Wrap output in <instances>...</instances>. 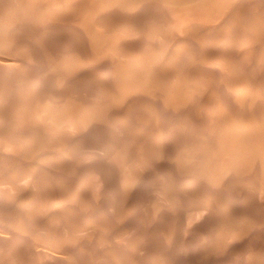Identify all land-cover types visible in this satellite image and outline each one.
I'll return each mask as SVG.
<instances>
[{"label": "rangeland", "instance_id": "1", "mask_svg": "<svg viewBox=\"0 0 264 264\" xmlns=\"http://www.w3.org/2000/svg\"><path fill=\"white\" fill-rule=\"evenodd\" d=\"M66 1V2H65ZM65 1H63L61 4L63 5L64 4V7L63 6H59V8H60V10H57V12H53V11H47L45 14L43 13L42 14V17L41 16H38V15H40V14H38L37 15V17H36V19H37V21H46V22H49L52 26H55L56 27V29H55V27H53V28H51L52 29V31H46V32H44V33H41L37 38H35V41H37V43L35 42V41H33V46L35 45V46H39V48H41L42 46L41 45H43V44H47L49 41L50 42H52V43H50L52 46H50V44H49V48L48 49H50L51 50V47H52V49H53V45L55 44V46L57 47V42H58V40L60 39V40H62V42H63V44L61 45V46H59V47H57V49H58V51L60 50V53L62 54V55H60L59 53H58V51L57 52H55L56 54L58 53V55L57 56H60V58H63V61L58 57V59L59 60H61L62 62H63V66H59V67H55V68H50L51 70H49V72L47 73V72H45L46 70H44V72L46 73V74H48V75H46V76H48V77H50L51 78V82L49 83V85H48V89H47V91H48V94L50 93H52V96H53V94H54V96H55V94H56V96H62V97H65V101H64V98H62V100H63V102H65L64 103V105H66V99H67V101H69L68 103H67V105L66 106H71V99H85V100H83L84 102H86V103H88L89 104V102H90V104L91 105H89L91 108H92V111H96V113L97 112H100L101 111V108L100 107H102V108H105V106H106V104H107V102H109L107 105H109L110 107H109V109H107V111L104 109H102L103 111H105V112H108L109 113V118L107 117V116H105V114H104V117H103V113H105V112H100L101 114L100 115H98V117H101V115H102V117H103V119L102 120H104V121H102V123H101V118L100 119H97V118H95L96 120H98L99 121V123L100 124H102V125H100L99 123H98V121H96L95 119L93 120V121H87V125H88V123H89V125L87 126L88 128H89V130H88V128L87 129H83L82 130V128H86L85 126H86V124H83V122H84V120H83V122H81V120L82 119H86V117L84 118L83 116H82V118L80 119V118H78V117H80V116H78L77 118H78V120H77V118H74V119H72V121H71V123H70V121H69V123L67 122L68 121V118L67 117H65L64 118V116H62L60 119H61V121L62 122H64V124L62 123V122H60L61 124H59V128L57 127H55V126H58V125H48V127L50 128V129H47V127H46V125H47V123L48 122H45L46 123V125L44 124V119H45V117L43 116V114H40L37 110V106H39L38 104H39V102H38V104L36 103L37 101L36 100H38V98H39V96H37V95H39V94H41V88H39L40 89V91H39V89H38V87H35V86H37L38 85V83L35 81V73H37L35 70H33L32 69V66H31V63L30 62H28V60L27 59H29V58H27V54H26V51H25V54L24 53H22L21 51H24L26 48H24V47H22V46H20L19 48H18V50L16 49V50H12V49H10L9 48V46L8 47H6L5 45L4 46H0L2 49H1V51H0V65H1V67H0V84H2V86H0L1 88H7V86L9 85V87H8V89H10V85H12V87H11V89H12V91H14L15 89H17V91L15 92L14 91V93H12V91H11V89H10V92H7L8 91V89H4L3 88V90H7L6 92L8 93V94H5L6 92L5 91H3L2 89H0V91H2L1 93L2 94H4L3 96H1V97H3L4 98V96H5V98L8 100V101H6V99H5V102H4V100H3V98H1L0 97V99H1V103H0V127H2V128H0V131H2V130H5L9 125L10 126H12V127H14L19 121H21V122H19L20 124H17L16 126H18L19 128H22V129H18V131H19V133H20V130L22 131V133L21 134H23V133H28L29 131V133H35V134H33V135H35L37 138H34V139H32L33 141H35V143H33L32 144V142L33 141H28L29 139H26L25 140V142L23 141V142H21L20 143V145H19V142H15L14 140L12 141V140H9V139H7L8 141H11V143H9L10 145H13V148L15 149H13L12 148V146H11V148H10V146L7 144V145H5V141H7L6 140V137H3L0 141H2V142H0V149H1V151H0V177H1V180H0V190H3L4 189V191H1L0 193H1V196H2V193H3V195H5V196H2L1 197V199L3 198V201L0 199V249H2V251L0 250V254H2V255H0V260H1V258H2V260H1V264H11V263H13V264H31V263H33V264H41L42 262V264H61V263H67V261H68V263L67 264H71V260H73L74 261V263H73V261H72V264H87V263H84V261L86 260V258H87V260H86V262L88 261V263H89V261L91 262L92 261V263L91 264H102L104 261V263L103 264H107V263H109V262H111L110 264H113V262H114V264H127V262L129 263V264H144L145 262H147L148 264H162L163 262L162 261H164V260H166V261H164V264H205V263H207V264H213V262H215L214 264H217L218 262H220V258H222V257H224V258H222L223 260L221 261V264H223V263H226V264H229V262H230V264H248V262L250 263V264H252L251 262H253L254 264H257V262H259V264L261 263V261H262V263H264V243H262V242H264V238L262 239V237H264V236H262V235H264V226H262V225H257L258 223L259 224H263L264 225V196H263V194H264V170L262 169V168H259V167H262L261 165V162H260V164H259V160H261V158H259V160H257V164H259V167H256L257 166V164H256V166H255V164H254V166H253V169L251 168H248V167H250V166H252V164H250V166L248 165H246L245 167V172L242 170V172L243 173H245V174H243V173H241V172H238V174L240 173V175L241 176H237L236 177V175H234V173L236 172V174H237V171H241V170H237V171H235L234 172V169L233 170H231L232 171V176H234V177H231L230 178V181H231V179H233L232 181L234 182V183H236V184H233V183H231V182H228V180H229V178H228V176H226V174L225 173H223V174H225V176H223V177H225L226 179L228 178V180L226 181V179L224 180V179H221V178H223V177H219L218 176V174H220V172L218 173L217 171L218 170H220L221 168H216L215 167V169L217 170L216 172L218 173V174H216L215 173V169L214 170H212V167L211 168H208V170H206L205 172H203V169H201V170H198V169H200V166L202 167V168H204V170L207 168V167H209V163H213V164H211L212 166H216V164L218 165L219 164V167H220V162L219 161H221V159H223L224 158V155L222 154V149L221 150H219L220 148H218L217 150H219V151H221V153H219V151H216L215 149L217 148V146L218 145H220V143H225V144H222L223 146H224V148H226V147H228V145H226V141H228V140H224V138H225V135L227 134V135H229V136H227L226 135V137H230V142H231V139H233V138H231V136L232 137H235L236 135H235V133L236 132H239L238 133V135L241 133L242 134V132H243V129L242 128H239V127H243V128H245L244 129V132H243V136H249L250 137V134H251V132H252V134H251V136H254V134L256 133V130H254V129H256V128H252V126L250 127H245L246 126V124H244V122L243 121H245V119L246 120H249V119H252V120H255V119H253V117L254 118H256V117H258V118H256V120L258 121V120H264V102H262V101H264V91H262V92H260L261 90H264V44H262L263 42H264V32H263V34L261 33V34H259L260 35V37H259V35H256V36H254V41L256 42L257 41V43H258V41H260L259 42V45H260V49H256L253 45H251V39H250V34H248V33H246V35H245V33L244 34H242L243 32H240L239 30H241L242 28H243V26H242V23L239 21V18L240 17H243V13H244V18H247L248 16H249V18H247V19H249L250 21H252V23H253V21H254V23L255 24H257V25H260V24H264V11H263V8H264V3H263V1L264 0H257V2H256V0H228V2H227V4H226V7H224L223 6V4H221L222 5V7H221V5H220V9L221 8H223L222 9V13H221V10H219V8H216L217 9V11H214L215 10V8H213L214 10L213 11H211V12H209V14L211 13L212 15H205V16H203L202 17V15L200 16L201 18H197V19H195V21H194V17H193V20H192V18L191 19H189L188 21H184V20H187V19H183V21L181 20V19H179V21L177 20L176 22H178V23H176V22H174L175 21V19H178L179 17L177 16L176 17V15H174L175 14V12L177 11H181V9H182V7H181V5L179 6V4L178 3H174V4H176L175 5V7H174V4L173 3H171V5H169V4H167V2L165 1V0H161V2H160V0H155V2H153V0H140V1H138V5H137V7H136V4H134V6H130L131 8H133V11H132V9L131 8H129V7H126L125 5V3H127V1H125V0H123V1H125V2H123V1H121V2H123V5L121 4V3H119V1H117V0H112V4L109 6V8L107 9V7L105 6L104 7V9H103V7L100 9L99 8V10L100 11H98V13H97V15L95 16L94 14L92 15V14H87V13H83L84 15L86 14L87 15V19H86V15L84 16L83 14L81 15V10L79 9L80 7L79 6H77L76 4H74V3H72L70 0H69V2H67V0H65ZM86 0H81V3H82V5L84 6V3L83 2H85ZM96 0H92V1H90L89 0V2L87 3V7L90 5V3L92 2V5L94 4V5H98V3L99 2H101V0L100 1H96L97 2V4H96V2H95ZM103 2L105 1V0H102ZM107 1H109V0H107ZM111 1V0H110ZM133 1V0H132ZM131 0H129V2H132ZM164 1H165V3H164ZM239 1H240V3H239ZM73 4V5H75V6H71V3ZM116 2V3H115ZM141 2H142V4H141ZM231 2V3H230ZM232 2H235V3H232ZM243 2V3H242ZM245 2H247V4H245V6H244V3ZM4 3H5V0H0V7L1 6H4ZM66 3H67V5H66ZM69 3H70V6H69ZM150 3H151V5H150ZM229 3V4H228ZM257 3V4H256ZM1 4H3V5H1ZM60 4V5H61ZM115 5V7H114V5ZM155 4V5H154ZM158 4V5H157ZM173 4V5H172ZM177 4H178V7H177ZM224 4V5H225ZM248 4H249V6H251L250 8H249V6H248ZM258 4L260 5V6H258ZM65 5H66V7H65ZM144 5V6H143ZM157 5V6H156ZM160 5V6H159ZM162 5V6H161ZM168 5H169V7H168ZM227 5L229 6L228 7V10H227ZM255 5H256V7H255ZM111 6H112V8H111ZM120 6V7H119ZM123 6V7H122ZM142 6V7H141ZM152 7V9H151V7ZM165 6L168 8H166V10H165ZM171 6H173V7H171ZM187 6V5H186ZM186 6H184L183 7V10H182V12L183 11H186ZM197 6V5H196ZM234 6V7H233ZM62 7H63V9H62ZM85 7V6H84ZM90 7V6H89ZM94 7V6H93ZM97 7V6H96ZM119 7V8H118ZM150 7V8H149ZM171 7V8H170ZM188 7V9L187 10H190L189 9V6H187ZM257 7H259L260 9L262 8V11H261V14H262V12H263V16L260 14V11H257ZM57 8V7H56ZM71 8V9H70ZM121 8V9H120ZM124 8V9H123ZM129 8V9H128ZM143 8V9H142ZM149 8V9H148ZM177 8H180V10L179 9H177ZM184 8H185V10H184ZM253 8V9H252ZM2 10H0V20H2V19H4V21L6 20V18L8 19V17H6V16H10V12H9V10H7L6 8H1ZM226 9V10H225ZM240 9V10H239ZM248 9V10H247ZM7 12H9V15H8V13L6 14V11ZM113 10V11H112ZM129 10H130V12H129ZM140 10V11H139ZM219 10V11H218ZM233 10V11H232ZM238 10V14H237V11ZM252 10V11H251ZM256 10V11H255ZM259 10V9H258ZM75 11V12H74ZM110 11V12H109ZM132 11V12H131ZM145 11V12H144ZM228 12V11H230L231 12V14H230V18L228 17V20H227V14H226V12ZM235 11V12H234ZM240 11H243V13H241ZM48 12H49V14H48ZM51 12V13H50ZM108 12V13H107ZM124 12H126V13H124ZM144 12V13H143ZM152 13V15H151V13ZM159 12V13H158ZM162 12V13H161ZM169 12V13H168ZM171 12V13H170ZM173 12V13H172ZM177 12H176V14H177ZM224 12H225V14L226 15H224ZM249 14H248V13ZM111 13V14H110ZM214 13H216V14H214ZM219 13H220V16H219ZM229 13V12H228ZM240 13V14H239ZM50 14H52V15H50ZM63 14V15H62ZM103 14H105V15H103ZM116 14V15H115ZM122 14H123V16H122ZM132 14V15H131ZM135 14H136V16H135ZM143 14V15H142ZM157 14V15H156ZM161 14H162V19H161ZM247 15V17H245L246 15ZM251 14H252V16H251ZM260 14V15H259ZM4 15V16H3ZM47 15H49V16H47ZM67 15V16H66ZM77 15V16H76ZM91 15V16H90ZM102 17H101V16ZM107 15H108V17H107ZM119 17H118V16ZM145 15V16H144ZM238 15H239V17H238ZM240 15H242V16H240ZM53 16V17H52ZM57 16V17H56ZM64 16H65V18H64ZM71 16V17H70ZM75 16H76V18H75ZM80 16V17H79ZM131 16H132V18H131ZM143 16V17H142ZM157 18H156V17ZM160 16V17H159ZM170 16H171V18H170ZM174 16H175V19L173 20L172 18H174ZM206 16L208 17V18H206ZM236 16H237V18H236ZM260 18H259V17ZM6 17V18H5ZM39 17V18H38ZM50 17V18H49ZM55 17V18H54ZM60 17V18H59ZM73 17V18H72ZM94 17H95V20H94ZM123 17V18H122ZM124 17L125 18H127V21H122L123 19H124ZM142 17V18H141ZM151 17V18H150ZM166 18V20H168V18H169V20H168V23L166 22V20H165V18ZM214 17V18H213ZM47 19V20H45V19ZM52 18V19H51ZM67 18H68V20H67ZM77 18H80V19H78V21H77ZM91 18V19H90ZM112 18V19H111ZM119 18V19H118ZM121 18H122V20H121ZM217 18L219 19L218 21H217ZM254 19V20H252V19ZM51 19V20H50ZM57 19V20H56ZM74 19H76V21L74 20ZM88 19H89V21H88ZM108 19H109V21H111V24H112V22H113V24H112V26L111 27H108V29H106V33H105V30H104V27H106V26H104L103 28L102 27H100V25L102 24L103 25V22L105 21V22H107L108 21ZM131 19V20H130ZM135 20V22H134V20ZM138 19V20H137ZM152 19V20H151ZM161 19V20H160ZM163 19H164V21H163ZM211 19H212V21H211ZM222 19V20H221ZM224 19V20H223ZM231 19V20H230ZM260 19V20H259ZM59 20H60V22H59ZM63 20V21H62ZM92 20V21H91ZM103 20V21H102ZM160 20V21H159ZM202 20V21H201ZM207 20H209L208 22H205V21H207ZM214 20V21H213ZM258 20V21H257ZM262 20H263V23H262ZM3 21V20H2ZM70 21H72L71 23H70ZM80 21V22H79ZM84 23H83V22ZM89 23H88V22ZM99 21L101 22V23H99ZM116 21H117V27H116ZM131 21V22H130ZM143 21V22H142ZM148 21V22H147ZM155 21H157L156 23H155ZM180 21H182V22H180ZM222 21V22H221ZM226 21V22H225ZM230 21V22H229ZM233 21V22H232ZM256 21V22H255ZM260 21H261V23H260ZM75 22V23H74ZM104 22V23H105ZM121 22V23H120ZM127 22V23H126ZM133 22V23H132ZM162 22H163V25H162ZM195 22V23H194ZM200 22V23H199ZM202 22H203V24H202ZM206 24H205V23ZM217 22V23H216ZM219 22H220V24H219ZM257 22H259V23H257ZM55 23V24H54ZM96 23H97V26H96ZM134 23H135V25H134ZM144 23V25H142ZM172 23V24H171ZM174 23H176V24H174ZM189 23V24H188ZM192 25H191V24ZM198 23V24H197ZM215 23V24H214ZM229 25H228V24ZM241 23V24H240ZM253 23V24H254ZM67 24H68V26H67ZM80 24V25H79ZM85 24V25H84ZM86 24H88V25H90V26H92L93 25V27H95V29L94 30H92V32L89 30V28H88V26L86 25ZM94 24H95V26H94ZM98 24H99V26H98ZM139 25V27H141V28H139L137 25ZM194 24H195V26H194ZM201 24V25H200ZM209 24V25H208ZM218 24V25H217ZM231 24V25H230ZM251 24V23H250ZM57 25H59V26H57ZM73 26V28H72V26ZM115 25V26H114ZM134 25V26H133ZM149 25H151V26H149ZM155 25V26H154ZM187 25V26H186ZM199 25V26H198ZM213 25H214V28H213ZM63 26H64V28H63ZM70 26V27H69ZM79 26V27H78ZM82 26V27H81ZM85 26V27H84ZM114 26V27H113ZM124 26V27H123ZM127 26L129 27V28H134V29H130L129 31H128V28H127ZM137 26V27H136ZM149 26V27H148ZM153 26H154V28H153ZM175 26H177V27H175ZM201 26H203V27H201ZM206 26V27H205ZM220 26V27H219ZM235 26V27H234ZM33 27V26H32ZM31 27V28H32ZM163 27V28H162ZM168 27H169V29H168ZM195 29V30H193V28ZM196 27V28H195ZM198 27H199V29H198ZM200 27H201V29H200ZM30 28V29H31ZM88 28V29H87ZM112 29L111 30V32L113 33V35H112V33L110 32V29ZM114 28V29H113ZM117 28V29H116ZM120 28H121V30H120ZM123 28V29H122ZM136 28V29H135ZM143 28H144V31H143ZM152 28V29H151ZM178 28V29H177ZM185 28V29H184ZM205 28H206V30H205ZM207 28H208V30H207ZM212 28H213V30H212ZM218 28V29H217ZM223 28V29H222ZM230 28V29H229ZM234 29V31H233V29ZM21 29V30H20ZM26 28H22V27H20V28H18V29H16L15 31V33L16 34H20V35H24V34H26V32L28 31L27 29L25 30ZM33 29H35V27L33 28ZM66 29V30H65ZM80 29V30H79ZM96 29H97V33L101 30V34L102 33H104V35L105 36H103V37H107L108 39H110V42H112V43H114L115 42V48H113L114 50L116 49V51H114V50H112L111 51V49H105V50H99V49H97L98 47H97V45L95 44V43H93L94 41L92 40L93 38H92V35L95 33V31H96ZM150 29V30H149ZM155 29V30H154ZM162 29V30H164V31H160V30ZM215 29V30H214ZM217 29V30H216ZM238 29V30H237ZM17 30H18V32H17ZM32 30V29H31ZM73 30V31H72ZM104 30V31H103ZM108 30V31H107ZM117 33V35H116V33L114 32V31ZM123 30H124V32H123ZM135 32L134 33V35L135 36H132V35H130V34H133V31ZM136 30V31H135ZM152 30H153V32H152ZM165 30H167L166 32H165ZM171 30V31H170ZM173 30V31H172ZM185 30H186V32H187V34H189V35H187L186 34V32H185ZM203 30V31H202ZM230 30H231V32H230ZM60 31H61V34H60ZM83 31H84V34H83ZM132 33H131V32ZM140 31H141V33H140ZM146 31H148V32H146ZM156 31H157V33H159V31H160V33L159 34H157L156 33ZM190 31H192V33L194 32V34H193V36H191V32ZM202 31V32H201ZM213 31H215V32H213ZM219 31V32H218ZM53 32H54V36H53ZM67 32H68V34H67ZM86 32V33H85ZM110 32V33H109ZM118 32H120V33H118ZM126 32V33H125ZM130 32V33H129ZM137 32H138V35H139V37H138V35L136 36V34H137ZM161 32H163L164 33V35L163 36H161L163 33H161ZM189 32V33H188ZM208 32V33H207ZM121 33L123 34V36L121 35ZM143 33V34H142ZM155 33V34H154ZM168 33V35L169 36H166V34ZM175 33H176V35H175ZM182 33H183V35H182ZM213 33V34H212ZM216 33V34H215ZM227 34V35H225V34ZM44 34V35H43ZM47 34V35H46ZM88 34V35H87ZM99 34V33H98ZM100 34V35H101ZM108 34V35H107ZM126 34V35H125ZM148 34V35H147ZM151 34V35H150ZM237 36H236V35ZM240 35V37H239V35ZM248 34V35H247ZM49 35V36H48ZM56 35V36H55ZM58 35V36H57ZM91 36V40H89L90 39V36ZM142 35H143V37H142ZM155 37H157V38H155ZM160 35V36H159ZM172 35V36H171ZM186 35V36H185ZM198 35V36H197ZM204 35V36H203ZM206 35H207V37H206ZM221 35V36H220ZM224 35V36H223ZM231 35V36H230ZM236 37H235V36ZM252 36L254 35V34H251ZM46 36H47V40L45 39L46 38ZM62 36H63V38H62ZM71 36V37H70ZM73 36V37H72ZM101 36V37H102ZM140 36H141V38H140ZM149 36V37H148ZM152 36V37H151ZM165 36V37H164ZM176 36V37H175ZM183 38H182V37ZM228 36H229V39H228ZM248 36V37H247ZM263 36V37H262ZM44 37V38H43ZM67 37V38H66ZM85 37V38H84ZM118 37V38H117ZM120 37V38H119ZM126 37V38H125ZM136 37V38H135ZM150 37H151V39H150ZM168 37V38H167ZM185 37H186V39H185ZM199 37V38H198ZM224 37H225V39H224ZM256 37V38H255ZM125 38V39H124ZM129 38V39H128ZM159 38H160V40H159ZM175 38V39H174ZM180 38V39H179ZM189 38V39H188ZM193 38H194V40H193ZM218 39V41H217V39ZM223 38V39H222ZM260 38V39H259ZM42 39V40H41ZM63 39H65V41H63ZM68 39V40H67ZM115 39V40H114ZM139 39H141L140 41H139ZM149 39L151 40V42L149 41ZM164 39V40H163ZM168 39V40H167ZM205 39V40H204ZM207 39H210V40H207ZM215 39H216V41H215ZM231 39V40H230ZM41 40V43L39 42V41ZM46 40V41H45ZM86 40H87V42H86ZM112 40H114V42L112 41ZM124 40L126 41V42H124ZM134 41V45L132 44V42H130V41ZM145 41V42H143V41ZM172 40H173V42H172ZM185 40V41H184ZM221 40H222V42H221ZM247 40V41H246ZM252 40H253V38H252ZM53 41H54V43H53ZM72 42L71 44L72 45H70V44H65L66 42ZM80 41V42H79ZM93 41V42H92ZM117 41V42H116ZM138 41H139V43H138ZM161 41V42H160ZM192 41V42H191ZM205 41H206V43H205ZM209 41V42H208ZM213 41V44L215 45V46H213V44L211 43ZM215 41V42H214ZM233 41V42H232ZM237 41V42H236ZM246 41V42H245ZM262 41V42H261ZM119 42H120V44H119ZM136 42V43H135ZM156 42V44H154ZM162 42H169V44H166L165 43V45L163 46V44H162ZM186 42V43H185ZM195 42V43H194ZM234 42H235V44H234ZM243 42V43H242ZM251 42V43H250ZM35 43V44H34ZM117 43V44H116ZM123 43V44H122ZM124 43H126V44H124ZM145 43V44H144ZM147 43V44H146ZM148 43H150V45L148 44ZM182 43L184 44V45H182ZM207 43H208V46H207ZM217 43V44H216ZM233 43V44H232ZM250 44V46L249 47H251L250 49H249V47H248V45ZM65 44V45H64ZM77 44V45H76ZM89 44V45H88ZM122 44V45H121ZM140 44V45H139ZM143 44L145 45L144 46V48H146V50H144V48H143ZM154 44V45H153ZM161 44V45H160ZM172 44V45H171ZM179 44V45H178ZM195 44H197V45H195ZM200 44V45H199ZM211 44H212V46H211ZM225 44V45H224ZM229 44V45H228ZM246 44V45H245ZM82 45V46H81ZM93 45L95 46V48L93 47ZM156 45H157V47H158V49H156L157 47H156ZM167 45V46H166ZM169 45V46H168ZM177 45V46H176ZM187 45H189V46H187ZM191 45H192V47L193 48H191ZM233 45H234V49H236V50H231L232 49V47H233ZM23 46H27L26 45V43H25V45L23 44ZM41 46V47H40ZM63 46V47H62ZM65 46V47H64ZM89 48H87V47ZM90 46V47H89ZM129 46V47H128ZM131 46V47H130ZM135 46V47H134ZM140 46V47H139ZM147 46V47H146ZM150 46V47H149ZM153 46V47H152ZM155 46V47H154ZM173 46V47H172ZM181 46H182V48H181ZM185 46H187L186 47V49H185ZM198 46V47H197ZM218 46H220L219 48L221 49V50H219V48H218ZM224 46H226L225 48H224ZM231 46V47H230ZM238 46V47H237ZM242 46V47H241ZM262 46V47H261ZM22 47V48H21ZM36 47V48H37ZM66 47L68 48V49H66ZM71 47V48H70ZM74 47V48H73ZM75 47H77V49H80L81 47V49H80V51L82 50V49H84V53H83V55H84V57H86V60L87 59H91L92 60V62H91V60L90 61H86L85 60V58L84 59H82L81 60V62H79V61H77V56L78 55H76L78 52H79V50H78V52H76L77 51V49H75ZM80 47V48H79ZM93 49H92V48ZM97 47V48H96ZM123 47V48H122ZM138 47V48H137ZM166 47H167V49H166ZM178 47V48H177ZM194 47H196V48H198V50L195 48L194 49ZM201 47H203V49L201 48ZM213 47V48H212ZM246 47H248V48H246ZM4 48V49H3ZM10 50H9V49ZM60 48V49H59ZM73 48V49H72ZM135 48V49H134ZM137 48V49H136ZM141 48V49H140ZM149 48V49H148ZM160 48H161V50H160ZM162 48L164 49L163 51H162ZM207 48H208V50H207ZM217 48V49H216ZM230 48V49H229ZM253 48V49H252ZM8 50V52L6 51V50ZM70 49V50H69ZM86 49V50H85ZM91 49V50H90ZM123 49V51H121V50ZM128 49H129V51H128ZM153 49V50H152ZM174 49V50H173ZM176 49V50H175ZM183 49V50H182ZM190 49H192V50H190ZM213 49V53H211V50ZM228 49V50H227ZM2 50L3 51H5V52H3L2 53ZM20 50V51H19ZM64 50V51H63ZM94 50V51H93ZM99 52H98V51ZM124 50H125V52H124ZM136 50V51H135ZM154 50H155V52H154ZM173 50V51H172ZM182 50V51H181ZM187 50V51H186ZM223 50V52H221ZM225 50V51H224ZM231 50V51H230ZM244 50V51H243ZM253 50H255V51H252ZM10 51V52H9ZM63 51V52H62ZM73 51V52H72ZM74 51L76 52L75 54H74ZM101 51V52H100ZM107 51V52H106ZM110 51V52H109ZM114 51V52H113ZM137 51H138V53H137ZM140 51H142V52H140ZM144 51V52H143ZM148 51H149V53H148ZM177 51V52H176ZM183 51H186V52H184L183 53ZM194 52V53H192V52ZM200 51V52H199ZM204 51V52H203ZM234 51H235V53H234ZM241 51V52H240ZM245 51H246V54H244L245 53ZM259 51H260V53H259ZM13 54H12V53ZM66 52V53H65ZM113 52V53H112ZM131 52V53H130ZM136 54V56H135V54ZM153 54H152V53ZM157 52H158V54H157ZM166 52V53H165ZM174 52V53H173ZM176 52V53H175ZM181 53V56H180V53ZM190 52H191V54H190ZM196 52V53H195ZM209 52V53H208ZM219 52V53H218ZM224 52H226V53H224ZM230 52V53H229ZM240 52V53H239ZM9 53H11V54H9ZM18 53H20V54H24L23 55V57H22V55H20V54H18ZM50 53V52H49ZM70 53V55H68ZM87 53V54H86ZM90 55H89V54ZM97 53V54H96ZM106 53V54H105ZM126 53L128 54H131V55H126ZM143 53H144V55H143ZM163 53V54H162ZM169 53V54H168ZM170 53H172V55L170 54ZM186 53V54H185ZM187 53H189L188 54V56H190V57H188L187 56ZM202 53H203V55H202ZM205 53V54H204ZM207 53V54H206ZM216 53H218V54H216ZM222 53V54H221ZM224 53V54H223ZM237 53V54H236ZM257 53V54H256ZM3 54H5V57H4V55ZM7 54V55H6ZM17 54V55H16ZM51 54H53L52 52H51ZM50 54V55H51ZM66 54L69 56H66ZM95 54V55H94ZM112 54H113V56H112ZM133 54V55H132ZM146 54H147V56H146ZM150 54V55H149ZM176 54H178V55H176ZM185 54V55H184ZM194 54V55H193ZM197 54V55H196ZM211 54H213V55H211ZM221 54V55H220ZM236 54V55H235ZM244 54V55H243ZM252 54V55H251ZM20 55V56H19ZM74 55H76V56H74ZM86 55V56H85ZM91 55H94L93 57H91ZM138 55V56H137ZM139 55H140V57H139ZM166 55V56H165ZM168 55H169V58H168ZM174 55V56H173ZM176 55V56H175ZM209 55V56H208ZM233 55H234V59H233ZM237 55H239V56H237ZM246 55V56H245ZM254 55H256V56H254ZM7 56H8V58H7ZM62 56V57H61ZM120 56V57H119ZM123 56V57H122ZM130 56H131V58H133V59H131V61H130ZM162 56V57H161ZM172 56V58H170ZM195 56H196V58H195ZM204 56H206V57H204ZM225 56V57H224ZM227 56V57H226ZM228 56L231 58V59H228ZM237 56V57H236ZM260 56H262V57H260ZM2 57V58H1ZM17 57V58H16ZM21 57V58H20ZM75 57V58H74ZM89 57V58H88ZM95 57V58H94ZM100 57V58H99ZM103 59H102V58ZM110 57V58H109ZM118 57V58H117ZM127 57V58H126ZM136 57L138 58L139 57V59H137L136 60ZM144 58V59H141V58ZM150 57V58H149ZM152 57V58H151ZM155 57V58H154ZM167 57V58H166ZM178 57V58H177ZM192 57H193V59H192ZM198 57V58H197ZM201 57H202V60H201ZM254 57V58H253ZM259 57H260V59H259ZM4 58V59H3ZM24 58V59H23ZM27 58V59H26ZM46 58H47V56H46ZM68 58V59H67ZM72 58V59H71ZM120 58V59H119ZM147 58V59H146ZM149 58V59H148ZM154 58V59H153ZM175 58V59H174ZM180 58V59H179ZM188 58V59H187ZM207 58V59H206ZM210 58V59H209ZM220 58V59H219ZM222 58V59H221ZM223 58H224V60H225V58H226V60L224 61L223 60ZM241 58V59H240ZM247 58V59H246ZM259 59V63H258V59ZM8 59V61H6ZM23 59V60H22ZM47 59H49V58H47ZM57 59V60H58ZM100 59V61H97V60H99ZM102 59V60H101ZM106 59V60H105ZM109 59V60H108ZM135 59V60H134ZM158 59H160V60H158ZM167 59L168 60H170L169 62L167 61ZM171 59L173 60V61H171ZM179 61H177V60ZM187 59V60H186ZM192 59V60H191ZM212 59V60H211ZM215 61H214V60ZM218 59V60H217ZM239 59H240V61H239ZM247 61H245V60ZM251 59V60H250ZM14 60V61H13ZM30 60V59H29ZM71 60V61H70ZM74 60V61H73ZM84 60V61H83ZM125 60H126V62H125ZM143 60H145L146 61V63H145V61H143ZM157 60V61H156ZM162 60H163V62H162ZM176 60V61H175ZM182 60V61H181ZM183 60H185V61H183ZM195 60V61H194ZM209 60V61H208ZM211 60V61H210ZM229 60V62H227ZM230 60H232L233 62H230ZM244 60V61H243ZM254 62H253V61ZM263 62H262V61ZM3 61V62H2ZM11 61V62H10ZM26 61V63L25 64H23L24 62ZM67 61V62H66ZM83 61V62H82ZM107 61V62H106ZM112 61V62H111ZM120 61V62H119ZM148 61V62H147ZM150 61H151V63H150ZM152 61H154V62H152ZM156 61V62H155ZM160 61V62H159ZM200 61V62H199ZM207 61V62H206ZM217 61V62H216ZM224 61V62H223ZM243 61V62H242ZM250 61V62H249ZM256 61V62H255ZM2 62V63H1ZM10 62V63H9ZM22 62V63H21ZM28 62V63H27ZM72 62V63H71ZM74 62V63H73ZM91 62V63H90ZM95 62V63H94ZM98 62V63H97ZM110 62H111V64H110ZM113 62L115 63V64H113ZM117 62V63H116ZM134 62H136V64L134 63ZM141 62V63H140ZM158 62V64H156ZM166 62V63H165ZM171 62V63H170ZM172 62H174L175 64H173ZM188 62V63H187ZM195 62V63H194ZM198 62V63H197ZM221 62V63H220ZM225 62H227V64H223V63H225ZM236 62V63H235ZM8 63V64H7ZM13 63L14 64H16V66H14L13 65ZM18 63V64H17ZM65 63V64H64ZM94 63V64H93ZM105 63V64H104ZM107 63V64H106ZM128 63V64H127ZM150 64V65H147V66H153V68L155 69V68H157V70L156 71H158L157 73H156V71L154 70V72H152L153 73V77H155L154 75H157V77H155L154 79L156 80V82H155V84L154 85H158L157 87L156 86H151L152 84H150V83H148V84H145L144 82H139L140 84L142 83V85H140V86H143V83H144V86L143 87H146V88H141L142 90L143 89H146L144 92L142 91V94H141V92H138V91H136V90H139V89H136V90H124V92H123V89H125L124 88V83H125V80L123 81V79H120V75H118L119 73H117V72H115V70H119L121 73H122V75H123V73L125 72V70H129V69H131L132 70V68H133V70H135V71H137V70H139L138 72H141L143 69H145L143 72H145V71H147V70H151L152 68H148L147 66H146V64ZM155 63V64H154ZM167 63H168V65H167ZM200 63V64H199ZM220 63V64H219ZM240 63V64H239ZM10 64H11V66H10ZM21 66H20V65ZM22 64H23V66H22ZM30 64V65H29ZM74 64V65H73ZM84 64V65H83ZM87 64H88V66H87ZM95 64L97 65V70H96V66H95ZM100 66H99V65ZM108 64H110V66L108 65ZM122 64L123 65H125V66H122ZM143 64V65H142ZM171 64H173V65H171ZM176 64H178V65H176ZM185 64V65H184ZM193 64V65H192ZM207 64V65H206ZM234 64H236V65H234ZM243 64V65H242ZM246 64V65H245ZM253 64H255V65H253ZM258 64V65H257ZM3 65V66H2ZM28 65H29V67H28ZM77 65V66H76ZM89 65H91V66H89ZM105 65H108L107 66V68H106V66ZM116 65H118L117 67H116ZM139 67H138V66ZM141 65V66H140ZM144 65H145V67H147V69L144 67ZM156 65V66H155ZM164 65H166V66H164ZM170 65V66H169ZM176 65V66H175ZM184 67H183V66ZM195 65V66H194ZM199 65V66H198ZM204 65V66H203ZM206 65V66H205ZM240 65L241 67H238V66ZM245 65V67H246V69H247V71H249L248 73L246 72V69H244V67L242 68V66H244ZM251 65V66H250ZM13 66L15 67V68H13ZM19 68H18V67ZM81 66H84V67H86L85 69H83ZM115 69H112V67ZM115 66V67H114ZM120 66V67H119ZM125 69V70H122L121 68L122 67ZM129 66V67H128ZM159 66V67H158ZM174 68H173V67ZM190 66V67H189ZM251 68H250V67ZM255 66V67H254ZM10 67V68H9ZM24 69H23V68ZM63 69H62V68ZM79 67V68H78ZM81 67V68H80ZM92 67V68H91ZM118 67L120 68V69H118ZM128 67V68H127ZM171 67L174 69H172V71L170 70L171 69ZM196 67V68H195ZM199 67V68H198ZM210 67V68H209ZM221 67V68H220ZM225 68V70L227 71H223V69ZM231 67H232V69H231ZM237 67V68H236ZM257 67V68H256ZM258 67H259V70H258ZM2 68V69H1ZM9 70H7V69ZM58 70H57V69ZM61 68V69H60ZM77 68V69H76ZM98 68L100 69V71L98 70ZM102 68V69H101ZM108 68H111V70L110 69H108ZM117 68V69H116ZM142 68V69H141ZM163 68V69H162ZM165 68H167L166 69V72H164L165 71ZM170 68V69H169ZM181 68H183V69H181ZM184 68H187V69H191L192 68V70L190 71V70H187L186 71V69H185V73H184ZM202 68H207V69H205V70H203ZM232 70V71H230V69ZM241 70H240V69ZM253 68H256V69H253ZM262 68H263V70H262ZM15 69V70H14ZM16 69H18L17 71H16ZM21 69H23V71L21 70ZM28 69V70H27ZM31 69V70H30ZM79 69H80V71H79ZM169 69V70H168ZM176 69H177V72H176ZM202 70V72H201V70ZM222 69V70H221ZM228 69V70H227ZM238 69V70H237ZM245 71H244V70ZM252 69V70H251ZM22 72H21V71ZM47 70H48V68H47ZM66 70V71H65ZM69 70V71H68ZM73 70V71H72ZM90 70V71H89ZM114 70V71H113ZM128 70H127V72H128ZM152 70V71H153ZM195 70H197V71H195ZM207 70V71H206ZM214 70V71H213ZM216 70V71H215ZM221 70V71H220ZM261 70V71H260ZM7 71V72H6ZM11 71V72H10ZM19 71V72H18ZM29 72V73H26V72ZM56 73H55V72ZM84 71V72H83ZM96 71H98V72H96ZM105 71V72H104ZM110 71H112V72H110ZM183 71V72H182ZM195 71V72H194ZM204 71V72H203ZM212 71V72H211ZM219 71V72H218ZM236 71V72H235ZM254 71V72H253ZM6 72V73H5ZM21 72V73H20ZM24 72V73H23ZM52 72V73H51ZM70 72H73V73H70ZM76 72V73H75ZM77 72H79V73H77ZM96 72V73H95ZM104 72V73H103ZM171 74L170 76H169V73ZM188 72L189 73H191V75H193V76H190V75H188ZM193 72V73H192ZM210 74H209V73ZM213 72H214V75H212L213 74ZM221 72V73H220ZM235 72V73H234ZM240 74H239V73ZM243 72V73H242ZM7 73H10L11 74V77L9 76L10 74H7ZM44 73V74H45ZM70 73V74H69ZM85 73V74H84ZM89 73V74H88ZM108 73H112V74H110L109 76H108ZM142 73V72H141ZM155 73V74H154ZM182 73V74H181ZM219 73V75H217ZM256 73H257V75H256ZM260 73H262V74H260ZM6 74V75H5ZM23 76V78L24 79H22V76ZM25 76H24V75ZM44 74H43V76H44ZM60 74H61V76H60ZM66 74V75H65ZM76 74H78V75H76ZM80 74V75H79ZM83 74V75H82ZM100 74V75H99ZM103 74V76L102 77H104V78H102L101 77V75ZM162 74H164L163 76H162ZM172 74H174L173 76H172ZM177 74V76H179V77H177V76H175ZM179 74V75H178ZM184 74V75H183ZM199 74L201 75V76H199ZM203 74V75H202ZM223 74V75H222ZM226 74H228V75H226ZM250 74H252L253 76H254V78H253V76L251 75V77H250ZM5 75V76H4ZM14 75V76H13ZM18 75V76H17ZM34 75V76H33ZM41 75V74H40ZM52 75H54V76H52ZM56 75V76H55ZM58 75V76H57ZM75 75V76H74ZM88 75V76H87ZM97 75V76H96ZM113 75H116V76H113ZM159 75V76H158ZM168 75V76H167ZM182 75H183V78H184V80H183V78H182ZM185 75H188L189 77V79L188 78H186L187 76H185ZM206 75V76H205ZM209 77H208V76ZM212 75V76H211ZM215 75H217V76H215ZM220 75H222V76H220ZM233 75V76H232ZM237 75H238V77H237ZM27 76V77H26ZM32 76V77H31ZM46 76H44V78L46 77ZM86 76V77H85ZM166 76V77H165ZM176 78H175V77ZM202 76H204V77H206V80H205V78H203ZM220 76V77H219ZM231 76V77H230ZM256 76H257V78H256ZM260 76V77H259ZM20 77V78H19ZM29 77V80H32V83H30L31 81H29L27 78ZM72 77V78H71ZM79 77V78H78ZM95 77V78H94ZM99 77V78H98ZM117 77V78H116ZM164 77V78H163ZM167 77H169V78H167ZM172 77H174L173 78V80H172ZM199 78V80H198V78ZM217 77V78H216ZM237 77V78H236ZM244 79H246L247 78V81L246 80H243V78ZM262 77V78H261ZM9 78V79H8ZM33 78V79H32ZM47 78V77H46ZM45 78V79H46ZM53 78V79H52ZM55 78H57V79H55ZM60 78H62V80L63 79H65V82H63V85L65 84V87L64 86H62V83L61 82H58L57 83V81H58V79H60ZM70 78V79H69ZM77 78V79H76ZM82 78V79H81ZM87 78V79H86ZM89 78V79H88ZM92 78V79H91ZM98 80H97V79ZM121 78H123V76L121 77ZM159 78H161L162 79V81H161V79H159ZM166 78V79H165ZM196 80H195V79ZM212 78V79H211ZM213 78H216V79H213ZM226 78V79H225ZM249 78V79H248ZM252 78V79H251ZM8 79V80H7ZM12 79V80H11ZM17 79V80H16ZM20 79H21V81L22 82H24V80H26L25 82H24V84H22V82L20 81ZM76 79V80H75ZM84 79V80H83ZM102 79V80H101ZM108 81H107V80ZM112 79V80H111ZM117 80L115 83H114V81L115 80ZM157 79H158V81H157ZM192 79H193V81H192ZM210 79H211V81H210ZM230 79V80H229ZM234 81H233V80ZM239 79H240V81H241V79H242V81L244 82V83H246L247 82V86L249 87V89H251V90H249V91H247L248 89H245V91L246 92H244V93H246V94H244V98L241 100V102H238L236 99H234V96H233V94H231L232 93V91L231 90H233V88H234V86H235V83L237 82L238 83V81H239ZM254 79V80H253ZM255 79L257 80V81H255ZM258 79H260V80H258ZM28 80V81H27ZM34 80V81H33ZM69 80V81H68ZM80 80H82V82L80 81ZM86 80H88V81H86ZM96 80V81H95ZM105 81V83L104 82H102V81ZM170 80H171V82H170ZM175 80V81H174ZM187 80V81H186ZM221 80H222V82H221ZM228 80V81H227ZM232 80V81H231ZM2 81H5V83H7L8 85H6L5 86V83L4 82H2ZM12 81V82H11ZM15 81V82H14ZM17 81V82H16ZM56 81V82H55ZM84 81H85V84H87V85H85L84 84ZM94 81V82H93ZM118 81H123V82H121V84H119L120 82H118ZM180 81V82H179ZM183 81V82H182ZM210 83H209V82ZM223 81H224V83H223ZM226 81V82H225ZM241 81V82H242ZM251 81V82H250ZM19 82V83H18ZM34 82H36V84L34 83ZM71 82V83H70ZM77 82V83H76ZM100 82H102V83H100ZM158 82V83H157ZM169 82V83H168ZM190 82H193V83H191L190 84ZM199 84H198V83ZM208 82V83H207ZM213 84H212V83ZM263 82V83H262ZM10 83V84H9ZM13 83V84H12ZM16 83V84H15ZM31 84L32 86H31V88H32V90H36V88H37V90H38V92H37V90L36 91H32L31 89H30V85L29 84ZM74 83H75V85H74ZM98 83H100V85L98 84ZM110 83H111V86H109L110 85ZM124 85H123V84ZM157 83V84H156ZM165 85V87H163L164 85ZM173 83V85H171ZM178 83V84H177ZM188 83V84H187ZM200 83H202V84H200ZM219 83V84H218ZM223 83V84H222ZM230 83H233V85L232 84H230ZM17 84L19 85L18 87H17ZM23 86H22V85ZM29 85L28 87V89L29 90H31L32 91V93H31V91H29L28 90V94H27V85ZM54 84H55V86H54ZM58 84V85H57ZM74 86H73V85ZM78 84V85H77ZM94 85V87H93V85ZM117 85V87H116V85ZM162 84V85H161ZM190 84V85H189ZM193 84V85H192ZM196 84V85H195ZM208 84H210V85H208ZM212 84V85H211ZM218 84V85H217ZM228 84V85H227ZM251 84V85H250ZM259 84V85H258ZM21 85V86H20ZM59 85H61V86H59ZM104 85V86H103ZM108 86V88H107V86ZM119 85V86H118ZM121 85V86H120ZM161 85V86H160ZM182 85H183V87H182ZM185 85H188V89H187V91L186 90H183V89H185L186 87H185ZM192 85V86H191ZM200 85V86H199ZM208 85V86H207ZM225 85V86H224ZM230 85V86H229ZM253 85V86H252ZM262 85V86H261ZM39 86V85H38ZM81 86V87H80ZM101 86V87H100ZM167 86V87H166ZM189 86L191 87V88H189ZM198 87V88H196L195 90H193L195 87ZM203 86V87H202ZM213 86V87H212ZM219 86V87H218ZM222 86L224 87V88H222ZM256 86V87H255ZM260 86H261V88H260ZM15 87V88H14ZM17 87V88H16ZM24 87H26V89H25V91H23L24 90V88H23V90H22V88ZM73 89H72V88ZM77 87V88H76ZM86 87V88H85ZM92 87V88H91ZM100 87V88H99ZM112 87V88H111ZM115 87V88H114ZM120 87V88H119ZM122 87V88H121ZM156 87V88H155ZM173 87V88H172ZM177 87V88H176ZM181 87H182V89H181ZM201 87V88H200ZM210 87V88H209ZM251 87V88H250ZM258 90H255V88ZM258 87V88H257ZM14 88V89H13ZM61 88V89H60ZM80 88V89H79ZM97 88H99V89H97ZM102 88V89H101ZM107 88V89H106ZM114 88V89H113ZM117 88V89H116ZM155 88V89H154ZM163 88H166V90H172V91H169V92H167L166 90H163ZM211 89V91H208V90H206V89ZM219 88V89H218ZM225 88H226V90H225ZM254 90H253V89ZM58 89V90H57ZM65 89H66V91H65ZM68 89V90H67ZM82 89V90H81ZM109 89H110V91H109ZM152 89V90H151ZM160 89H162V90H160ZM177 89V90H176ZM191 89H192V92H191ZM202 89V90H201ZM214 89V90H213ZM217 89V90H216ZM229 89V90H228ZM65 91V93H63L64 91ZM70 90H73V92L72 91H70ZM77 90V91H76ZM87 90V91H86ZM98 90H100L99 92H97ZM119 90V91H118ZM122 90V92H120ZM147 90H149L148 92H147ZM157 90V91H156ZM179 90V91H178ZM188 90L190 91V92H188ZM201 90V91H200ZM204 90H205V92H204ZM219 90V91H218ZM223 90V91H222ZM59 91L62 93H59ZM67 91H69V92H67ZM79 91V92H78ZM91 91V92H90ZM111 91H112V94H111ZM116 91V92H115ZM118 91V92H117ZM128 91V92H127ZM130 91V92H129ZM137 92V94H136V92ZM154 91V92H153ZM187 93H186V92ZM214 91V92H213ZM255 91V92H254ZM5 92V93H4ZM37 92V93H36ZM127 92V93H126ZM133 92V93H132ZM147 92V93H146ZM151 92H153V93H151ZM157 92H159V93H157ZM162 92V93H161ZM165 92V93H164ZM176 93V94H174V93ZM183 92H185L184 94H183ZM194 92H196V93H194ZM197 92H199L198 94H197ZM210 92V93H209ZM221 92V93H220ZM253 92L255 93V94H253ZM260 92V93H259ZM1 93H0V95H1ZM23 93H24V95H23ZM29 93H31L32 94V96H31V94L29 95ZM71 93V94H70ZM81 93V94H80ZM94 93V94H93ZM96 93V94H95ZM110 93V95H109V97H108V95L107 94H109ZM123 93V94H122ZM129 93H131V95H129ZM154 93L156 94V96L154 95ZM161 93V94H160ZM164 93V94H163ZM172 93V94H171ZM177 93H178V95H177ZM205 93H207V94H205ZM212 93V94H211ZM223 93H225V94H223ZM258 93H259V95H258ZM262 93V94H261ZM12 95V97H13V99L12 100H9L10 98H12L11 97V95ZM16 94H17V97H16V99H15V96H16ZM19 94V95H18ZM26 94V95H25ZM48 95L49 96V99H50V97H51V95ZM63 94H65V95H63ZM85 94V95H84ZM89 94V95H88ZM99 94V95H98ZM102 96H101V95ZM120 96V95H122V97H121V99H118V100H120V101H118V102H116L117 100V96L118 95ZM127 94V95H126ZM135 94H136V96H135ZM168 94H170L171 96L169 97V96H167ZM179 94H180V96L182 97V99L180 98V96H179ZM190 94V95H189ZM195 94H197V96L195 95ZM203 94V95H202ZM214 94V96L212 97V95ZM217 94H219V96L217 95ZM221 94V95H220ZM257 94V95H256ZM6 95H7V97L9 96V98H7L6 97ZM20 95H22L21 97H19ZM34 95V96H33ZM68 95V96H67ZM70 95V96H69ZM84 95V96H83ZM111 95H113V96H111ZM117 95V96H116ZM123 95H125L124 97H125V99L123 98ZM139 95V96H138ZM141 95V96H140ZM145 95V96H144ZM146 95H148V96H146ZM151 95V96H150ZM160 95V96H159ZM162 95V96H161ZM167 97H166V96ZM186 95V96H185ZM187 95H188V98H186L187 97ZM194 95V96H193ZM205 95V96H204ZM224 95V96H223ZM226 95H228V96H226ZM254 95V96H253ZM262 97H261V96ZM23 96L25 97V96H27V97H25V99H23ZM73 96V97H72ZM79 96V97H78ZM97 96H99L98 98H97ZM104 96V97H103ZM128 96H130V97H132L131 99H130V97H128ZM144 96V97H143ZM150 96V97H149ZM154 96H155V98H154ZM176 96H178L179 98H180V100L179 99H175V98H177ZM189 96H190V98H189ZM191 96H192V98H191ZM207 96H208V101H207ZM222 96L224 97V99H221L222 98ZM247 98H246V97ZM249 96V97H248ZM257 96V97H256ZM260 96V97H259ZM30 99H29V98ZM34 97H37V99L36 98H34ZM68 97V98H67ZM96 99H95V98ZM116 97V98H115ZM136 97V98H135ZM146 97V98H145ZM160 97V98H159ZM166 97V98H165ZM169 97V98H168ZM194 97H195V99H194ZM206 97V98H205ZM219 97V98H218ZM225 97H229V98H225ZM233 97V98H232ZM18 98H19V101L18 102H20V103H28V102H26L27 101V98H28V100H29V102H31L30 104L33 106V107H35L37 110H34L35 108H33V107H30V106H28L27 104H25L24 103V107L22 106V104H21V106H19L21 109H20V112H17V111H19L18 109H19V107H18V105L20 104V103H18V105H17V103H16V101L18 100ZM89 98H92V99H89ZM102 98H103V100H102ZM107 98L108 99H110V101L109 100H107ZM112 98V99H111ZM120 98V97H119ZM127 98H129L130 100H131V102H130V100H126ZM137 98H140V99H137ZM161 98H162V101H161ZM168 98V99H167ZM202 98V99H201ZM212 98H214V100L212 99ZM230 98H231V100H230ZM253 98V99H252ZM255 98H257V99H255ZM22 99V100H21ZM33 99V100H32ZM106 99V100H105ZM113 99L115 100V101H113ZM122 99H124V101H125V103H124V101L122 100ZM135 99V100H134ZM145 99H147V100H145ZM151 100V102L152 103H154L153 105H152V103L150 102V100ZM165 99V100H164ZM171 99V100H170ZM184 99V100H183ZM210 99H212V101H213V104H212V101L210 100ZM221 99V100H220ZM2 100H3V102H2ZM13 100H16V101H13ZM21 100V101H20ZM23 100H24V102H23ZM26 100V101H25ZM61 100V99H60ZM61 100V101H62ZM100 100V101H99ZM111 100H112V102H114V103H116V105H114V103H110L111 102ZM153 100H155V101H153ZM160 100V101H159ZM175 100V101H174ZM185 100H187V101H189V102H187V101H185ZM192 100V101H191ZM200 100V101H199ZM217 100H219V101H217ZM227 100H230V101H227ZM235 100V101H234ZM246 100H247V102H246ZM253 100V101H252ZM256 100V102H254ZM261 100V101H260ZM11 102V103H6V102ZM32 101H34V102H32ZM36 101V102H35ZM61 101L59 102V104L58 103H53V102H49V106H51V107H49L50 108V110L51 109H53V108H56L57 106H59L60 104H61V107L63 106V103H61ZM94 101V102H93ZM96 101V102H95ZM122 101V102H121ZM127 101H128V103H127ZM166 101V102H165ZM169 101V102H168ZM172 101V102H171ZM182 101V102H181ZM183 101L185 102V103H183ZM194 101V102H193ZM203 101V102H202ZM235 102V104L233 105V103ZM243 101V102H242ZM13 102V103H12ZM103 102H104V104H103ZM137 102V103H136ZM158 102V103H157ZM165 103V105H166V107H165V105H164V103ZM177 102V103H176ZM190 102H193V103H190ZM204 102H207V103H205L204 104ZM215 102H216V104H215ZM223 102V104H221ZM238 102V103H237ZM252 102V103H251ZM253 102H254V104H253ZM260 102V103H259ZM35 104V106H34V104ZM99 103V104H98ZM119 103H120V105H119ZM129 103H131V104H134L135 105V107H134V105L132 106L131 104H129ZM145 103V105L146 106H149V108H150V110L152 109L153 110V112L156 114V112L155 111H157V114L155 115V114H153V112L152 111H150L149 113H148V111H149V108H148V110H145L146 112H144V114H146V115H144L143 114V112L141 111L142 109H140L139 108V106H141L142 104H144ZM150 103V104H149ZM174 103V104H173ZM179 103H180V107H179ZM187 103V104H186ZM199 103H201L202 104V106L201 105H199ZM243 103V104H242ZM246 103V104H245ZM259 103V104H258ZM15 104V105H14ZM29 104V103H28ZM29 104V105H30ZM55 104V105H54ZM70 104V105H69ZM87 104V105H88ZM95 104V105H94ZM97 104V105H96ZM118 104V105H117ZM125 104V105H124ZM138 104H140V105H138ZM149 104V105H148ZM171 104V105H170ZM177 105V107H178V109H176L177 107H176V105ZM221 104V105H220ZM230 104V105H229ZM240 104H241V106H240ZM248 104V105H247ZM262 104V105H261ZM13 105H14V107H13ZM25 105H26V107H27V111L29 110L28 109V107H30V110H31V112H35L34 113V115L32 114V117H33V119L31 118V117H29V116H31V115H28L27 117H28V119H26V115L24 114V116H25V118L23 117V112H24V110H25V112H26V109H25ZM37 105V106H36ZM57 105V106H56ZM93 105L96 107V108H98L97 110L95 109V107H93ZM123 105V106H122ZM136 105H137V107H136ZM152 105V106H151ZM160 105V106H159ZM162 105H164V106H162ZM181 105H183V107L181 106ZM191 105V106H190ZM193 105H194V107H193ZM197 105V106H196ZM210 105V106H209ZM216 105V106H215ZM244 105V106H243ZM247 105V106H246ZM249 105H251V106H249ZM258 105V106H257ZM261 105V106H260ZM17 106V107H16ZM46 106H48V105H46ZM54 106V107H53ZM56 106V107H55ZM66 106H63V107H66ZM113 106V107H112ZM114 106L115 107H117V108H114ZM130 106V107H129ZM154 106V107H153ZM162 106V107H161ZM213 106H214V109H213ZM222 106H226V107H222ZM240 107V109H239V107L238 108H235V107ZM243 106V107H242ZM9 107V108H8ZM89 107V108H90ZM124 107V108H123ZM126 107V108H125ZM131 107H132V110H131V112L132 113H134V114H131V112H130V110L129 109H131ZM153 107V108H152ZM163 107H165V108H163ZM169 107V108H168ZM185 107V108H184ZM186 107L188 108V109H186ZM193 107V108H192ZM219 107V108H218ZM248 107H250V108H248ZM255 107V108H254ZM260 107V108H259ZM3 108V109H2ZM15 108H17V109H15ZM59 108H60V106H59ZM111 108V109H110ZM119 108H121V109H119ZM134 108H138V110L136 109V111H134L133 112V110H135ZM158 108H159V110H158ZM172 110H171V109ZM183 108V110H181ZM201 110H200V109ZM205 108V110L203 111V109ZM209 109V108H211L210 110H207V109ZM216 108H218V109H216ZM223 108L225 109V110H223ZM241 108H242V110H241ZM253 108V109H252ZM23 109V110H22ZM93 109H95V110H93ZM114 109V110H113ZM118 111H117V110ZM123 109V110H122ZM125 109H128V110H125ZM162 109V110H161ZM232 109H233V111L234 110H236V111H234L235 112V114L233 113V111H232ZM238 109H239V111H238ZM243 109H246V110H244L243 111ZM257 109H259V110H257ZM30 110H29V112H30ZM109 110H111L110 112H109ZM116 110V111H115ZM140 110V111H139ZM167 110V111H166ZM169 110V111H168ZM178 110H180V111H178ZM191 110V112H189ZM193 110V111H192ZM214 110V111H213ZM227 110V111H226ZM251 110V111H250ZM253 110H255V112L253 111ZM263 110V111H262ZM2 111V112H1ZM112 111H114V113L112 112ZM122 111L123 112H125V114L127 113V112H129L130 114H131V119H129L128 118V115H126L127 116V118L129 119H127V118H125L126 116L124 115V113H122ZM143 111H144V109H143ZM161 111H162V113H161ZM172 111H173V113H174V115L172 114ZM178 111V112H177ZM199 111H202V112H199ZM210 111H211V113H210ZM222 111V112H221ZM12 112H14V114H16V112H17V115H19L20 116V113H21V117L20 118H24V119H20L19 117H16L14 114H12ZM24 112V113H25ZM36 112H38L37 114H36ZM117 112V113H116ZM142 112V113H141ZM152 112V113H151ZM185 112H186V114H185ZM193 112V113H192ZM206 112V113H205ZM209 112V113H208ZM214 112H215V114H214ZM223 112H225V113H223ZM228 112V113H227ZM241 112H242V114H241ZM257 112V113H256ZM259 112V113H258ZM261 112H263V113H261ZM8 113V114H7ZM19 113V114H18ZM171 113V114H170ZM177 113V114H176ZM191 113V114H190ZM195 113V114H194ZM205 113V114H204ZM213 113V114H212ZM217 113V114H216ZM227 113V114H226ZM231 113H232V115H231ZM240 113V114H239ZM248 113H250V114H248ZM257 114V116H256V114ZM6 114H7V116H6ZM88 114V113H87ZM87 114H85V115H87ZM97 114H99V113H97ZM111 114H112V116H111ZM119 114V115H118ZM121 114H123V115H121ZM128 114V113H127ZM136 114V115H135ZM148 114V115H147ZM159 114H160V117H159ZM161 114H162V116L164 117H166V118H162V116H161ZM166 114V115H165ZM181 114V115H180ZM184 114V115H183ZM197 114H198V116H197ZM207 114H209V115H207ZM219 114V115H218ZM222 116H221V115ZM234 114V115H233ZM11 117H10V116ZM13 115H14V117L16 118H14L13 117ZM89 115V114H88ZM107 115V114H106ZM116 115V116H115ZM118 115V116H117ZM141 115V116H140ZM151 115V116H150ZM173 115V116H172ZM185 115H186V117H185ZM191 115H193V116H191ZM204 115V116H203ZM215 115V116H214ZM225 115V116H224ZM256 117H255V116ZM259 115V116H258ZM262 115V116H261ZM37 116V117H36ZM116 118H115V117ZM123 116V117H122ZM130 116V115H129ZM137 116H138V118L139 119H141V120H138L137 119ZM140 116V117H139ZM148 116V117H147ZM149 116H150V118H149ZM156 116V117H155ZM170 116V117H169ZM195 116V117H194ZM201 116H203L202 118H200ZM213 117V121L211 120L212 119V117ZM225 117V119L226 120H224V117ZM239 116L242 118V119H240V121H238L239 120ZM261 116V117H260ZM8 119H7V118ZM13 117V118H12ZM105 117H107V118H105ZM155 117V118H154ZM174 117V118H173ZM176 117V118H175ZM179 117V118H178ZM206 117V118H205ZM208 117H210V118H208ZM218 117V118H217ZM227 117V118H226ZM234 117V118H233ZM238 119H237V118ZM252 117V118H251ZM118 118H119V120H118ZM122 118V119H121ZM127 119V120H125L126 121V124L129 122V124L130 125H123V120L124 119ZM135 118V120H133V122L131 123L130 122V120L132 121V119H134ZM144 118V119H143ZM155 120H154V119ZM187 118H190L189 120L187 119ZM199 118V119H198ZM216 118V119H215ZM234 120H233V119ZM261 118V119H260ZM10 119L12 120V121H10ZM13 119H14V121H15V123H14V121H13ZM17 119L19 120V121H17ZM41 121H39V120ZM89 119V118H88ZM106 119V120H105ZM123 121H121V120ZM152 119V120H151ZM174 119V120H173ZM186 119L189 121H186ZM208 119V121H206V120ZM219 119H220V122H219ZM221 119H223V120H221ZM232 121H231V120ZM25 121L26 123L29 121L30 122V120H31V122L28 124V125H26V123L25 122H23V121ZM35 120V121H34ZM64 120V121H63ZM67 120V121H66ZM108 120H110V121H108ZM113 120L115 121L114 123H113ZM118 121V123H119V121H120V123L124 126V127H122L121 126V124L120 125H117V121ZM146 120H148V121H146ZM162 120V124H161V121ZM165 120H167V121H165ZM170 120V121H169ZM179 120V121H178ZM183 120H185L186 121V123L188 122V124L189 125H187L186 123H185V121H183ZM198 120H200V121H198ZM202 120H203V123H202ZM231 121V123H230V121ZM252 120H249V121H252ZM262 120V121H263ZM33 121H34V124H36V126H34V124H33ZM41 123V124H44L45 125V127H44V125H43V127L41 126V124L39 123V122ZM43 121V122H42ZM46 121V120H45ZM138 121V122H137ZM140 121V122H139ZM143 121V123H141ZM155 121V122H154ZM158 123H157V122ZM169 121V122H168ZM172 121V122H171ZM175 121V122H174ZM178 121V122H177ZM193 121V122H192ZM211 121V122H210ZM230 123H228V122ZM235 121V122H234ZM242 121V122H241ZM7 122V124L5 125V123ZM14 123V124H12L11 125V123ZM17 122V123H16ZM76 122H78V123H76ZM85 122H86V120H85ZM84 122V123H85ZM92 122H94V123H92ZM104 122V123H103ZM109 122H110V124H109ZM111 122H112V124L114 125L115 123V127L111 124ZM137 122V123H136ZM154 122V123H153ZM207 122V123H206ZM216 122V123H215ZM238 122H240L239 123V125L237 124ZM264 122V121H263ZM21 123H24V124H22L21 125ZM92 123V124H91ZM108 123V125L106 126V124ZM148 123H150V124H148ZM166 123V124H165ZM168 123V124H167ZM169 123H170V125H169ZM172 123H177V125H175V124H173L175 127L176 126H180L179 127V129H181V128H183L182 130H179L178 129V127H174V126H172L171 124ZM202 123V124H201ZM218 123V124H217ZM223 123V124H222ZM236 125H235V124ZM242 123H243V125L244 126H242ZM31 124V125H30ZM49 124V123H48ZM70 126V127H68V125ZM74 126V127H72V129H71V126L72 125ZM95 124V125H94ZM105 124V125H104ZM124 124H125V122H124ZM132 124V125H131ZM135 124H136V127H137V129H136V127H135ZM137 124H138V126H137ZM140 124L141 125H144L143 127L142 126H140ZM160 124V125H159ZM178 124H181V125H178ZM183 124H186L187 126H185V125H183ZM192 125V127H191V125ZM216 126H215V125ZM220 124H222V126H218V125H220ZM232 124V125H231ZM241 124V125H240ZM3 125V126H2ZM66 125V126H65ZM79 125V126H78ZM82 125V126H81ZM91 125V126H90ZM109 125H111V126H113L112 128H111V126H110V128L108 127ZM146 125V126H145ZM149 125V126H148ZM151 125H153L152 127H151V129H148L147 130V128L149 127L150 128V126ZM168 125V126H167ZM198 125H200V127L198 126ZM204 125V126H203ZM211 125V126H210ZM226 125V127H224ZM29 128H28V127ZM31 126V127H30ZM40 126V127H39ZM63 126H64V129H63ZM84 126V127H83ZM105 126V127H104ZM121 126V127H120ZM129 126H130V128H131V126H132V129L133 128H135V129H133V131H135V132H132V129L130 130V128H129ZM148 126V127H147ZM157 127V129L155 128V127ZM185 126V127H184ZM198 126V127H197ZM202 126H203V128H202ZM207 126V127H206ZM208 126H210V127H208ZM230 126V127H229ZM233 126H238L237 128L238 129H240L239 131H238V129L236 128V127H234V128H236V129H234L233 130ZM248 126V125H247ZM6 127V128H5ZM11 127V128H12ZM25 127H27V128H25ZM33 127V128H32ZM37 127V128H36ZM52 127V128H51ZM54 127L56 128V129H54ZM68 127V128H67ZM102 127H104L105 128V131H106V133L104 134V132L105 131H103L104 130V128H102ZM118 127H119V129H118ZM140 127V128H139ZM142 127V128H141ZM144 127H147L146 129L144 128ZM159 127H161V128H159ZM187 127V128H186ZM191 127V128H190ZM196 127V128H195ZM206 127V128H205ZM213 127V128H212ZM215 127V128H214ZM218 127V128H217ZM222 127H224V128H222ZM32 128V129H31ZM78 128V129H77ZM186 130H185V129ZM190 128V130H188ZM200 128H201V130H200ZM221 128V129H220ZM225 128H227V130H225ZM229 128V129H228ZM252 128V129H251ZM24 129H26V130H24ZM27 129H30V130H27ZM39 129V130H38ZM43 129H46V130H49V131H46V130H44L43 131ZM53 129V130H52ZM60 129V130H59ZM81 129V130H80ZM98 129V130H97ZM107 129H109L110 131H108ZM145 131V132H143V130ZM153 129V130H152ZM154 129H156V130H154ZM165 129V130H164ZM173 131H172V130ZM175 129V130H174ZM199 129V130H198ZM203 129H204V131H203ZM205 129H206V131H205ZM224 129V130H223ZM247 129H249L251 132H249V130L247 131ZM35 132H34V131ZM40 130H41V132H43L42 134H41V132H40ZM58 130V131H57ZM69 131V133H70V135H68L69 133L68 132H66V131ZM74 130H75V133H74ZM90 131V133H91V135H90V133L88 132V131ZM96 132H95V131ZM99 130H102L101 132H99ZM111 130H112V132H111ZM116 130V131H115ZM126 130V131H125ZM152 132V134L153 133H155V137H153L154 136V134L152 135V134H150L151 132ZM165 131V133H163L164 131ZM167 130H169V131H167ZM176 130L178 131V132H176ZM191 130H193V131H191ZM216 130V131H215ZM219 130H220V132H219ZM229 130H231V131H229ZM241 130H242V132H241ZM24 131H26V132H24ZM28 131V132H27ZM50 131H52L53 133H51ZM56 131V132H55ZM65 131V132H64ZM77 131V132H76ZM82 131V132H81ZM84 131V132H83ZM92 131V132H91ZM94 131V132H93ZM98 131V132H97ZM108 131V132H107ZM130 131V132H129ZM140 131H142V132H140ZM148 131V132H147ZM156 131H158V132H156ZM162 131V132H161ZM170 131L172 132V133H170ZM176 132V134H174V135H172L173 133H175ZM188 131V133H186ZM194 131H197V132H194ZM212 131H214V132H218V133H223L220 137H219V139H218V136L220 135H218V133H217V135L216 134H214V132H212ZM224 131V132H223ZM230 133H229V132ZM233 131H235V132H233ZM38 132V133H37ZM44 132H45V134H44ZM47 132V133H46ZM48 132H50V134L48 133ZM55 132V133H54ZM58 132V133H57ZM64 132V133H63ZM78 132H80V133H78ZM86 132V133H85ZM120 132H121V134H120ZM125 132H127V133H125ZM161 132V133H160ZM186 134V135H183L184 133ZM192 132V133H191ZM198 132H202L201 133V135L198 133ZM226 132V133H225ZM57 133V134H56ZM60 133V134H59ZM83 133H85V134H82ZM93 133V134H92ZM101 135H100V134ZM112 133V134H111ZM113 133H114V135H113ZM115 133H119L118 135L117 134H115ZM131 135H130V134ZM134 133V134H133ZM136 133V134H135ZM140 133V135H137V134H139ZM148 133V134H147ZM168 133H170V134H168ZM213 133V134H212ZM234 133V134H233ZM250 133V134H249ZM40 136H39V135ZM78 134H79V136H78ZM80 134H81V138H80ZM86 134H87V136H88V138H87V136H86ZM95 134H97V136L95 135ZM104 134V135H103ZM106 134H108V135H106ZM110 134V135H109ZM141 134L143 135L142 137H144L143 138V140H142V138H141ZM145 134L146 135H148L149 136V138L148 137H146L145 136ZM156 134H157V136H156ZM158 134H160L159 135V137H158ZM163 134V135H162ZM165 134V135H164ZM182 135V136H184V137H186V138H184V137H178V136H176L177 138H175L174 136L175 135ZM191 134H193V135H191ZM198 134V135H197ZM249 134V135H248ZM257 134V133H256ZM43 135V136H42ZM46 135H48L47 137H46ZM57 135V136H56ZM60 135V136H59ZM63 135V136H62ZM71 135H73V137L71 136ZM90 135V136H89ZM94 135V136H93ZM101 137H100V136ZM103 135V136H102ZM116 135V136H115ZM129 135V136H128ZM169 135V136H168ZM171 135H172V138H170L171 137ZM180 135V136H181ZM189 137H188V136ZM208 135H210V136H208ZM234 135V136H233ZM54 136H56V137H54ZM68 136V137H67ZM69 136H71V137H69ZM75 136V137H74ZM78 136V138H76ZM106 136H108V137H106ZM113 136H115V137H113ZM122 136V137H121ZM127 136V137H126ZM132 136H134V137H132ZM163 136H164V139H163ZM196 136V137H195ZM208 136V137H207ZM213 136V137H212ZM222 136H223V138H222ZM49 137V138H48ZM54 137V138H53ZM65 137V138H64ZM93 137H95V138H93ZM110 137V138H109ZM113 137V138H112ZM118 137H121L122 139L121 140H119V139H117ZM130 137L131 138H133L134 140L135 139H137V140H139L140 142H142V143H140V142H138L137 140L134 142V140H132V142L135 144L136 143V146L134 145V144H129L128 142L129 141H131L130 140ZM136 137V138H135ZM168 137V138H167ZM195 139V140H197L196 142H200V144L199 145H203V143H204V141H205V139H207V140H209V141H211V142H213V144H214V146H212V148L214 149L213 150V152L214 151H216V152H218L219 154H218V157L219 158H217V156H215V158H217V159H213L212 157H214L213 156V152H211V156H209V152L210 151H212L211 149L212 148H210V151L208 150V151H206V150H204L203 152L206 154V152H208V157H210V158H207L206 156H207V154L203 157V155H204V153L203 152H198V154L197 153H194V154H196V156L194 155V157H190L189 155H187V156H189V157H187V159H186V155L185 154H187L186 152V150L187 149H184L185 147H182V146H186V145H188V143H190V142H192V141H195V140H193V138ZM217 137V138H216ZM54 139V141H53V139ZM60 138V139H59ZM62 138V139H61ZM71 138V139H70ZM82 138H83V140H82ZM86 138V139H85ZM93 138V139H92ZM102 138V139H101ZM124 138L125 139H128L129 141H127V140H124ZM152 138L154 139V142H153V140H152ZM166 138V139H165ZM200 138L202 139V141L200 140ZM204 138V139H203ZM210 138V139H209ZM216 138V139H215ZM46 140V143H44V141ZM50 139H51V141H50ZM69 139L71 140L70 142H69ZM73 139V140H72ZM74 139L76 140V141H74ZM88 139V140H87ZM101 139V140H100ZM112 139H116V140H118V142L117 141H112ZM145 139H146V141L148 140L149 141V144H148V141L147 142H145ZM155 139H157L156 140V142H155ZM158 139H159V141H158ZM161 139H162V141L164 142H161ZM168 139H169V141L171 142H169L168 141ZM173 139V141H171ZM180 139V140H179ZM189 139V140H188ZM192 139V140H191ZM218 140L217 142L215 141V140ZM225 139H227V138H225ZM5 140V141H4ZM40 140V141H39ZM41 140H42V143H41ZM56 140V141H55ZM58 140H59V143H58ZM94 140V141H93ZM96 140H97V142H96ZM100 140V141H99ZM105 140V141H104ZM107 140H108V142H107ZM109 140H111V141H109ZM165 140L166 141H168V143L170 144H168L167 142L165 143ZM200 140V141H199ZM204 140V141H203ZM221 140V141H220ZM222 140H224V142H222ZM7 141V142H8ZM40 143H39V142ZM61 141V142H60ZM78 141V143L76 144L77 146H79L78 148L79 149H77V146L76 145H74L73 146V144H74V142L76 143ZM83 141V142H82ZM91 142V144H90V142ZM123 141H125V143L123 144ZM144 141V142H143ZM152 142V144H151V142ZM158 141V142H157ZM177 141V142H176ZM184 141V142H183ZM216 142V144H215V142ZM13 142H15L14 144H13ZM49 142H50V144H49ZM55 142H57V143H55ZM68 142V143H67ZM80 142V143H79ZM88 142V143H87ZM101 142V143H100ZM103 142V143H102ZM111 142H112V144H111ZM116 142V143H115ZM126 142H127V144H126ZM176 142V143H175ZM180 142H181V144H180ZM187 142V143H186ZM201 142H203L202 144H201ZM229 142V141H228ZM229 142V143H230ZM3 145H2V144ZM24 143V144H23ZM29 143V144H28ZM44 143V144H43ZM62 143H63V145H62ZM64 143H66V144H64ZM82 143H83V146H85V147H87V148H85V147H83L82 146V148H81V146L80 145H82ZM101 144V145H99V144ZM121 143V144H120ZM143 143H144V145H143ZM154 143H155V145H158V147L157 146H155L154 145ZM158 143V144H157ZM172 143H174V144H172ZM179 143V144H178ZM23 144V145H22ZM38 144L42 147H39L38 146ZM57 144V145H56ZM67 144L69 145V147L67 146ZM72 144V145H71ZM79 144V145H78ZM86 144H87V146H86ZM89 144V145H88ZM103 144V145H102ZM112 146H111V145ZM116 144H118L119 146L121 145V146H123L124 145V147H121V148H119L118 147V145H116ZM145 144H147V145H145ZM162 144H165V145H162ZM168 144V145H167ZM228 144V143H227ZM3 147H2V146ZM15 145V146H14ZM34 145V146H33ZM49 147H48V146ZM65 145H66V147H65ZM93 145H95L94 147H93ZM97 145L98 146H100V148H101V151H100V148L99 147H97ZM108 145H110V146H108ZM127 145H129V146H127ZM139 145H141V147L143 148V151H142V148L139 146ZM152 145V146H151ZM173 145H174V147H173ZM217 145V146H216ZM9 148H8V147ZM21 146H22V150H21ZM46 146V147H45ZM53 146V147H52ZM57 146V148L59 147L60 148V146H61V148L60 149H57V148H54V147H56ZM104 146H105V148H104ZM114 146V147H113ZM131 146H135L134 148H135V151H133L134 149H132V151H130V152H132V154L134 153V154H136V155H138V154H142V152H143V154L141 155L140 154V159H142V157H143V160H145V162H146V160H147V162H146V164H145V162L142 160H132L133 158H132V156H136V155H132V156H130V158L131 159H129L128 161L130 162V164H129V162H125V161H123V160H125L124 158H126L127 156H125V155H127V152H128V150H130L132 147ZM138 146H139V148H138ZM147 146V147H146ZM153 146H155V150L153 149V150H151V153H150V149L153 147ZM160 146H164V147H161L160 148ZM167 146H170L169 148L167 147ZM223 146H222V148H223ZM20 147V148H19ZM30 147V148H29ZM34 147V148H33ZM38 149H37V148ZM48 147V148H47ZM52 147V148H51ZM89 147H92V149L91 148H89ZM95 147H97V148H95ZM115 147H118L117 149L115 148ZM137 147V148H136ZM148 147H150V148H148ZM179 147V148H178ZM203 147V146H202ZM216 147V148H215ZM218 147H220V146H218ZM7 148V149H6ZM17 148H19V150L17 149ZM41 148V149H40ZM76 150H75V149ZM81 148V149H80ZM90 150H89V149ZM93 148H94V150H93ZM103 148L105 149V150H107V148L108 149H110L109 151H108V155H107V153H105V151H102L103 150ZM111 148H112V150L114 149V151L112 152V150H111ZM127 150H126V149ZM130 148V149H129ZM140 148H141V150H140ZM154 148V147H153ZM159 150H158V149ZM163 148V149H162ZM183 148V149H182ZM224 148H223V150H224ZM3 149V150H2ZM26 149V150H25ZM40 149V150H39ZM50 149V150H49ZM55 149V150H54ZM71 149V150H70ZM74 149V150H73ZM83 149V153H81L82 151H80V150H82ZM87 149V150H86ZM99 149V150H98ZM116 149V150H115ZM119 149H122V151L120 150L119 152H118V150ZM140 151H139V150ZM148 149V150H147ZM174 149V150H173ZM177 149V150H176ZM182 149V150H181ZM227 149V148H226ZM7 150V151H6ZM18 150V151H17ZM36 150V152H34V154H32V152L33 151H35ZM37 150H38V152H37ZM50 152H49V151ZM61 150V151H60ZM73 150V151H72ZM80 151V153H78L77 151ZM93 150V151H92ZM124 150H126V154L125 153H123L124 152ZM156 150H157V152H156ZM164 150V151H163ZM175 150H176V152H175ZM179 150V151H178ZM4 151H6V152H4ZM8 151L10 152L9 153V155L8 154H6V153H8ZM21 151H23V153H21ZM24 151H26V153L24 152ZM45 151H46V153H45ZM54 151V152H53ZM66 151V152H65ZM70 151H72V152H70ZM84 151H85V154H84ZM88 151H90V152H88L89 154L90 153H94L95 152V154H94V157H93V153L92 154H88L87 152ZM96 151H98V153H96ZM106 151V152H107ZM137 151H138V154H137ZM144 151H145V153H144ZM148 151V152H147ZM154 151H155V153H154ZM160 151V152H159ZM163 153H162V152ZM165 151H166V153H165ZM172 153H171V152ZM182 151H184V152H182ZM206 151V152H205ZM4 152V153H3ZM41 152H43V153H41ZM53 152V153H52ZM56 152H58L57 154H56ZM68 152H69V154H71V156L69 155V159H68ZM102 154H101V153ZM111 152H112V155H114V156H119L118 158L117 157H113L112 155H111ZM120 154L121 152L123 153V154H125V155H123V157L122 156H120V155H117L118 153ZM178 152H181V153H178ZM3 155H2V154ZM13 153H14V156H13ZM16 153V154H15ZM21 153V154H20ZM35 153H37V155L35 154ZM51 153V154H50ZM60 153V154H59ZM61 153H63V155L61 156ZM86 153H87V155L88 156H90V157H87L86 156ZM103 153L104 154H106L105 155V157H104V155H103ZM115 153V154H114ZM117 153V154H116ZM159 153V155H158V157H157V155L156 154H158ZM161 153V154H160ZM183 153H185V154H183ZM202 153L203 155H200V154ZM226 153H227V151H226ZM21 155V157H20V155ZM23 154V155H22ZM39 154V155H38ZM54 154V155H53ZM78 154H79V156H80V158H83L82 160H81V162L79 161L80 160V158H79V156H78ZM83 154H84V156H83ZM97 154V156L98 157H100V158H98L97 156H95ZM100 154V155H99ZM146 154H148V155H146ZM151 154V155H150ZM154 154H155V157H154ZM163 154H165V158L163 159ZM168 154V155H167ZM171 154V155H170ZM175 154V155H174ZM180 155L179 157H178V155ZM8 155V156H10V157H6V156ZM25 155H27V156H25ZM28 155L29 156H31L30 158L28 157ZM33 155H34V157H33ZM51 155H53V156H51ZM75 155V156H74ZM82 155V156H81ZM91 155H92V159H91ZM122 155V154H121ZM153 155V159H154V161L152 160V156ZM184 155V156H183ZM197 155L199 156H201V158H204L203 160L204 161H206L207 159H209V161H212V162H209V161H207V163H204L203 162V160H202V162L204 163H202L201 165L199 164L201 161L198 159V158H200V157H198V158H196L197 157ZM17 156L18 157H20V158H17ZM37 156V157H36ZM41 156V157H40ZM45 156V157H44ZM58 156V157H57ZM60 156V157H59ZM73 156V157H72ZM102 156H103V159H102ZM106 156H110V157H112L113 159H114V161H112L113 159L111 158L110 159V157L109 158H107ZM138 156H136L134 159H136ZM144 156H146L145 158H144ZM162 158H161V157ZM172 157L171 159H169L168 157ZM226 156V155H225ZM27 157V158H26ZM48 157H49V159H48ZM53 157V158H52ZM63 157V158H62ZM65 157V158H64ZM67 157V158H66ZM120 157H122V160L120 159ZM138 157V158H139ZM148 157V158H147ZM150 157V158H149ZM159 158V160L157 159V158ZM176 157V159H177V157H178V160H174V158ZM181 157V158H180ZM184 157H185V159H186V162L184 161L185 159H184ZM221 157V158H220ZM227 157V156H226ZM259 157H260V155H259ZM4 158H6V159H4ZM15 158H17V160L15 159ZM24 158V159H23ZM26 158V159H25ZM32 158V159H31ZM40 158V159H39ZM51 158V159H50ZM56 158H57V160H56ZM62 158V159H61ZM71 158H73V159H71ZM77 160H76V159ZM87 158V159H86ZM99 160H98V159ZM162 160H161V159ZM190 158V160H188ZM191 158H194V159H192L191 160ZM36 159L37 160H39V163H38V161H36ZM44 161H43V160ZM48 159V160H47ZM54 161H53V160ZM64 159H65V161H64ZM66 159H68L67 161H66ZM71 159V160H70ZM84 159H86L85 161H84ZM95 159V160H94ZM102 159V160H101ZM107 159H108V161H107ZM112 161V162H110V160ZM118 159H120L121 160V162H120V160H118ZM173 159V160H172ZM184 159V160H183ZM213 159V160H212ZM218 159H220V160H218ZM226 158H224L223 160H225ZM10 160V161H9ZM27 160V161H26ZM30 162H29V161ZM33 160V161H32ZM46 160H47V162H46ZM50 160V161H49ZM89 160V161H88ZM92 160V161H91ZM94 160V161H93ZM118 160V161H117ZM134 161V162H136V161H138L139 163L140 162H143L144 164L142 165L141 163H140V165H139V163L137 162V163H134L133 162V165L134 164H136L135 165V167L137 168L136 170L135 169H133V168H135L134 166H132L131 164H132V161ZM157 160V161H156ZM168 160V161H167ZM180 160H182V161H180ZM198 162V163H196V161ZM215 160H217L219 163H217ZM222 160V161H223ZM8 162V164H10L11 165V167L8 165V164H6L7 162ZM11 161H13V162H11ZM19 161V162H18ZM41 161H43L44 162V164H43V166L42 165H40V164H42V162ZM59 161V162H58ZM61 161V162H60ZM64 162V164H63V162ZM73 161V163H71V162ZM76 161V162H75ZM79 161V162H78ZM83 161L84 162H86L85 164H83ZM101 161V162H100ZM109 162V163H111V166H110V164H108V163H105V162ZM122 161L125 163H122ZM127 161V160H126ZM152 163H151V162ZM161 161V162H160ZM163 161V162H162ZM167 161V162H166ZM178 161H179V164H178ZM189 161H190V163H189ZM192 161V162H191ZM194 161V162H193ZM200 161V162H199ZM17 162V163H16ZM28 162V163H27ZM31 162H33V163H31ZM36 162H37V165H36ZM41 162V163H40ZM48 162H51V164L50 163H48ZM67 162H69V163H67ZM74 162L75 163H78V165L80 166V165H82V166H80V167H78V165L76 164H74ZM91 162V163H90ZM114 162H115V164H117V167L115 166V164H114ZM148 162H149V164H148ZM157 162H159V163H157ZM165 162V163H164ZM171 162V163H170ZM172 162H174V166L176 167H174L173 165V167L171 166V164H172ZM176 162V163H175ZM209 162V163H208ZM216 164H215V163ZM240 161H238V163H239ZM4 163V165H2ZM27 165H26V164ZM46 163V164H45ZM53 163H58L59 164V166H58V164L57 165H55V164H53ZM60 163H62L61 165H60ZM81 163V164H80ZM88 163V164H87ZM104 163V165H102V164ZM113 163V164H112ZM122 163V164H121ZM157 163V164H156ZM161 163V164H160ZM162 163H164V164H162ZM168 163V164H167ZM169 163H170V166H169ZM182 163V164H181ZM185 163V164H184ZM187 163L189 164V165H187ZM192 163V164H191ZM194 163V164H193ZM6 164V165H5ZM24 164V165H23ZM53 164V165H52ZM90 164V165H89ZM92 164V165H91ZM94 164L96 165V166H94ZM127 164V165H126ZM154 164H156V165H154ZM167 166H166V165ZM183 164H184V166H183ZM198 164L200 165L199 166V168L197 167L198 166ZM206 164V167H203V165H205ZM209 164V165H208ZM242 164H243V162H242ZM31 165V166H30ZM36 165V166H35ZM44 165H46L45 167H44ZM66 165V166H65ZM69 165L71 166V167H69ZM73 165V166H72ZM85 165V166H84ZM89 167H88V166ZM97 165H98V167H99V165H101L99 168H101V169H99V168H96L97 167ZM107 165V166H106ZM113 165V166H112ZM120 165V166H119ZM122 165V166H121ZM138 165V166H137ZM149 165L151 166H156V167H149ZM162 165V166H161ZM177 165V166H176ZM194 165V166H193ZM3 166V167H2ZM35 166V167H34ZM38 166H39V168H38ZM40 166H42V167H40ZM49 166V167H48ZM55 166V167H54ZM63 168V169H65V170H63L61 167ZM91 166H94L93 168L91 167ZM104 166V167H103ZM110 166V167H109ZM129 166V167H128ZM140 166H142V167H140ZM160 166V167H159ZM179 166V167H178ZM188 166H190V167H188ZM193 167V169H191L192 167ZM5 167V168H4ZM37 167V168H36ZM44 167V168H43ZM51 167V168H50ZM57 167V168H56ZM65 167V168H64ZM73 168L72 170L70 169V171H69V168ZM113 167V168H112ZM118 167H120V170H119V168ZM126 167H128V168H130L129 170L126 168ZM133 167V168H132ZM146 167H148V169L146 168ZM162 167H164V168H162ZM173 168L171 171H170V169L169 168ZM183 167L185 168V170H188L189 168H190V170H192V172H194V173H192L191 171H189V174L190 173H192V176L194 175V179L196 180V179H199L200 181H198V182H194V183H197V186H198V184L200 185L201 184V182H202V184L199 186V188L196 186V184H193L194 185V189H192V187H191V190H193L192 192H195L196 191V193L194 194V193H191L190 194V192L189 193H187V195H185L186 197H188L189 198V194H190V197L191 198H189V199H191L192 201H194L195 199H194V195L195 196H197V193L200 191V193H199V195H201V197H202V199L201 200H203V198L205 197V199L202 201V206L204 207H202V206H200L199 204H201L200 203V199H199V201L197 200V197H196V201L198 202V203H196V205H195V203H191V201L190 200H187L188 198H186V200H185V198H183V200H181L182 198H180V194H178V196L177 197H174L173 196V194L176 192V193H178L177 192V190L176 191H173V190H175V187H177V186H174L175 184L177 185L178 184V180H179V178L180 177H177V176H179V175H182V173H183V176L184 175H186V174H188L184 169H183ZM186 167H188V168H186ZM194 167H195V170H196V168H197V170L199 171V172H197V171H195L194 170ZM243 167V166H242ZM11 168V169H10ZM19 168V169H18ZM41 168V169H40ZM48 168H50V169H48ZM59 168V169H58ZM82 168H85V169H83V171H82ZM87 168V169H86ZM106 168V169H105ZM113 170H112V169ZM114 168H115V170H114ZM125 168L127 169V171H128V173H127V171H126V173H124V170H125ZM138 168H139V171H138ZM142 168V169H141ZM151 170H150V169ZM180 168H182L181 170H179ZM214 168V167H213ZM230 168V167H229ZM233 167H231V169H232ZM244 168V167H243ZM254 168H257V169H254ZM44 169H45V171H44ZM54 169V170H53ZM55 169H57L56 171H55ZM62 169V170H61ZM68 169V170H67ZM81 169V171H79ZM93 169V170H92ZM108 169V170H107ZM110 169V170H109ZM122 169V170H121ZM144 169V170H143ZM155 171H154V170ZM159 169H162V170H159ZM167 169V170H166ZM176 169V170H175ZM214 172H212L211 170ZM248 169H249V171H248ZM23 170V171H22ZM26 170V171H25ZM48 170V171H47ZM51 170V171H50ZM63 172H61V171ZM73 170H75V171H73ZM85 170H87V171H85ZM89 170L91 171V174H88L89 173ZM96 170L97 171H99L100 173H98V172H96ZM102 170V171H101ZM107 170V171H106ZM148 170H149V172H148ZM170 172H169V171ZM178 170V171H177ZM210 170V172H212V173H210V175H207L206 174V172H208ZM11 171V172H10ZM13 171H14V173H13ZM44 171V172H43ZM52 171H53V173H52ZM54 171H55V174H54ZM58 171V172H57ZM60 171V172H59ZM95 171V172H94ZM103 171H106L107 172V175L105 174L106 172H103ZM110 171V173L108 174V172ZM113 171V172H112ZM136 171V172H135ZM137 171L138 172H140L141 174H139V173H137ZM150 171H151V173H150ZM155 173V175H156V178L154 177V174H152L153 172ZM156 171H158V173H156ZM166 171V172H165ZM179 171H181V172H179ZM184 171H185V173H184ZM200 171L204 174V175H207V176H209V178H211L213 175L212 174H215L214 176H213V178H212V181L211 182H209L210 181V179L207 177V176H204V175H202V173L200 174L201 176V178L200 177H198V178H196L197 177V174L198 173H200ZM220 171H222V170H220ZM252 171H253V173L256 175H254V174H251L252 173ZM259 171L261 172V173H259ZM10 172V173H9ZM18 172V173H17ZM21 172V173H20ZM24 172V173H23ZM28 172V173H27ZM71 172V173H70ZM78 172V173H77ZM82 172H85V173H82ZM119 172V174H117ZM120 172H122V174L120 173ZM135 172V173H134ZM145 172V173H144ZM161 172V173H160ZM166 173V174H164V173ZM168 172H169V174H168ZM171 172H173L172 173V175H171ZM176 172H178V173H176ZM196 172H197V174H196ZM230 172V171H229ZM248 172V174L246 175V173ZM260 174H258V173ZM27 173V174H26ZM61 173V174H60ZM65 173V174H64ZM68 173H70L69 175H70V177H68L69 175H68ZM74 173V174H73ZM80 173H81V176H79L80 175ZM94 173V174H93ZM97 173V174H96ZM103 173V175H101ZM111 173H112V176H110L111 175ZM130 173H131V175H130ZM143 173V174H142ZM147 173V174H146ZM160 173V174H159ZM163 173V174H162ZM3 174H4V176H3ZM41 174V175H40ZM42 174H45V176L44 175H42ZM48 174V175H47ZM49 174H50V176H49ZM57 174V175H56ZM67 174V175H66ZM71 174H72V176H71ZM83 174V175H82ZM96 174V176L97 175H99V177L97 176H94ZM114 174V175H113ZM125 174V175H124ZM129 174V175H128ZM135 175V177H134V175ZM150 174V175H149ZM179 174V175H178ZM222 173H221V175H223ZM5 175H8V176H5ZM16 177H15V176ZM22 175L23 177L21 178L20 176ZM33 175V176H32ZM36 175H38V176H36ZM58 175H62V178L61 179H56V178H60L61 176H59L58 177ZM65 175H66V177H65ZM74 175V176H73ZM78 176L77 178L75 177V176ZM86 175H88V178L86 177ZM116 175V176H115ZM125 177H123V176ZM126 175H128V176H126ZM136 175H138V176H136ZM143 175V176H142ZM199 175V174H198ZM227 175H229V174H227ZM245 175H246V177H245ZM259 175V176H258ZM11 176V177H10ZM19 176V177H18ZM84 176H85V180H86V182L89 184V182H91L89 185V187L87 186L86 187V182H85V180H82V179H84ZM90 176H94L93 178L94 179H96V178H98L97 179V181L96 182H94V179L91 177L90 178ZM101 176V177H100ZM105 176V177H104ZM108 176V177H107ZM110 176V177H109ZM117 177L116 179H115V177ZM129 176H131L132 177V179H129L130 177ZM140 176V177H139ZM145 176V178L146 179H144V178H142V177H144ZM148 176H151V178H149ZM158 176V177H157ZM159 176L161 177V178H159ZM167 176V177H166ZM174 177V179L175 180H173L172 178ZM231 176V172H230V175H229V177ZM251 176V177H250ZM6 177V178H5ZM15 177V178H14ZM28 177H30V178H28ZM36 177V178H35ZM44 179H43V178ZM50 177V178H49ZM54 177V178H53ZM75 177V178H74ZM80 177V178H79ZM83 177V178H82ZM103 177V178H102ZM120 177H123L122 179L120 178ZM127 177V178H126ZM129 177V178H128ZM137 177L138 178H141L142 180H143V182H145V183H141L142 181L140 180L139 182H134V178L135 179H137ZM204 177H205V180H206V182H205V180H204ZM238 177H240V178H238ZM6 179V180H4V179ZM28 178V179H27ZM37 178H39V179H37ZM42 178V179H41ZM63 178H65L64 180H63V183L61 182L62 181V179ZM67 178V179H66ZM89 179V180H91V181H89V180H87V179ZM108 178V179H107ZM149 180H148V179ZM163 178H165V179H163ZM215 178H216V180H215ZM237 179V180H235V179ZM249 178H253V179H249ZM24 180V182H23V180ZM25 179H27V180H25ZM32 179V180H31ZM41 179V180H40ZM46 179V180H45ZM47 179H48V181H47ZM77 181H76V180ZM80 179V180H79ZM102 179H103V182L105 181V182H107V180H108V182L107 183H109V185L110 184H112L111 185V188H109V191H108V189H106V191L105 192H103L104 190H105V188L104 189H101V182H102ZM105 179V180H104ZM110 179H113V180H111L112 181V183L110 182ZM119 179V180H118ZM120 179H121V183H120ZM125 179H126V181H129V182H131V183H129V184H131L132 185V183H133V185L131 186H128L127 184V182L124 184L123 182H125ZM128 179V180H127ZM168 179V180H167ZM207 179H209V180H207ZM217 179H221L220 181L221 182H219V180H217ZM249 179V180H248ZM254 179H255V184H252V182L254 181ZM4 180V181H3ZM31 180V181H30ZM34 180V181H33ZM39 180V181H38ZM43 180V181H42ZM45 180V181H44ZM51 180V181H50ZM53 180V181H52ZM82 180V181H81ZM101 180V181H100ZM114 180L116 181V183L114 182ZM130 180H132V181H130ZM152 180H154V181H152ZM159 180H160V183H158L159 182ZM162 180V181H161ZM163 180H166V182L165 181H163ZM195 180H193V181H195ZM204 180V181H203ZM241 180V184H240V181ZM260 180H262L261 181V184H260ZM2 181V182H1ZM15 181H18L17 183L15 182ZM42 183H41V182ZM56 181H58L57 183H55ZM67 183H65V182ZM73 181V182H72ZM81 182L82 184L85 182V184H83V185H81L82 187L84 186L85 188H87L86 190L87 191H83V192H81V193H86V194H82L83 196H81L80 197V195H79V197H75L74 198V196H75V194H73L72 195V197L70 196V192H71V190H69V189H71V188H74L75 186V184H78V182ZM92 181L94 182V183H92ZM100 181V182H99ZM146 181H148V182H146ZM151 181V182H150ZM158 181V182H157ZM174 181H176V183H174ZM208 181V182H207ZM214 181L215 182H219V183H217V187L219 186L220 188H218L217 189V187L215 186L216 185V183H215V185H214ZM245 181V182H244ZM248 181V182H247ZM258 181V182H257ZM36 182V183H35ZM46 182H48V183H46ZM53 182V183H52ZM71 182V183H70ZM153 182V183H152ZM157 182V184H158V186H157V184H155ZM161 182H163V183H161ZM166 184H165V183ZM169 182V183H168ZM226 182L227 183H231V185H229V184H226ZM239 182V183H238ZM2 183L3 184H6L7 185V189H6V186L5 185H2ZM13 183H15L16 185H14ZM32 183V184H31ZM46 183V184H45ZM74 183V184H73ZM97 184V183H99L98 185H95L96 187H97V189H98V187L100 186V189H98V190H101V191H98L97 189H96V187H95V189H93L94 188V184ZM121 184V186L125 189V190H127V191H125V190H123L122 188H121V186L120 185H118V184ZM150 183V184H149ZM171 183V184H170ZM212 183H213V185H212ZM224 183H225V185H224ZM250 183V184H249ZM256 183H258V185L256 186ZM11 184V185H10ZM14 186H13V185ZM18 184V185H17ZM45 184V185H44ZM47 184H50V186H48ZM60 184V185H59ZM64 184V185H63ZM73 184V185H72ZM114 184L116 185L115 187H114ZM123 184H124V186H123ZM137 184V185H136ZM140 184V185H139ZM145 184H147V185H145ZM153 185V187L151 188V186ZM169 184V185H168ZM211 186H210V185ZM220 184H223V186H221ZM248 184V185H247ZM2 185V186H1ZM47 185V186H46ZM55 185H56V187H55ZM58 185H59V187H58ZM70 185L71 186V188L69 187V188H67L68 186ZM80 185V184H79ZM92 185H93V187H92ZM125 185H127V186H125ZM136 185V186H135ZM150 185V186H149ZM156 185V186H155ZM227 185V186H226ZM241 185V186H240ZM246 185H247V187H246ZM250 185V186H249ZM251 185H252V187H251ZM253 185H255V186H253ZM21 186V187H20ZM42 186V187H41ZM62 186V188H60ZM65 186H67L66 188H64ZM74 186V187H73ZM78 186V185H77ZM119 186H120V190H119ZM144 186V187H143ZM159 186H163L162 187V189H160L161 187H159ZM164 186H166V188H168V186H171V187H169L168 189H166ZM202 186V187H201ZM204 186V187H203ZM205 186H207V188L205 187ZM208 186H209V188H208ZM214 186H215V188H214ZM230 186H233V187H230ZM239 186V187H238ZM259 186V187H258ZM261 186H263L262 188H261ZM2 187H4V188H2ZM41 187V188H40ZM47 187V188H46ZM83 187V188H84ZM102 187H103V185H102ZM118 187V188H117ZM128 187V188H127ZM129 187H132V188H129ZM138 187V188H137ZM156 187L159 189V193H161L160 194V196L158 195V189L156 190V191H154L153 189H156ZM174 189H173V188ZM201 187V188H200ZM228 187V188H227ZM230 187V188H229ZM247 189V191H245L244 189L245 188ZM14 188V189H13ZM22 188H23V190L24 189H26V190H24V193L25 192H31L32 193V195L33 196H35V198H36V200L34 199V201H33V204L35 203V201H37L34 205L31 203L30 204V207H27V208H29L30 209V211L31 212H29V209H26V210H28L27 211V213H25V215H23V214H21V212L20 211H17L18 210V208H16L17 207V205L15 206V204H17V203H15V202H17L16 200L14 201V197H15V199L17 198V197H19L18 196V194L20 195L21 193H20V191L21 192H23L22 191ZM43 188L47 191H44L43 190ZM50 188V189H49ZM55 188V189H54ZM58 188V189H57ZM85 188L83 189V190H85ZM89 188V189H88ZM127 188V189H126ZM135 188H136V190L137 191H135V194H134V190H135ZM141 188H143V190L144 191H142V189ZM147 188V190H145ZM203 188V189H202ZM206 188V189H205ZM221 188H223V189H221ZM239 188V189H238ZM242 188H243V190H242ZM17 189V190H16ZM21 189V190H20ZM39 190L38 192L36 191V190ZM54 189V190H53ZM64 189V190H63ZM91 189V190H90ZM112 189V190H111ZM149 189V190H148ZM165 189L167 190V192H165ZM173 189V190H172ZM177 189V188H176ZM205 189V190H204ZM210 189V190H209ZM214 189V190H213ZM228 190V192H227V190ZM249 189H251V190H249ZM257 189V190H256ZM261 189V190H260ZM13 191V192H11V191ZM43 190V191H42ZM55 190H57L56 192H54ZM59 190V191H58ZM61 190H63V191H61ZM90 190V191H89ZM95 190H96V192H97V194H96V192H95ZM121 192H119V191ZM123 191V193H122V191ZM132 190V191H131ZM139 190V191H138ZM152 190V192H150ZM169 190V191H168ZM195 190V191H194ZM217 190H218V193L216 194L215 192H217ZM225 190V191H224ZM237 190V191H236ZM239 190H240V192H239ZM241 190H242V192H241ZM254 190V191H253ZM11 192V194H10V192ZM35 191V192H34ZM40 191H41V194H42V196H41V194H40ZM53 191V192H52ZM68 191H69V193H68ZM89 191V192H88ZM109 192V195L107 194V195H105L106 193H108ZM116 191V192H115ZM117 191H118V193H117ZM146 191V192H145ZM153 191H154V193H153ZM203 193H205L204 194V197H203V194H201L202 192ZM210 191V192H209ZM213 191V192H212ZM256 191V194L254 193ZM7 192H9L8 194H7ZM52 192V193H51ZM57 192H58V194H57ZM61 192V193H60ZM65 192H66V196L68 195L69 196V200H71L70 202L68 201V199L67 198H64V199H62V203L60 202V204H56V203H54L55 201H54V199H55V196H56V202L57 203H59L58 201H59V198H60V200H61V196L62 197H64L65 196ZM92 192V193H91ZM111 192V193H110ZM126 192V193H125ZM137 192V193H136ZM141 192V193H140ZM148 192H149V194H148ZM157 192V193H156ZM207 192V193H206ZM222 194H221V193ZM230 192V193H229ZM244 192V193H243ZM246 192V193H245ZM248 192V193H247ZM251 192V193H250ZM35 193V194H34ZM46 193V194H45ZM48 193H50V194H48ZM55 193H56V195H55ZM60 193V194H59ZM64 193V194H63ZM102 193V195H100ZM112 193H114V195L112 194ZM116 193V194H115ZM128 193V194H127ZM147 193V194H146ZM151 193H153L152 195L153 196H149V195H151ZM155 193L157 194V195H155ZM167 193V194H166ZM172 193V194H171ZM210 194V193H212V195L210 194V195H207V194ZM240 195H239V194ZM243 193V194H242ZM263 193V194H262ZM16 194V195H15ZM40 194V195H39ZM62 194V195H61ZM93 194H94V196L95 197H98V198H95L94 196H93ZM96 194V195H95ZM110 194H112L113 196H110ZM146 194V195H145ZM172 196V197H174V198H176V199H174V198H170V196ZM226 194V195H225ZM232 196H231V195ZM236 194V195H235ZM245 194V195H244ZM254 194V196H255V199H254V197L252 196ZM47 195H48V198H47ZM51 195V196H50ZM59 195H60V197H59ZM88 195V196H87ZM116 195H118V196H116ZM133 195H134V197H133ZM139 195V196H138ZM140 195H141V197L143 198H140ZM143 195V196H142ZM161 195H164V196H166V195H168L169 197L168 198H166V201L163 203V201L165 200V198H164V196H161ZM175 195V194H174ZM183 195V194H182ZM191 195H193V196H191ZM198 195V196H199ZM207 195V196H206ZM227 196V197H225V196ZM235 195V196H234ZM247 195H249V196H247ZM259 195V196H258ZM9 196V197H8ZM10 196H14L13 198L11 197L10 198ZM46 196V197H45ZM65 196V197H66ZM84 196H86L87 197V199L84 197ZM104 196V197H103ZM114 196H115V199H114ZM121 196V197H120ZM124 196H125V198H124ZM127 196V197H126ZM147 198H146V197ZM157 196V197H156ZM159 196V197H158ZM176 196V195H175ZM184 196V195H183ZM182 196V197H183ZM210 196H211V198H213L212 199V202H211V198H210ZM216 196V197H215ZM240 196V197H239ZM252 196V197H251ZM261 196H263V197H261ZM43 197H45L47 200L49 199V201H47L46 199L45 200H43ZM54 197V198H53ZM57 197H59L58 198V200H57ZM82 197H84V198H82ZM91 197V198H90ZM106 198V197H108L107 199H109L108 201L110 202V205L112 206L114 203H116L114 206H113V208H115V210L113 211V210H109L110 208L112 209V207H109V209H108V211L107 212H109L110 213V215L108 214L107 215V213H105L106 215H107V217H105V219H107V220H103V221H101V219H103L104 217H102V216H100V217H98L99 215H98V213L101 215L102 214V211H97L98 213H96L95 211L98 209V206L100 205V202H98V201H103L101 198ZM110 197V198H109ZM129 197V198H128ZM131 197H132V199H133V201H137L136 203H135V205L134 204H132L133 202H132V200H131ZM151 197V198H150ZM155 197V198H154ZM162 197V198H161ZM179 197V199L181 200L180 202H179V199H177ZM192 197H193V199H192ZM200 197V198H201ZM206 197H207V199H206ZM218 197V198H217ZM232 199H231V198ZM234 197L236 198V199H234ZM253 199V202H252V199ZM8 198H10V199H8ZM95 198V199H94ZM128 200H127V199ZM139 198V199H138ZM148 198H149V200H148ZM158 199V201H157V199ZM174 199V201L172 200V202H175V200H177V202L175 203V204H177V205H175L174 203H172L171 202V200L170 199ZM223 198V199H222ZM241 198V199H240ZM250 198V199H249ZM258 198V199H257ZM261 198V200H259ZM4 199H6V200H4ZM9 201H8V200ZM13 199V200H12ZM75 199V201H74V203H73V200ZM85 199V200H84ZM91 199V200H90ZM101 199V200H100ZM106 199V200H107ZM110 199H114L113 201H111ZM118 199V200H117ZM123 199H125V200H123ZM130 199V200H129ZM136 199V200H135ZM138 199V200H137ZM141 199V200H140ZM154 199V200H153ZM161 199V200H160ZM163 199V200H162ZM167 199H169V201L171 202H168V200ZM218 200V201H221V202H218V201H216V200ZM229 199V200H228ZM236 200L237 201V199L239 200V202H243V203H245V204H247V206H245V204L244 205H237V202H236V204L235 203H232V202H234V200ZM243 199V200H242ZM77 200H79L78 202H77ZM87 200V201H86ZM93 200V201H92ZM95 200V201H94ZM115 200H116V202H115ZM120 200V205L122 206V208H126V211L123 209V210H121L122 208H121V206H119V207H117L116 205H118L119 203H117V201H119ZM123 200V201H122ZM146 200H148V201H146ZM205 200H206V202H205ZM207 200H210L209 201V206L208 205H206V206H204V202H205V204H208V202H207ZM226 200V201H225ZM231 200V201H230ZM242 200V201H241ZM244 200H246V201H244ZM248 200V201H247ZM250 200V201H249ZM5 201H7V203L5 202ZM10 201H13V202H11V203H9ZM45 201V202H44ZM65 201V202H64ZM67 201V202H66ZM92 201V203L94 204L96 201V205H94V209L92 208V207H90V204H89V202H91ZM123 203H122V202ZM140 201V202H139ZM151 201H153V202H151ZM157 201V202H156ZM186 201V202H185ZM188 201H189V205L188 204H186V203H188ZM196 201H194V202H196ZM214 201H215V203L217 202V204H214ZM224 201V202H223ZM263 201V202H262ZM2 202H4L3 204H4V206H3V204H2ZM32 202V201H31ZM47 202V203H46ZM84 202V203H83ZM113 204H112V203ZM126 202V203H125ZM132 202V203H131ZM166 202H168V203H166ZM183 202V203H182ZM249 202V203H248ZM255 202H256V204H255ZM261 202H262V204H261ZM6 203V204H5ZM53 204V205H51V207H50V204ZM63 203H67L65 206L63 205ZM77 205H76V204ZM125 203V204H124ZM129 203V205H127ZM137 203H138V205H137ZM140 203H142V205H143V207H142V205L140 204ZM148 205H147V204ZM170 203V204H169ZM226 205H225V204ZM227 203H229V204H227ZM232 203V204H231ZM36 204H38V205H36ZM93 204H91V206H93ZM99 204V205H98ZM150 204L153 206V205H158L157 207H156V205H155V207L153 208L152 206H150ZM163 204V205H162ZM167 204H169V206H167ZM171 204H173L174 206H170ZM181 204V205H180ZM182 204H185V205H182ZM212 204H213V207H217V209H214V208H212V207H210V206H212ZM224 204V205H223ZM252 204V205H251ZM7 205H9V206H7ZM13 205V206H12ZM36 205V206H35ZM40 205V206H39ZM49 205V208L47 207ZM59 206V208H58V206ZM70 205H72V206H70ZM73 205H75V206H73ZM80 205H82L81 207H80ZM84 205H86V206H84ZM87 205H88V207H87ZM126 205V206H125ZM131 205V206H130ZM133 205V206H132ZM140 205V206H139ZM146 205H147V207H146ZM161 205H162V207H161ZM182 206V207H180V206ZM193 205V206H192ZM217 205V206H216ZM219 205H221V206H219ZM257 205V206H256ZM258 205H259V208H258ZM8 207V208H6V207ZM10 206H12L13 207V210H11L12 209V207H10ZM14 206H15V208H16V212H15V208H14ZM33 206H35V207H37V208H35L34 207V210L33 209H31V207L33 208ZM57 206V209L59 210L60 208V210L59 211H57V212H55L54 213V216H52L53 214H52V210H53V208L54 207H56ZM71 208H70V207ZM79 206V207H78ZM142 207V208H140V210H139V208L138 207ZM150 206V207H149ZM163 206L164 207H166V208H169V209H165V208H163ZM191 206V207H190ZM208 206V207H207ZM225 206V207H224ZM226 206H228V207H226ZM233 206V207H232ZM241 206V207H240ZM244 206L246 207V208H244ZM249 206V207H248ZM252 206V207H251ZM261 206V207H260ZM40 209H39V208ZM77 207V208H76ZM86 207L88 208V209H86ZM97 209H96V208ZM133 208V209H130V208ZM173 207V208H172ZM176 207V208H175ZM194 207H196V208H194ZM200 207H202L201 209H200ZM222 207H224L223 208V210H222ZM240 207V209H238V208ZM243 207V208H242ZM2 208H3V211H2ZM44 208H46V211H48V212H46L45 211V209ZM64 208V209H63ZM75 208V209H74ZM90 208V209H89ZM117 208H118V210H120L119 212H118V210H117ZM121 208V209H120ZM136 208V209H135ZM145 208H147L148 209V211L146 212V210L147 209H145ZM156 208H159V209H156ZM161 208H163V209H161ZM170 208H172V209H170ZM185 208V209H184ZM192 208H193V210H192ZM200 209V211H198L197 209ZM209 208H211V209H209ZM225 208H227V209H225ZM232 208V209H231ZM253 208H255V209H253ZM263 208V209H262ZM37 209V210H36ZM45 211L44 212V214H45V216L42 214L41 215V213H43V211ZM71 209H74L75 210V212H74V210H71ZM78 209V210H77ZM80 209V210H79ZM82 209V210H81ZM85 211H84V210ZM96 209V210H95ZM134 209H135V212H136V214L134 215ZM139 211H138V210ZM152 209H155V210H157L156 212L154 211V210H152ZM165 209V210H164ZM176 209V210H175ZM187 210V212L185 211H182V210ZM192 211H191V210ZM196 209V211H197V214H196V212L194 211ZM208 211H207V210ZM219 209V210H218ZM230 209V210H229ZM236 209V210H235ZM240 210V211H238V210ZM258 209V210H257ZM260 209V210H259ZM5 210V211H4ZM9 210V211H8ZM36 210V211H35ZM39 210V211H38ZM65 210V211H64ZM67 210V211H66ZM68 210H70V212L68 211ZM78 212H77V211ZM98 210H101V209H98ZM129 210V211H128ZM149 210H151V211H149ZM160 210H161V212H160ZM163 210V211H162ZM166 210H168V211H166ZM170 210H172L171 212H170ZM212 210H214V211H212ZM221 210V211H220ZM225 210H227V211H225ZM234 210V211H233ZM250 210V211H249ZM263 210V211H262ZM34 212V214H35V212L36 213H38V214H36L37 216H35L34 214H32L33 212ZM42 211V212H41ZM81 211H83V213L81 212ZM90 211H92V212H90ZM123 211H125V212H123ZM153 211V212H152ZM176 211H178L179 213H177ZM193 213V212H195L194 213V215H195V219H191L193 222H194V225H192L193 224V222L191 221V220H189V218H190V216H192L193 217V214L191 215L190 213L191 212ZM204 211H206V212H204ZM210 211V212H209ZM224 211H225V213H224ZM246 211H248L249 213H252V214H249L248 212H246ZM5 214H3V213ZM12 212V213H11ZM14 212V213H13ZM50 212V213H49ZM62 212V213H61ZM65 212V213H64ZM69 212V213H68ZM73 212V213H72ZM76 212H77V214H76ZM81 212V213H80ZM87 212V213H86ZM89 212V213H88ZM96 213V215H97V218L98 219H100L101 217V219L100 220H96L97 218H96V216H94V214H92V213ZM112 212H113V214H112ZM131 212V213H130ZM148 212H149V214H148ZM154 212H155V214H154ZM164 212V213H163ZM176 214V215H174V213ZM182 212V213H181ZM203 212V213H202ZM220 212H222V213H220ZM228 214H227V213ZM257 212V213H256ZM263 212V213H262ZM17 213V214H16ZM49 213V214H48ZM64 213V214H63ZM78 213H80V214H78ZM85 213V214H84ZM117 214V217L115 216V214ZM120 213V214H119ZM126 213H127V215H126ZM142 213V214H141ZM147 214V215H145V214ZM158 213H159V215H161V213H163L161 216H159L158 215ZM167 213H169V215L170 216H168V214L166 215ZM185 213H188V214H186L185 215ZM199 213H201V218L199 217ZM217 213V214H216ZM233 213L235 214V215H233ZM237 213V214H236ZM243 213H245V214H243ZM253 213H254V215H253ZM258 213H260L261 214V217H260V214H258ZM16 214V215H15ZM50 214H52V215H50ZM61 214V215H60ZM63 214V215H62ZM73 214V215H72ZM75 214V215H74ZM86 214H88V215H86ZM89 214H91L90 216H89ZM124 214V215H123ZM138 214H139V216H138ZM151 214H152V216H151ZM172 214H173V216H172ZM182 214V215H181ZM204 214V215H203ZM206 214V215H205ZM218 214H219V216H218ZM226 214V215H225ZM241 214V215H240ZM243 214V215H242ZM257 214V215H256ZM263 214V215H262ZM3 215V216H2ZM10 215H11V217L12 218H10L9 219V217H10ZM20 215V216H19ZM32 215H34V216H32ZM40 215V216H39ZM70 215V216H69ZM77 215V216H76ZM114 215V216H113ZM118 215H119V217H118ZM128 215H129V217H128ZM144 215V216H143ZM154 215H155V217H154ZM164 215V216H163ZM180 215V216H179ZM183 215H184V219H183ZM198 215V216H197ZM203 215V216H202ZM240 215V216H239ZM247 215V216H246ZM248 215L249 216H251L250 218L252 219V218H256L255 220L254 219H250L249 217H248ZM6 216H7V218H6ZM14 216V217H13ZM24 218H23V217ZM28 217V218H26V217ZM41 216H43L42 218H40ZM64 216V217H63ZM69 216V217H68ZM74 218H73V217ZM76 216V217H75ZM78 216H80L79 218H81V220L78 218ZM88 218L87 220H88V222L86 221V218ZM109 216H111V217H109ZM120 216L122 217V218H120ZM135 216V217H134ZM150 216V217H149ZM157 216H158V218H157ZM167 216V217H166ZM178 216V217H177ZM189 216V217H188ZM206 218H205V217ZM231 216V217H230ZM238 216V217H237ZM244 216V217H243ZM254 216V217H253ZM5 217V218H4ZM20 217V218H19ZM22 217V218H21ZM30 217H31V219L33 220H30ZM47 217V218H46ZM51 217V220L49 219V218ZM53 217V218H52ZM57 217H60V219H61V221H60V219H58ZM62 217V218H61ZM66 217V218H65ZM92 217H95L96 219H94V218H92V220H91V218ZM125 217V218H124ZM139 217V218H138ZM142 217V218H141ZM144 217V218H143ZM146 217V218H145ZM159 217H161V218H163V219H160ZM178 219H177V218ZM181 217H182V219H181ZM188 217V218H187ZM212 217V218H211ZM226 217H228V218H226ZM230 217V218H229ZM237 217V218H236ZM242 217H243V219H242ZM249 218V221H250V223H249V221H248V218ZM14 218V219H13ZM17 218V219H16ZM34 218H35V222H34ZM44 218V219H43ZM68 218V219H67ZM70 218H71V220H70ZM83 218H85V220L83 219ZM111 219V221H110V219ZM115 220H113V219ZM150 218H152L153 220L155 219V218H157V220L155 221H153V220H150ZM165 218V219H164ZM189 220V221H191V223L187 220V219ZM194 218V217H193ZM199 218V219H198ZM204 218V219H203ZM216 218V219H215ZM232 218V219H231ZM233 218H235V219H233ZM239 218H241V220H242V222H241V220L239 219ZM246 218V221L247 222H245V219ZM3 219V220H2ZM6 219H8V221L6 220ZM13 219V220H12ZM17 221H19V223L17 222H15L16 220ZM24 219H25V221H24ZM27 219H28V221H27ZM56 219V220H55ZM66 219L67 220H70V221H67V222H65V224L62 226V224L64 223V221H66ZM75 219H76V221H75ZM93 219L95 220V222L93 221ZM118 219H120V220H118ZM124 219H125V221L126 222H128V223H125V221H124ZM132 219V220H131ZM139 219V220H138ZM143 219L145 220L146 219V221H143ZM172 219V220H171ZM180 219V220H179ZM196 219H198V220H196ZM210 219H212V220H210ZM217 219H219V220H217ZM224 219V220H223ZM230 219V220H229ZM239 219V220H238ZM257 219H258V221H257ZM10 220V221H9ZM52 220H54V221H52ZM63 220V221H62ZM79 220V221H78ZM89 220H91V221H89ZM131 221V223H130V221ZM135 220V221H134ZM162 220V221H161ZM167 220H168V222H167ZM182 220H184V222L182 221ZM196 220V221H195ZM207 220V221H206ZM216 220V221H215ZM232 220V221H231ZM235 220H237V222L236 223H233V222H235ZM244 220V221H243ZM262 220V221H261ZM4 221V222H3ZM21 221V222H20ZM24 221V222H23ZM32 221V223H30ZM45 223H44V222ZM49 221V222H48ZM52 221V222H51ZM81 221H85V222H82L81 223ZM99 222V221H101V222H99V223H101V224H97L96 222ZM118 221V222H117ZM121 221V222H120ZM124 221V222H123ZM139 221V222H138ZM140 221H142V223H143V225H142V223L140 222ZM152 223H151V222ZM161 221V222H160ZM173 221V222H172ZM182 221V222H181ZM188 221V222H187ZM200 221H203V222H200ZM207 222V224L205 223V222ZM212 221V222H211ZM229 221V222H228ZM240 221V222H239ZM255 223H254V222ZM260 221V222H259ZM6 222V223H5ZM27 222V223H26ZM71 222H72V224H71ZM77 224H76V223ZM95 224H97V225H95ZM103 222V223H102ZM108 222V224H104V223H107ZM109 222H110V224H109ZM113 222H115V224L113 223ZM133 222V223H132ZM135 222V223H134ZM157 222H159V223H157ZM163 222V223H162ZM183 223V226L181 225V223ZM195 222H196V224H198V225H200V227L197 225L196 226V224H195ZM211 222V223H210ZM225 222V223H224ZM262 222V223H261ZM9 223V224H8ZM15 224V227L13 226L14 224ZM24 223H25V225H24ZM73 223H75V227L76 228H78V229H76L73 225ZM79 223V224H78ZM86 223V224H85ZM89 223H90V225H89ZM91 223H93V225H94V228H93V225L91 224ZM119 223V224H118ZM139 223V224H138ZM156 223V224H155ZM164 223H168L167 224V226H168V229H165V228H167V226H166V224H164ZM172 223H174L173 224V226L172 227H175V228H172L171 227V225H172ZM190 223V224H189ZM202 223H203V225L205 226V224L206 225H208L209 226V229H208V226H205V230H204V226H202ZM214 223H216V224H214ZM218 223V224H217ZM228 223H233V224H228ZM238 223H240V224H238ZM249 223V224H248ZM7 224H8V226L9 225H11V226H13L12 227V229H10L11 227L9 226V229H8V226H7ZM27 224V225H26ZM32 224V225H31ZM35 224H37V225H35ZM40 225V227H39V225ZM44 224V225H43ZM46 224V225H45ZM55 224V225H54ZM56 224L58 225V227L56 226ZM67 224H69V225H67ZM71 224V225H70ZM80 224L82 225V226H80ZM85 224V225H84ZM89 226H88V225ZM130 224V225H129ZM150 224V225H149ZM152 224H154V226L152 225ZM158 224H160V226L158 225ZM163 224V225H162ZM187 224V226H188V224L189 225H191V226H185V225ZM226 224V225H225ZM248 224V225H247ZM2 225H4V226H2ZM16 225L18 226V228L16 227ZM21 226V228H20V226ZM30 225V226H29ZM47 225H51V226H48L47 227ZM52 225H53V231L51 230L52 229ZM67 225V226H66ZM79 225V226H78ZM87 225V226H86ZM102 225H103V227H102ZM107 226V228H106V226ZM108 225H110L109 227H108ZM122 227H121V226ZM126 226V228H125V226ZM131 225H133L134 226V229H133V226H131ZM138 225V226H137ZM146 225H148L147 227H146ZM152 225V226H151ZM157 225V226H156ZM179 225H181V226H179ZM214 225V226H213ZM217 225V226H216ZM219 225V226H218ZM228 225H230L229 227H228ZM231 225H235L234 227L233 226H231ZM241 227H240V226ZM246 225L247 226H249V227H246ZM7 226V227H6ZM44 226V227H43ZM60 226V227H59ZM69 226V227H68ZM102 228H101V227ZM143 226H145L146 227V229H145V227L143 228ZM149 226H150V228H149ZM164 226V227H163ZM166 226V227H165ZM178 226V227H177ZM194 226V227H193ZM221 226V227H220ZM239 226V227H238ZM259 226H261V227H259ZM5 227V228H4ZM32 228V229H34V230H32V229H29V228ZM34 227H36V229L34 228ZM66 227V228H65ZM71 227V228H70ZM72 227H73V229H72ZM82 227V228H81ZM87 227V228H86ZM93 228V229H91V228ZM101 228V229H99V228ZM107 229V231H106V229ZM113 228V230H112V228ZM123 228L124 227V229H121V228ZM139 227V228H138ZM152 227H153V229H152ZM156 227V228H155ZM159 229H158V228ZM162 227V228H161ZM180 227V228H179ZM184 227V228H183ZM199 227V228H198ZM214 227V228H213ZM229 230H227L226 228ZM235 229V230H233V228ZM238 227V228H237ZM23 228V229H22ZM40 230H39V229ZM76 230H75V229ZM90 230H89V229ZM111 230H110V229ZM136 228V229H135ZM161 228V229H160ZM187 228V230H183V229H186ZM190 228V229H189ZM194 230L193 232L191 231L192 229ZM196 230H195V229ZM216 228V229H215ZM230 228H232L231 229V231H230ZM237 228V229H236ZM244 228V229H243ZM252 228L254 229V231L252 230ZM7 229V230H6ZM18 229V230H17ZM29 231V233H26V232H28L27 230ZM41 229H43V230H45V231H43V230H41ZM48 229V230H47ZM64 229V230H63ZM67 229H69V230H71V231H69L68 232V230ZM82 229V230H81ZM84 229H88L90 232H88V230L86 231V230H84ZM95 229H97V231H95ZM122 231H124V234H122L123 232H120L121 230ZM127 229V230H126ZM130 229L133 231V232H137L136 234L134 233H131L132 231H130ZM143 229H145V230H143ZM151 229V230H150ZM155 229V230H154ZM156 229H158V230H160L159 232H157L158 230H156ZM163 229H165L164 231H163ZM174 229V230H173ZM181 229V230H180ZM199 229H201V230H199ZM216 231L217 230V232H215L214 230ZM240 229V230H239ZM247 231H246V230ZM252 230V232H255V233H252L251 232V230ZM260 231H259V230ZM262 229V230H261ZM8 230H9V232H8ZM13 230V231H12ZM24 230V231H23ZM37 230V231H36ZM66 230H67V232H66ZM74 232H73V231ZM81 230V231H80ZM103 230H104V232H103ZM116 230H117V232H116ZM139 230H141V231H139ZM147 230H149L150 232H147ZM154 230V231H153ZM172 230V231H171ZM177 230V231H176ZM180 230V231H179ZM191 232H190V231ZM209 230V231H208ZM212 230V231H211ZM232 230H233V233L234 234H232L231 235V232H232ZM236 230L238 231V232H236ZM245 230V231H244ZM23 233H22V232ZM42 231V232H41ZM51 233H50V232ZM60 231V232H59ZM65 231V232H64ZM75 231H77V233L75 232ZM83 231V232H82ZM92 231V232H91ZM100 231H101V233H100ZM113 231H115V233L113 232ZM144 231V232H143ZM171 231V232H170ZM188 231V232H187ZM202 231H203V233H202ZM220 231H223L222 233H220ZM225 231H226V233L227 234H229V235H226V233H225ZM18 232V233H17ZM19 232H21V233H19ZM42 234H40V233ZM46 232H48V234H46L45 235V233ZM55 232H57L56 234H55ZM72 232V233H71ZM81 234H80V233ZM88 232V233H87ZM94 232H95V235L97 236L98 235V233H100V235H99V237L98 238H100V239H97V237H95V235H94ZM97 232V233H96ZM102 232H103V234H102ZM108 232V233H107ZM112 232V233H111ZM126 232V233H125ZM129 232V233H128ZM142 232V233H141ZM153 232V233H152ZM157 232V233H156ZM165 232V233H164ZM167 232V233H166ZM173 232H175V234L173 233ZM176 232H178V233H180V234H177ZM182 232V233H181ZM186 232V233H185ZM195 232H196V234H195ZM199 232V234H197ZM201 232V233H200ZM212 232H215V233H213L212 234ZM244 233V235H242L243 233ZM248 232V233H247ZM260 232H261V235H260ZM16 233V234H15ZM31 233H34V236L36 237V238H38V240H36L35 239V237L31 234ZM55 234V235H53V234ZM59 233V234H58ZM63 233L65 234V236L63 237ZM66 233H68L67 235H66ZM79 233V235L81 236V237H85V239H83V238H81V237H79V238H77L79 235H76V237L74 236L75 234H78ZM107 233V234H106ZM109 233H110V235H109ZM140 233L142 234V235H144V237L141 235L140 237H139V235H140ZM156 233V234H155ZM160 233H162L161 235H160V237H159V234ZM188 233V234H187ZM191 233H193V234H191ZM206 233V234H205ZM219 235H218V234ZM235 233H237V235L235 234ZM259 233V234H258ZM263 233V234H262ZM10 234V235H9ZM20 234V235H19ZM22 234V235H21ZM24 234V235H23ZM37 234V235H36ZM40 234V235H39ZM50 234V235H49ZM72 234H73V236H72ZM84 236H83V235ZM86 234V235H85ZM88 234H90V235H88ZM93 234V235H92ZM106 236H105V235ZM117 234V235H116ZM119 234V235H118ZM126 234H127V236H126ZM147 234V235H146ZM150 236H149V235ZM154 234H155V236H154ZM158 234V235H157ZM183 234V235H182ZM186 236H185V235ZM190 234V235H189ZM203 234H205V235H203ZM215 237V238H213V236ZM245 234H247V236H245ZM257 234H258V236H257ZM27 235V236H26ZM59 235V236H58ZM62 235V236H61ZM88 235V236H87ZM116 235V236H115ZM122 235V236H121ZM129 235H131V236H129ZM134 235V236H133ZM169 235H172V236H169ZM192 235V236H191ZM194 235H196V236H194ZM200 235V236H199ZM202 235V236H201ZM221 235V236H220ZM223 235V236H222ZM226 236V238H228V239H226L225 238V236ZM234 235V236H233ZM242 235V236H241ZM260 235V236H259ZM4 236H7L6 238H4ZM12 236V237H11ZM30 236V237H29ZM41 236V237H40ZM44 236H46L45 238H46V240H45V238H44ZM49 236H50V238H51V240H50V238H49ZM51 236H53V237H51ZM54 236H55V238H58V239H54ZM66 236H68V238L66 237ZM94 236V237H93ZM111 236V237H110ZM115 236V237H114ZM123 236H125V238L123 237ZM159 238H158V237ZM163 238H162V237ZM173 236H175V237H173ZM180 236H181V238H180ZM203 236L205 237V239L203 238ZM211 237V238H206V237ZM217 236V237H216ZM229 236V237H228ZM243 237L242 238V240L240 239V237ZM254 236V237H253ZM255 236H257V237H255ZM59 237L61 238V240L59 239ZM70 237V238H69ZM76 238V240H77V242H76V240H75V242H74V239ZM91 237H93L92 239H91ZM103 237V239H101ZM105 237V238H104ZM132 237V238H131ZM139 239V241L138 242H140V243H142V244H140V243H138L137 242V238ZM141 237H143L144 238V240L141 238ZM153 237V238H152ZM168 237V240H166V238ZM172 237V239L173 238H176V239H179V240H176V239H171V241H169L170 240V238ZM179 237V238H178ZM185 237V238H184ZM188 237V238H187ZM220 237H223L222 239L220 238ZM234 238V240H233V238ZM261 237V239H259V238ZM8 238V239H7ZM23 238H25L24 240H23ZM31 238H33V239H31ZM43 239V242L45 243V241H46V243L45 244H43V242H41L42 241V239ZM64 238H65V242L66 243H68V244H65L64 243ZM73 238V240L72 241H69V240H71ZM87 238V239H86ZM107 238H110L109 240L107 239ZM112 238V239H111ZM120 238L122 239V240H120ZM129 238V240H127V239ZM134 238H135V240H134ZM152 238V240H150ZM160 240H158V239ZM190 238H191V240H190ZM193 238V239H192ZM202 239V241H200L199 239ZM226 239V241H225V239ZM236 238V239H235ZM240 239V240H238V239ZM249 240H248V239ZM250 238H252V239H250ZM19 239H21L22 241H24L23 243L21 242V241H19ZM35 239V240H34ZM49 239V240H48ZM52 239H53V243L55 242V241H57V242H55L54 243V245H53V243H52ZM69 239V240H68ZM114 239V240H113ZM124 239V240H123ZM146 239V240H145ZM155 239V240H154ZM165 239V240H164ZM210 239V240H209ZM216 239V240H215ZM219 239V240H218ZM230 239V240H229ZM247 239V240H246ZM3 240V241H2ZM28 240H30V241H28ZM61 241V242H58V241ZM67 240H68V242H67ZM83 240H84V242H83ZM86 240V241H85ZM92 241V243H93V245L91 244V243H89V242H91ZM95 240V241H94ZM99 241V242H97V241ZM105 241V243L108 245V247H107V245L105 244V243H102V242H104ZM116 240V241H115ZM120 240V241H119ZM132 240H134V241H132ZM147 240H150V241H147ZM188 240H189V242L191 243H188ZM197 240V241H196ZM205 240V241H204ZM210 241V242H208V241ZM223 240V241H222ZM235 240H237L236 241V243H235ZM252 240H256V241H252ZM16 241V242H15ZM32 241V242H31ZM34 241H35V243H36V245L34 244ZM39 241V242H38ZM47 241H48V243H49V245L47 246ZM50 241V242H49ZM79 241H80V243H79ZM109 241V242H108ZM115 241V242H114ZM120 242V244L122 245H120L118 242ZM126 243V244H124V242ZM129 241V242H128ZM132 241V242H131ZM143 241V242H142ZM155 241V242H154ZM159 241V242H158ZM164 241V242H163ZM166 241V242H165ZM171 242V243H169V242ZM180 241V242H179ZM214 243H213V242ZM219 241V242H218ZM228 242V244L227 243H225V242ZM230 241H234V242H230ZM239 241V242H238ZM241 241V242H240ZM248 241V242H247ZM250 241H251V243H250ZM261 241V242H260ZM3 242H8L9 244L10 243H12L14 246H19L18 248L17 247H15V248H12V245L11 246H8L7 248H5V249H3L4 247H2L3 246ZM38 242V243H37ZM81 242H83V243H81ZM130 244H128V243ZM135 242H136V244H135ZM151 242V243H150ZM154 242V243H153ZM158 242V243H157ZM163 242V243H162ZM173 242V243H172ZM177 242V243H176ZM186 244H185V243ZM193 242H195V244L193 243ZM218 242V243H217ZM221 242L223 243V244H221ZM243 242V243H242ZM259 242V243H258ZM18 245H17V244ZM21 243V244H20ZM26 243V244H25ZM27 243H29V244H27ZM40 243H42V244H40ZM52 243V244H51ZM63 243H64V245H63ZM75 243V245L73 246L72 244H74ZM98 244V247H97V244ZM99 243H101V244H99ZM111 243V244H110ZM114 243H115V245H114ZM147 243H149V244H147ZM156 243V244H155ZM159 243H161V244H159ZM182 243V244H181ZM190 244V245H188V244ZM201 245H199V244ZM205 245H204V244ZM207 243V244H206ZM209 243H210V245H209ZM225 243V244H224ZM239 243H240V245H239ZM250 244L249 246H248V244ZM254 243V244H253ZM256 243H258V244H256ZM16 244V245H15ZM24 244H25V247H24ZM37 244H40L39 246H37ZM57 245V248H53V247H56V245ZM70 244V245H69ZM81 244V245H80ZM83 244V245H82ZM87 244V245H86ZM90 246H89V245ZM124 244V245H123ZM128 244V245H127ZM133 244V246H134V244L136 245V246H134V248L131 246ZM146 244V245H145ZM151 244V245H150ZM155 245L154 247H152L153 245ZM174 245V247L172 246V245ZM194 244V246H192ZM227 244V245H226ZM232 244H234V246L235 247H233V245ZM237 244V245H236ZM245 244V245H244ZM256 244V245H255ZM20 245H22V246H20ZM29 245V246H28ZM31 245H32V247H31ZM85 245V246H84ZM99 245H100V247H99ZM110 245H112V246H110ZM113 245L115 246V247H113ZM126 245V246H125ZM139 245V246H138ZM149 245V246H148ZM160 245V246H159ZM162 245V246H161ZM171 245V246H170ZM203 245H204V247H203ZM215 245V246H214ZM228 245H232V247L231 246H229L228 247ZM239 245V246H238ZM243 247H242V246ZM260 245H262V246H260ZM36 246V247H35ZM43 246V247H42ZM51 246V247H50ZM67 246V247H66ZM75 246H79V248L78 247H75ZM93 246V247H92ZM103 246H104V248H105V251L103 250L104 248H103ZM106 246V247H105ZM120 246V247H119ZM141 246V247H140ZM142 246L144 247V249H145V251H144V249L142 248ZM146 246V247H145ZM151 246V247H150ZM179 246V247H178ZM182 248H181V247ZM188 246V247H187ZM218 246V247H217ZM223 246H224V248H223ZM241 246V247H240ZM246 246H248L247 248H245ZM10 247V248H9ZM29 247H31V249L29 248ZM60 247V248H59ZM68 247H70V249L68 248ZM71 247H73V249L71 248ZM85 247H87V248H85ZM89 247V248H88ZM96 247V248H95ZM121 247H122V249H121ZM124 247H127L126 249L124 248ZM135 247H137V248H135ZM138 247H139V249H138ZM157 248L158 247V249H154V248ZM160 247H161V250H160ZM162 247H163V249H162ZM167 247V248H166ZM176 247L179 249H176ZM184 247V248H183ZM199 247H201V248H199ZM203 247V248H202ZM206 247V248H205ZM210 247V248H209ZM220 247V248H219ZM222 247V248H221ZM240 247V248H239ZM254 247H255V249H254ZM260 249H259V248ZM261 247H263L262 249H261ZM29 248V249H28ZM32 248H34V249H37L38 251H34V249H32ZM43 248V249H42ZM59 248V249H58ZM83 248V249H82ZM90 248H92V249H90ZM93 248H95V249H93ZM97 248H100V249H97ZM108 248H109V251H107L108 250ZM114 248V249H113ZM119 250H118V249ZM130 248V249H129ZM131 248H133V249H131ZM141 248V249H140ZM168 248H171V250L170 249H168ZM175 248V249H174ZM181 248V249H180ZM191 248H192V250H191ZM196 248V249H195ZM213 250H212V249ZM219 248V250L221 249L222 251H224V252H226V253H224V252H222L221 250L219 251V250H217ZM230 248V249H229ZM251 248H252V250H251ZM8 249V250H7ZM13 249V250H12ZM17 249V250H16ZM19 249V250H18ZM21 249V250H20ZM40 249V250H39ZM45 249V250H44ZM49 249V250H48ZM53 249V250H52ZM55 249V250H54ZM75 249V250H74ZM87 249V250H86ZM90 251H89V250ZM107 249V250H106ZM117 249V250H116ZM129 249V250H128ZM136 249V250H135ZM150 249V250H149ZM152 249V250H151ZM154 249V250H153ZM168 249V250H167ZM184 249H185V251H187V252H185L184 251ZM190 249V250H189ZM198 249V250H197ZM224 249V250H223ZM228 249H229V251H228ZM232 249V250H231ZM249 250V251H246V250ZM24 250V251H23ZM25 250H27V251H25ZM29 250V251H28ZM43 250V251H42ZM58 250V251H57ZM65 250V251H64ZM67 250V251H66ZM69 250V251H68ZM74 250V251H73ZM78 250H82L83 252H80V251H78ZM95 250V251H94ZM128 250V251H127ZM130 250H133V251H130ZM142 252V251H144V252H140V251ZM149 250V251H148ZM160 250V251H159ZM162 250H163V252H162ZM196 250V251H195ZM209 250H212L213 252H214V254H213V252L212 251H208ZM239 250V251H238ZM245 250V251H244ZM259 250L261 251V253L259 252ZM6 251V252H5ZM15 251V252H14ZM19 251V253H17ZM60 251V252H59ZM62 251V252H61ZM85 251V252H84ZM87 251V252H86ZM94 251V252H93ZM96 251H97V253H96ZM103 251V252H102ZM114 251H118L119 253H116V254H114L115 252ZM135 251V252H134ZM138 251V252H137ZM154 251H157V253L156 252H154ZM170 251V252H169ZM171 251H173V252H171ZM180 251V252H179ZM190 251V252H189ZM195 251V253H193ZM198 251V252H197ZM201 251V252H200ZM204 251H206V252H204ZM215 251H216V253H215ZM228 251V252H227ZM232 251V252H231ZM238 251V252H237ZM250 251H252V255H251V253H250ZM9 252V253H8ZM15 253V254H11V255H7V257H6V254H10V253ZM21 252V253H20ZM38 252V253H37ZM43 252V253H42ZM52 252V253H51ZM76 254H75V253ZM80 252V253H79ZM92 252V253H91ZM109 252H111V253H109ZM114 252V253H113ZM122 252V253H121ZM129 252H131L130 254H128ZM137 252V253H136ZM164 252H166V253H164ZM176 252V253H175ZM188 252H189V254H188ZM197 252V253H196ZM212 254H211V253ZM240 252V253H239ZM243 252V253H242ZM254 252V253H253ZM5 255H4V254ZM23 253H25V254H23ZM28 253V254H27ZM74 253V254H73ZM77 253H78V255H77ZM90 255H89V254ZM94 253H96V255L94 254ZM98 253H100V255L98 254ZM113 253V254H112ZM147 253H149V254H147ZM154 253V254H153ZM169 253V254H168ZM175 253V254H174ZM185 253V254H184ZM192 253V254H191ZM201 253L203 254V256L204 257H202V255H201ZM207 253H208V255H207ZM210 253V254H209ZM218 253H220V256L221 255H224V256H219L218 255ZM223 253V254H222ZM234 253V254H233ZM244 253H246V254H244ZM249 253V254H248ZM258 253L259 254H262L261 256H259L258 255ZM17 254V255H16ZM29 254H31V255H29ZM38 257H35V255ZM46 254H48V255H46ZM49 254H51V255H49ZM53 254V255H52ZM56 254V255H55ZM69 254H70V257H69ZM79 254H83V256L81 255V257H79L80 255ZM84 254H87V255H84ZM104 254V255H103ZM108 254V255H107ZM110 254H112L111 256H110ZM117 254H118V258H117ZM120 254H121V256H120ZM123 254V255H122ZM125 254V255H124ZM132 254H133V256H132ZM138 254V255H137ZM145 254V255H144ZM156 254V256H154ZM160 254V255H159ZM166 256H165V255ZM172 254V257L170 256ZM176 254H179V255H176ZM230 254V255H229ZM235 254H237L236 256H235ZM27 255H29V257L27 256ZM42 255H46V256H42ZM68 255V259L66 260L65 258H67L66 256ZM72 255H74V256H72ZM98 255H99V257H98ZM103 255V256H102ZM105 255H107V258H106V256ZM136 255V256H135ZM142 256V258H141V256ZM148 255H150V257L148 256ZM163 255V256H162ZM176 255V256H175ZM183 255V256H182ZM195 255V256H194ZM213 255L215 256V257H213ZM228 255V256H227ZM233 255V256H232ZM240 255L242 256V257H240ZM246 255V256H245ZM251 255V256H250ZM17 256V257H16ZM75 256H78V258L77 257H75ZM91 257V258H89V257ZM96 256V257H95ZM108 256H110L109 257V259H108ZM114 256H115V258H114ZM138 256V258H136ZM146 256H148L147 258H144V257ZM154 258H153V257ZM168 256V258H166ZM174 256V257H173ZM187 256V257H186ZM192 256V257H191ZM197 256V257H196ZM218 256V257H217ZM250 256V257H254V259H253V257H252V260H250V259H247L248 257ZM12 257H14V259L12 258ZM34 257V258H33ZM41 257V258H40ZM44 257V258H43ZM51 257H52V260H51ZM62 257V260L64 259V261H62V260H59L60 258ZM65 257V258H64ZM73 257V259H71ZM86 257V258H85ZM98 257V258H97ZM128 257V258H127ZM159 257V258H158ZM162 257V259L161 260H159L160 258ZM188 258V259H186V258ZM203 258L204 259V262H203V259H201V258ZM213 257V258H212ZM226 257V258H225ZM230 257V258H229ZM232 257L234 258V259H232ZM7 258H9V259H7ZM15 258H17V261H16V259ZM21 258V259H20ZM23 258V259H22ZM29 258V259H28ZM31 258V259H30ZM35 258H37V259H35ZM82 258H83V260H82ZM85 258V259H84ZM89 258V259H88ZM95 258H97V259H95ZM105 259V260H103V259ZM117 258V259H116ZM124 258L125 259H127L126 261L124 260ZM134 258V259H133ZM144 258V259H143ZM170 258V259H169ZM172 258V259H171ZM190 258H191V260H190ZM193 258H195V259H193ZM207 259V262L205 261L206 259ZM237 258V259H236ZM241 258V259H240ZM258 258H262V259H259V260H257ZM12 259V260H11ZM18 259H20V261H22V262H25V260H26V262L25 263H22V262H19V260ZM33 259L35 260V262L33 261ZM40 259H41V262H40ZM46 259V260H45ZM49 259V260H48ZM79 261H78V260ZM91 259V260H90ZM99 259V261H97ZM113 259H115V261L113 260ZM125 261H123V260ZM130 259L132 260V261H130ZM138 259V260H137ZM145 259H147V260H145ZM149 259V260H148ZM153 259V260H152ZM155 259H157L156 261H155ZM179 259V260H178ZM183 259V260H182ZM199 259L201 260L200 262H199ZM215 259V260H214ZM218 259V260H217ZM220 259V260H219ZM232 259V260H231ZM243 259V260H242ZM256 259V260H255ZM6 260H8V261H6ZM37 260V261H36ZM45 260V261H44ZM101 260V261H100ZM112 260V261H111ZM119 260H121V261H119ZM144 260H145V262H144ZM151 260V261H150ZM187 260H188V262H187ZM195 260V261H194ZM209 260H210V262H209ZM213 260V261H212ZM216 260H217V262H216ZM226 260H228V261H226ZM237 260V262H235ZM245 260V261H244ZM248 260V261H247ZM11 261V262H10ZM31 261H33V262H31ZM52 261V262H51ZM58 261V262H57ZM76 261H77V263H76ZM81 261V262H80ZM117 261L119 262V263H117ZM139 261V262H138ZM149 261L151 262V263H149ZM168 261V262H167ZM174 261V262H173ZM186 261V262H185ZM189 261H191V262H189ZM198 261V263H196ZM233 261V262H232ZM240 261H242V262H240ZM246 261H247V263H246ZM255 261H257V262H255ZM4 262V263H3ZM37 262V263H36ZM47 262V263H46ZM54 262V263H53ZM70 262V263H69ZM97 262H99V263H97ZM135 262V263H134ZM144 262V263H143ZM159 262V263H158ZM177 262V263H176ZM223 262V263H222ZM239 262V263H238ZM146 263V264H147ZM90 264V263H89ZM218 264H220V263H218Z\"/></svg>", "mask_w": 264, "mask_h": 264}, {"label": "bare ground", "instance_id": "2", "mask_svg": "<svg viewBox=\"0 0 264 264\" xmlns=\"http://www.w3.org/2000/svg\"><path fill=\"white\" fill-rule=\"evenodd\" d=\"M63 1H65V0H5L4 6H1V7H0V10H2L1 8L3 7V8H6L7 10H9V12H10V16H6V17H8V19L5 17V18H6L5 21H4V19H2L3 21L0 20V46H4V45L6 44L7 46H6V45H5V46H6V47L9 46L10 49L13 48L12 50H16V49L18 50V48H19L20 46L26 48L24 51H21V52L25 54V51H26V54H27L26 56H27V58H29L30 60L27 59V58H26V59L28 60V62L31 63L32 69L34 68L33 70H35V71L37 70V71H36L37 73H35V77H34V78H35V81L38 83L39 86L37 85V86H35V87H38V89L41 88L42 90H41V94L37 95V96H39L38 100H36L37 102L35 101L37 104H38V102H39V104H38L39 106L36 105V106L38 107V108H37L38 110L30 104L31 102H29V100H28L29 97L27 98V101H26V100H25V101L28 102L30 105H29L28 103H25L24 100H23V102H24L25 104H27L28 106L35 108L34 110H37L40 114H43V116L45 117V119H44V124L46 125L45 122H48V123H49V124L47 123V125H46L47 129H50V128L48 127V125H50V126H51V125H54V126H55V125H58V126H55V127H56V128H57V127L59 128V127H60L59 124H61L60 122H62L61 119H60L62 116H64V118H65V117L68 118V121L66 120L68 123H69L70 120L72 121V119L77 118L78 116H80V117H78V118H80V119L82 118V116H83V117L85 116L86 119H82L81 122H83V120H84V122H85V120H86L85 123L83 122V124H86L87 121H88V122H89V121H90V122L93 121L95 118L98 117V115L101 114L100 112H102L104 109L107 111V109H109V107H110L109 105H107L109 102H107L105 108H102L103 106L100 107V108H101V111H100L98 108H96V107L94 106V105H95V104H94L93 107H95L96 110L98 109V110L100 111V112H97V113H99V114H97L96 111H95V112L92 111V108H91L92 106H91V107L89 106V105H91L92 103L90 104V102H89V104H88V103L84 102L83 100H85V99H82V100L79 99V98H78V99H71L72 102H71V106H70V107H69V106H66L67 103L69 102V101H67V99H66V105H64L65 102H63L62 98H64V101H65V97H62V96H56V94H55V96H54V94H53V96H52V93H53V92H52L51 94L49 93V94L51 95V97H50V99H49V96H48L49 94H48L47 89H48V85H49V83H50L52 80H51V78H50L51 76H50V77L46 76V75H48V74H46L45 72H47V71L49 72V70H51L50 68H55V67L63 66V62H62V61H63V58H60V56H57L58 53H59L60 55H62V54L60 53V50L58 51L57 47L61 46V45L63 44V42H62V40L59 39L58 42L56 43V44H57V47H56L55 44H54V45H53V49H52V47H51V50L48 49V48H49V44L52 43V42H50V41H49L47 44H43V45H41V46H42V47L40 46L41 48H39V46H38V47L35 46V45H36L35 43H34L35 45L33 46V41H35V38H37L41 33H44V32H46V31H52L51 28H53V27L56 26V25H55V26H52L49 22H46V21H43V20H42V21H40V20L37 21L36 17H37L38 14H40V15H38V16H41V17H42V14H43V13L45 14L47 11L57 12V10H60L59 6H60V7H61V6L64 7V4H63V5L61 4ZM70 1H71L72 3H74V4H76L77 6L80 7L79 9H80L81 12H82L81 15H82L83 13H87V14H92V15L94 14V15L96 16L97 13H98V11H100V10H99L100 7H101V8L103 7V9H104V7L106 6L107 9H108L109 6L112 4V0H111V1H110V0H109V1L105 0L104 2L101 0V2L98 3V5H94L95 3L92 5V2H91L90 5H89L90 7H89V6L87 7V3L89 2V0H86L85 2H83V3H84V6H85V7H84V6L82 5V3H81V0H70ZM87 1H88V2H87ZM90 1H92V0H90ZM96 1H97V0H96ZM96 1H95V2H96ZM98 1H100V0H98ZM114 1H115V0H114ZM117 1H119V3H121L122 5H123V2L127 1V3H125V4H126L125 6L131 8L130 6H131V5L134 6V4H136V7H137V5L139 4L138 1H140V0H133V1L131 0L132 2H129V0H125V1H123V0H117ZM121 1H123V2H121ZM142 1H143V0H142ZM157 1H158V0H157ZM162 1H163V0H162ZM165 1H166L167 4H169V5H171V3H173V4H174V3H178L179 6L181 5V7H182V6L184 7V6H186V5L189 6V9H190V10H187L188 7L186 6V7H185V8H186V11H183V12H182V10H183V7H182L181 11H178V12L176 11L177 14H176V12H175L174 15H176V17L178 16L179 18H178V19H175V16H174V18H172L173 20L175 19L174 22H176L177 20L179 21V19H181L182 21H183V19H187V20H184V21H188L189 19L192 18V20H193V17H194V21H195V19H197V18H201V17H200L201 15H202V17L205 16V15H208L209 12H211V11L214 10L213 8H215L214 11H217L216 8H219V10H221V13H222L224 10L222 11L223 8L220 9V5L223 4V6L226 7V4H227V2H228V0H165ZM165 1H164V3H165ZM232 1H233V0H232ZM234 1H235V0H234ZM247 1H248V0H247ZM251 1H252V0H251ZM65 2H66V1H65ZM67 2H69V0H67ZM71 2H70V3H71ZM86 2H87V3H86ZM153 2H155V0H153ZM160 2H161V0H160ZM256 2H257V0H256ZM70 3H69V6H70ZM72 3H71V6L73 5ZM115 3H116V2H115ZM225 3H226V4H225ZM230 3H231V2H230ZM232 3H235V2H232ZM239 3H240V1H239ZM242 3H243V2H242ZM263 3H264V1H263ZM60 4H61V5H60ZM96 4H97V2H96ZM141 4H142V2H141ZM173 4H172V5H173ZM178 4H177V7H178ZM224 4H225V5H224ZM228 4H229V3H228ZM245 4H247V2L244 3V6H245ZM256 4H257V3H256ZM1 5H3V4H1ZM66 5H67V3H66ZM66 5H65V7H66ZM113 5H114V4H113ZM129 5H130V6H129ZM150 5H151V3H150ZM154 5H155V4H154ZM157 5H158V4H157ZM157 5H156V6H157ZM169 5H168V7H169ZM175 5H176V4H174V7H175ZM196 5H197V6H196ZM71 6H70V7H71ZM73 6H75V5H73ZM93 6H94V7H93ZM96 6H97V7H96ZM143 6H144V5H143ZM159 6H160V5H159ZM161 6H162V5H161ZM248 6H249V4H248ZM258 6H260V5L258 4ZM56 7H57V8H56ZM63 7H62V9H63ZM114 7H115V5H114ZM119 7H120V6H119ZM119 7H118V8H119ZM122 7H123V6H122ZM141 7H142V6H141ZM150 7H151V6H150ZM150 7H149V8H150ZM171 7H173V6H171ZM171 7H170V8H171ZM221 7H222V5H221ZM228 7H229V6L227 5V10H228ZM233 7H234V6H233ZM250 7H251V6H249V8H250ZM255 7H256V5H255ZM101 8H100V9H101ZM111 8H112V6H111ZM129 8H128V9H129ZM149 8H148V9H149ZM166 8H167V7L165 6V10H166ZM185 8H184V10H185ZM56 9H57V10H56ZM70 9H71V8H70ZM120 9H121V8H120ZM123 9H124V8H123ZM131 9H132V11H133V8H131ZM142 9H143V8H142ZM151 9H152V7H151ZM167 9H168V8H167ZM177 9L180 10V8H177ZM252 9H253V8H252ZM258 9H259V10H258ZM219 10H218V11H219ZM225 10H226V9H225ZM239 10H240V9H239ZM247 10H248V9H247ZM5 11H6V10H5ZM60 11H61V10H60ZM112 11H113V10H112ZM132 11H131V12H132ZM139 11H140V10H139ZM232 11H233V10H232ZM251 11H252V10H251ZM255 11H256V10H255ZM257 11H260V14H261L262 8L260 9L259 7H257ZM263 11H264V8H263ZM9 12L6 11V14L8 13V15H9ZM74 12H75V11H74ZM109 12H110V11H109ZM129 12H130V10H129ZM144 12H145V11H144ZM144 12H143V13H144ZM225 12H226V11H225ZM225 12H224V15L227 14L226 16H227V20H228V17H229V18L231 17V16H230L231 12L228 11L229 13L226 12V14H225ZM234 12H235V11H234ZM236 12H237V14H238V10H237ZM240 12L243 13V11H240ZM50 13H51V12H50ZM107 13H108V12H107ZM124 13H126V12H124ZM150 13H151V12H150ZM158 13H159V12H158ZM161 13H162V12H161ZM168 13H169V12H168ZM170 13H171V12H170ZM172 13H173V12H172ZM247 13H248V12H247ZM48 14H49V12H48ZM110 14H111V13H110ZM214 14H216V13H214ZM239 14H240V13H239ZM248 14H249V13H248ZM260 14H259V15H260ZM50 15H52V14H50ZM62 15H63V14H62ZM83 15H84V14H83ZM85 15H86V14H85ZM85 15H84V16H85ZM98 15H99V14H98ZM98 15H97V16H98ZM103 15H105V14H103ZM115 15H116V14H115ZM131 15H132V14H131ZM142 15H143V14H142ZM151 15H152V13H151ZM156 15H157V14H156ZM209 15H212V14L210 13ZM245 15H246V14H245ZM261 15L263 16V12H262ZM3 16H4V15H3ZM35 16H36V17H35ZM47 16H49V15H47ZM66 16H67V15H66ZM76 16H77V15H76ZM76 16H75V18H76ZM90 16H91V15H90ZM100 16H101V15H100ZM117 16H118V15H117ZM119 16H120V15H119ZM119 16H118V17H119ZM122 16H123V14H122ZM135 16H136V14H135ZM137 16H138V15H137ZM137 16H136V17H137ZM144 16H145V15H144ZM219 16H220V13H219ZM240 16H242V15H240ZM251 16H252V14H251ZM52 17H53V16H52ZM56 17H57V16H56ZM70 17H71V16H70ZM79 17H80V16H79ZM101 17H102V16H101ZM107 17H108V15H107ZM142 17H143V16H142ZM142 17H141V18H142ZM155 17H156V16H155ZM159 17H160V16H159ZM238 17H239V15H238ZM245 17H247V15H246ZM258 17H259V16H258ZM263 17H264V16H263ZM38 18H39V17H38ZM49 18H50V17H49ZM54 18H55V17H54ZM59 18H60V17H59ZM64 18H65V16H64ZM72 18H73V17H72ZM108 18H109V17H108ZM122 18H123V17H122ZM122 18H121V20H122ZM131 18H132V16H131ZM150 18H151V17H150ZM156 18H157V17H156ZM162 18H163V17H162V14H161V19H162ZM164 18H165V17H164ZM170 18H171V16H170ZM206 18H208V17L206 16ZM213 18H214V17H213ZM236 18H237V16H236ZM247 18H249V16H248ZM247 18H244V13H243V17H240V18H239V21L242 23V26H243V28H242L241 30H239V31H240V32H243L242 34L245 33V35H246V33L250 34V39H251V42H252V43L250 42L251 45H253L256 49H257V48L260 49V48H259V47H260V45H259V42H260V41H258V43H257V41L255 42V41H254V36L259 35V34H261V33L263 34V32H264V24H260L261 21H260V23L257 22V23H259L260 25L255 24L254 21H253V23H254V24H253L252 21H250V20L247 19ZM259 18H260V17H259ZM44 19H45V18H44ZM51 19H52V18H51ZM51 19H50V20H51ZM78 19H80V18H77V21H78ZM86 19H87V15H86ZM90 19H91V18H90ZM111 19H112V18H111ZM118 19H119V18H118ZM125 19H126V20H125ZM161 19H160V20H161ZM237 19H238V18H237ZM251 19H252V18H251ZM254 19H255V18H254ZM254 19H252V20H254ZM45 20H47V19H45ZM56 20H57V19H56ZM67 20H68V18H67ZM74 20L76 21V19H74ZM94 20H95V17H94ZM124 20L127 21V18L124 17V19H123L122 21H124ZM130 20H131V19H130ZM133 20H134V19H133ZM137 20H138V19H137ZM151 20H152V19H151ZM160 20H159V21H160ZM165 20H166V18H165ZM168 20H169V18H168ZM168 20H166L167 23H168ZM218 20H219V19L217 18V21H218ZM221 20H222V19H221ZM223 20H224V19H223ZM230 20H231V19H230ZM259 20H260V19H259ZM263 20H264V19H263ZM263 20H262V23H263ZM62 21H63V20H62ZM88 21H89V19H88ZM88 21H87V22H88ZM91 21H92V20H91ZM102 21H103V20H102ZM105 21H106V20H105ZM105 21H104V22H105ZM163 21H164V19H163ZM182 21H180V22H182ZM184 21H183V22H184ZM201 21H202V20H201ZM208 21H209V20H207V21H205V22H208ZM211 21H212V19H211ZM213 21H214V20H213ZM257 21H258V20H257ZM59 22H60V20H59ZM71 22H72V21H70V23H71ZM79 22H80V21H79ZM82 22H83V21H82ZM104 22H103V25H102V24L100 25V27L103 28L104 26H106V27H104V30H105V33H106V29H108V27H111L112 24H113V22H112V24H111V21H109V19H108L107 22H105V23H104ZM130 22H131V21H130ZM134 22H135V20H134ZM142 22H143V21H142ZM147 22H148V21H147ZM156 22H157V21H155V23H156ZM205 22H204V23H205ZM221 22H222V21H221ZM225 22H226V21H225ZM229 22H230V21H229ZM232 22H233V21H232ZM255 22H256V21H255ZM74 23H75V22H74ZM83 23H84V22H83ZM88 23H89V22H88ZM99 23H101V22L99 21ZM120 23H121V22H120ZM126 23H127V22H126ZM132 23H133V22H132ZM176 23H178V22H176ZM176 23H174V24H176ZM194 23H195V22H194ZM199 23H200V22H199ZM208 23H209V22H208ZM216 23H217V22H216ZM241 23H240V24H241ZM250 23H251V24H250ZM54 24H55V23H54ZM156 24H157V23H156ZM171 24H172V23H171ZM188 24H189V23H188ZM190 24H191V23H190ZM197 24H198V23H197ZM202 24H203V22H202ZM205 24H206V23H205ZM214 24H215V23H214ZM219 24H220V22H219ZM227 24H228V23H227ZM79 25H80V24H79ZM84 25H85V24H84ZM86 25L88 26V28H89V30H90L91 32H92V30L95 29V27H93V25H92V26H90V25H88V24H86ZM134 25H135V23H134ZM134 25H133V26H134ZM136 25H137V24H136ZM142 25H144V23H143ZM162 25H163V22H162ZM191 25H192V24H191ZM200 25H201V24H200ZM208 25H209V24H208ZM217 25H218V24H217ZM228 25H229V24H228ZM230 25H231V24H230ZM32 26H33V27H32ZM57 26H59V25H57ZM67 26H68V24H67ZM71 26H72V25H71ZM94 26H95V24H94ZM96 26H97V23H96ZM98 26H99V24H98ZM114 26H115V25H114ZM114 26H113V27H114ZM137 26L139 27V25H137ZM137 26H136V27H137ZM149 26H151V25H149ZM149 26H148V27H149ZM154 26H155V25H154ZM154 26H153V28H154ZM186 26H187V25H186ZM194 26H195V24H194ZM198 26H199V25H198ZM20 27H22V28L24 27V28H26V29L28 30V31L26 32V34H24V35H23V34H22V35L19 34V35H18V34L15 33V32H16L15 30L18 29V28H20ZM31 27H32V28H31ZM34 27H35V29H33ZM69 27H70V26H69ZM78 27H79V26H78ZM81 27H82V26H81ZM84 27H85V26H84ZM116 27H117V21H116ZM123 27H124V26H123ZM175 27H177V26H175ZM201 27H203V26H201ZM201 27H200V29H201ZM205 27H206V26H205ZM219 27H220V26H219ZM234 27H235V26H234ZM30 28H31L32 30H31ZM63 28H64V26H63ZM72 28H73V26H72ZM88 28H87V29H88ZM127 28H128V31H129L130 29H134V28H129L128 26H127ZM139 28H141V27H139ZM162 28H163V27H162ZM192 28H193V27H192ZM195 28H196V27H195ZM213 28H214V25H213ZM213 28H212V30H213ZM26 29H25V30H26ZM55 29H56V27H55ZM109 29H110V28H109ZM113 29H114V28H113ZM116 29H117V28H116ZM122 29H123V28H122ZM135 29H136V28H135ZM151 29H152V28H151ZM168 29H169V27H168ZM177 29H178V28H177ZM184 29H185V28H184ZM198 29H199V27H198ZM217 29H218V28H217ZM217 29H216V30H217ZM222 29H223V28H222ZM229 29H230V28H229ZM232 29H233V28H232ZM20 30H21V29H20ZM65 30H66V29H65ZM79 30H80V29H79ZM104 30H103V31H104ZM111 30H112V29H110V32H111ZM120 30H121V28H120ZM149 30H150V29H149ZM154 30H155V29H154ZM159 30H160V29H159ZM193 30H195V29L193 28ZM205 30H206V28H205ZM207 30H208V28H207ZM214 30H215V29H214ZM237 30H238V29H237ZM72 31H73V30H72ZM107 31H108V30H107ZM113 31H114V30H113ZM132 31H133V30H132ZM135 31H136V30H135ZM143 31H144V28H143ZM160 31H164V30L161 29ZM160 31H159V33H160ZM166 31H167V30H165V32H166ZM170 31H171V30H170ZM172 31H173V30H172ZM202 31H203V30H202ZM202 31H201V32H202ZM233 31H234V29H233ZM17 32H18V30H17ZM100 32H101V30L98 32V33H99V34H98V33H97V29H96L95 33L92 35V38H93L92 40L94 41V42H93V41H92V42L95 43V44L97 45V47H98V48H97V47H96V48L99 49V50H105V49H111V51L114 50L113 48H115V46H114V45H115V42H114L115 39L112 40V41L114 42V43H112V42H110V39H108L107 37H103V36H105L106 34L104 35V33L101 34ZM110 32H109V33H110ZM114 32H115V31H114ZM123 32H124V30H123ZM130 32H131V31H130ZM130 32H129V33H130ZM146 32H148V31H146ZM152 32H153V30H152ZM185 32H186V30H185ZM190 32H191V36H193L194 32H193V33H192V31H190ZM213 32H215V31H213ZM218 32H219V31H218ZM230 32H231V30H230ZM85 33H86V32H85ZM111 33H112V32H111ZM115 33H116V32H115ZM118 33H120V32H118ZM125 33H126V32H125ZM131 33H132V32H131ZM134 33H135V32L133 31V34H130V35L135 36ZM140 33H141V31H140ZM156 33H157V31H156ZM159 33H157V34H159ZM161 33H163V32H161ZM188 33H189V32H188ZM207 33H208V32H207ZM60 34H61V31H60ZM67 34H68V32H67ZM83 34H84V31H83ZM100 34H101V35H100ZM142 34H143V33H142ZM154 34H155V33H154ZM186 34H187V32H186ZM189 34H190V33H189ZM189 34H187V35H189ZM212 34H213V33H212ZM215 34H216V33H215ZM224 34H225V33H224ZM248 34H247V35H248ZM251 34H254V35L252 36ZM43 35H44V34H43ZM46 35H47V34H46ZM87 35H88V34H87ZM102 35H103V36H102ZM107 35H108V34H107ZM112 35H113V33H112ZM116 35H117V33H116ZM121 35L123 36L122 33H121ZM125 35H126V34H125ZM137 35H138V32H137L136 36H137ZM147 35H148V34H147ZM150 35H151V34H150ZM163 35H164V33H163L161 36H163ZM169 35H170V34H169ZM169 35H168V33L166 34V36H169ZM175 35H176V33H175ZM182 35H183V33H182ZM225 35H227V34H225ZM235 35H236V34H235ZM235 35H234V36H235ZM238 35H239V34H238ZM48 36H49V35H48ZM53 36H54V32H53ZM55 36H56V35H55ZM57 36H58V35H57ZM89 36H90V35H89ZM101 36H102V37H101ZM153 36H154V35H153ZM159 36H160V35H159ZM171 36H172V35H171ZM185 36H186V35H185ZM197 36H198V35H197ZM203 36H204V35H203ZM220 36H221V35H220ZM223 36H224V35H223ZM230 36H231V35H230ZM236 36H237V35H236ZM236 36H235V37H236ZM70 37H71V36H70ZM72 37H73V36H72ZM138 37H139V35H138ZM142 37H143V35H142ZM148 37H149V36H148ZM151 37H152V36H151ZM151 37H150V39H151ZM154 37H155V36H154ZM164 37H165V36H164ZM175 37H176V36H175ZM181 37H182V36H181ZM206 37H207V35H206ZM239 37H240V35H239ZM247 37H248V36H247ZM259 37H260V35H259ZM262 37H263V36H262ZM43 38H44V37H43ZM62 38H63V36H62ZM66 38H67V37H66ZM84 38H85V37H84ZM117 38H118V37H117ZM119 38H120V37H119ZM125 38H126V37H125ZM125 38H124V39H125ZM135 38H136V37H135ZM140 38H141V36H140ZM143 38H144V37H143ZM155 38H157V37H155ZM167 38H168V37H167ZM182 38H183V37H182ZM198 38H199V37H198ZM252 38H253V40H252ZM255 38H256V37H255ZM263 38H264V37H263ZM45 39L47 40V36H46ZM128 39H129V38H128ZM141 39H142V38H141ZM141 39H139V41H140ZM150 39H149V41L151 42ZM174 39H175V38H174ZM179 39H180V38H179ZM185 39H186V37H185ZM188 39H189V38H188ZM216 39H217V38H216ZM216 39H215V41H216ZM222 39H223V38H222ZM224 39H225V37H224ZM228 39H229V36H228ZM259 39H260V38H259ZM41 40H42V39H41ZM41 40H40V41L38 40V41L41 43ZM46 40H45V41H46ZM67 40H68V39H67ZM89 40H91V36H90V39H89ZM159 40H160V38H159ZM163 40H164V39H163ZM167 40H168V39H167ZM193 40H194V38H193ZM204 40H205V39H204ZM207 40H210V39H207ZM230 40H231V39H230ZM63 41H65V39H63ZM129 41H130V40H129ZM139 41H138V43H139ZM142 41H143V40H142ZM184 41H185V40H184ZM210 41H211V40H210ZM215 41H214V42H215ZM217 41H218V39H217ZM246 41H247V40H246ZM246 41H245V42H246ZM35 42L37 43V41H35ZM79 42H80V41H79ZM86 42H87V40H86ZM116 42H117V41H116ZM124 42H126V41L124 40ZM130 42H132V44L134 43V41H130ZM143 42H145V41H143ZM160 42H161V41H160ZM172 42H173V40H172ZM191 42H192V41H191ZM208 42H209V41H208ZM221 42H222V40H221ZM232 42H233V41H232ZM236 42H237V41H236ZM261 42H262V41H261ZM25 43H26L27 46H23V44L25 45ZM53 43H54V41H53ZM71 43H72V42H68V41H67L65 44H66V45H67V44L72 45ZM87 43H88V42H87ZM135 43H136V42H135ZM151 43H152V42H151ZM165 43H166V44H169V42H168V43L165 42ZM165 43L162 42L163 46L165 45ZM185 43H186V42H185ZM194 43H195V42H194ZM205 43H206V41H205ZM211 43L213 44V41H212ZM242 43H243V42H242ZM65 44H64V45H65ZM116 44H117V43H116ZM119 44H120V42H119ZM122 44H123V43H122ZM122 44H121V45H122ZM124 44H126V43H124ZM144 44H145V43H144ZM144 44H143V48H144V46H145ZM146 44H147V43H146ZM148 44L150 45V43H148ZM154 44H156V42H155ZM154 44H153V45H154ZM212 44H211V46H212ZM216 44H217V43H216ZM232 44H233V43H232ZM234 44H235V42H234ZM236 44H237V43H236ZM236 44H235V45H236ZM248 44H249V43H248ZM262 44H264V42H263ZM76 45H77V44H76ZM88 45H89V44H88ZM133 45H134V44H133ZM139 45H140V44H139ZM160 45H161V44H160ZM171 45H172V44H171ZM178 45H179V44H178ZM182 45H184V44L182 43ZM195 45H197V44H195ZM199 45H200V44H199ZM224 45H225V44H224ZM228 45H229V44H228ZM245 45H246V44H245ZM50 46H52V45L50 44ZM81 46H82V45H81ZM166 46H167V45H166ZM168 46H169V45H168ZM176 46H177V45H176ZM187 46H189V45H187ZM187 46H185V49H186ZM207 46H208V43H207ZM213 46H215V45L213 44ZM249 46H250V44L248 45V47H249ZM22 47H21V48H22ZM36 47H37V48H36ZM47 47H48V48H47ZM62 47H63V46H62ZM64 47H65V46H64ZM86 47H87V46H86ZM89 47H90V46H89ZM93 47L95 48L94 45H93ZM128 47H129V46H128ZM130 47H131V46H130ZM134 47H135V46H134ZM139 47H140V46H139ZM146 47H147V46H146ZM149 47H150V46H149ZM152 47H153V46H152ZM154 47H155V46H154ZM156 47H157V45H156ZM172 47H173V46H172ZM197 47H198V46H197ZM219 47H220V46H218V48H219ZM225 47H226V46H224V48H225ZM230 47H231V46H230ZM237 47H238V46H237ZM241 47H242V46H241ZM248 47H246V48H248ZM261 47H262V46H261ZM9 48H8V49H9ZM70 48H71V47H70ZM73 48H74V47H73ZM73 48H72V49H73ZM79 48H80V47H79ZM81 48H82V47H81ZM81 48H80V49H81ZM87 48H88V47H87ZM91 48H92V47H91ZM122 48H123V47H122ZM137 48H138V47H137ZM137 48H136V49H137ZM177 48H178V47H177ZM181 48H182V46H181ZM191 48H193L192 45H191ZM195 48H196V47H194V49H195ZM201 48L203 49V47H201ZM212 48H213V47H212ZM234 48H235V47H234V45H233V47H232L231 50H232V51H233V50H236V49H234ZM250 48H251V47H249V49H250ZM1 49H2V48L0 47V51H1ZM3 49H4V48H3ZM10 49H9V50H10ZM59 49H60V48H59ZM66 49H68V48L66 47ZM75 49H77V47H75ZM80 49H77V51H76V52H78V50H79V52L76 54V55H78V56H77V61H79V62H81V60L84 59V58H85V60H86V57H84V55H83V53H84V49H82L81 51H80ZM88 49H89V48H88ZM92 49H93V48H92ZM134 49H135V48H134ZM140 49H141V48H140ZM148 49H149V48H148ZM156 49H158V47H157ZM166 49H167V47H166ZM196 49L198 50V48H196ZM216 49H217V48H216ZM229 49H230V48H229ZM252 49H253V48H252ZM5 50H6V49H5ZM69 50H70V49H69ZM85 50H86V49H85ZM90 50H91V49H90ZM120 50H121V49H120ZM144 50H146V48H144ZM152 50H153V49H152ZM158 50H159V49H158ZM160 50H161V48H160ZM163 50H164V49L162 48V51H163ZM173 50H174V49H173ZM173 50H172V51H173ZM175 50H176V49H175ZM182 50H183V49H182ZM182 50H181V51H182ZM190 50H192V49H190ZM207 50H208V48H207ZM219 50H221V49L219 48ZM227 50H228V49H227ZM231 50H230V51H231ZM260 50H261V49H260ZM6 51L8 52V50H6ZM19 51H20V50H19ZM57 51H58V53L56 54L55 52H57ZM63 51H64V50H63ZM63 51H62V52H63ZM93 51H94V50H93ZM97 51H98V50H97ZM114 51H116V49H115ZM114 51H113V52H114ZM121 51H123V49H122ZM128 51H129V49H128ZM135 51H136V50H135ZM186 51H187V50H186ZM186 51H183V53L186 52ZM212 51H213V49L211 50V53H213ZM224 51H225V50H224ZM236 51H237V50H236ZM243 51H244V50H243ZM251 51H252V50H251ZM253 51H255V50H253ZM253 51H252V52H253ZM3 52H5V51L2 50V53H3ZM9 52H10V51H9ZM49 52H50V53H49ZM51 52H52L53 54H51ZM72 52H73V51H72ZM76 52L74 51V54H75ZM98 52H99V51H98ZM100 52H101V51H100ZM106 52H107V51H106ZM109 52H110V51H109ZM113 52H112V53H113ZM124 52H125V50H124ZM140 52H142V51H140ZM143 52H144V51H143ZM154 52H155V50H154ZM176 52H177V51H176ZM176 52H175V53H176ZM191 52H192V51H191ZM191 52H190V54H191ZM199 52H200V51H199ZM203 52H204V51H203ZM221 52H223V50H222ZM240 52H241V51H240ZM240 52H239V53H240ZM11 53H12V52H11ZM11 53H9V54H11ZM65 53H66V52H65ZM130 53H131V52H130ZM133 53H134V52H133ZM137 53H138V51H137ZM148 53H149V51H148ZM151 53H152V52H151ZM165 53H166V52H165ZM173 53H174V52H173ZM179 53H180V52H179ZM192 53H194V52H192ZM195 53H196V52H195ZM208 53H209V52H208ZM218 53H219V52H218ZM218 53H216V54H218ZM224 53H226V52H224ZM224 53H223V54H224ZM229 53H230V52H229ZM234 53H235V51H234ZM259 53H260V51H259ZM12 54H13V53H12ZM18 54H20V53H18ZM24 54H20V55H22V57H23ZM50 54H51V55H50ZM84 54H85V53H84ZM86 54H87V53H86ZM88 54H89V53H88ZM96 54H97V53H96ZM105 54H106V53H105ZM128 54H129V53H128ZM128 54L126 53V55H128ZM134 54H135V53H134ZM152 54H153V53H152ZM157 54H158V52H157ZM162 54H163V53H162ZM168 54H169V53H168ZM170 54L172 55V53H170ZM185 54H186V53H185ZM185 54H184V55H185ZM188 54H189V53H187V56H188ZM204 54H205V53H204ZM206 54H207V53H206ZM221 54H222V53H221ZM221 54H220V55H221ZM236 54H237V53H236ZM236 54H235V55H236ZM244 54H246V51H245ZM244 54H243V55H244ZM256 54H257V53H256ZM3 55H4V57H5V54H3ZM6 55H7V54H6ZM16 55H17V54H16ZM20 55H19V56H20ZM68 55H70V53H69ZM68 55L66 54V56H68ZM76 55H74V56H76ZM89 55H90V54H89ZM94 55H95V54H94ZM94 55H91V57H93ZM129 55H131V54H129ZM129 55H128V56H129ZM132 55H133V54H132ZM143 55H144V53H143ZM149 55H150V54H149ZM176 55H178V54H176ZM176 55H175V56H176ZM193 55H194V54H193ZM196 55H197V54H196ZM202 55H203V53H202ZM211 55H213V54H211ZM251 55H252V54H251ZM263 55H264V54H263ZM46 56H47V58H49V59H47ZM85 56H86V55H85ZM112 56H113V54H112ZM135 56H136V54H135ZM137 56H138V55H137ZM146 56H147V54H146ZM165 56H166V55H165ZM173 56H174V55H173ZM180 56H181V53H180ZM208 56H209V55H208ZM237 56H239V55H237ZM237 56H236V57H237ZM245 56H246V55H245ZM254 56H256V55H254ZM58 57H59L62 61L59 60ZM61 57H62V56H61ZM68 57H69V56H68ZM119 57H120V56H119ZM122 57H123V56H122ZM139 57H140V55H139ZM139 57H138V58L136 57V60L139 59ZM161 57H162V56H161ZM188 57H190V56H188ZM204 57H206V56H204ZM224 57H225V56H224ZM226 57H227V56H226ZM239 57H240V56H239ZM260 57H262V56H260ZM260 57H259V59H260ZM1 58H2V57H1ZM7 58H8V56H7ZM16 58H17V57H16ZM20 58H21V57H20ZM74 58H75V57H74ZM88 58H89V57H88ZM94 58H95V57H94ZM99 58H100V57H99ZM101 58H102V57H101ZM103 58H104V57H103ZM103 58H102V59H103ZM109 58H110V57H109ZM117 58H118V57H117ZM126 58H127V57H126ZM133 58H134V57H133ZM133 58H131V56H130V61H131V59H133ZM149 58H150V57H149ZM149 58H148V59H149ZM151 58H152V57H151ZM154 58H155V57H154ZM154 58H153V59H154ZM166 58H167V57H166ZM168 58H169V55H168ZM170 58H172V56H171ZM177 58H178V57H177ZM195 58H196V56H195ZM197 58H198V57H197ZM231 58H232V57H231ZM231 58L228 56V59H231ZM234 58H235V57H234V55H233V59H234ZM253 58H254V57H253ZM262 58H263V57H262ZM3 59H4V58H3ZM23 59H24V58H23ZM23 59H22V60H23ZM57 59H58V60H57ZM67 59H68V58H67ZM71 59H72V58H71ZM102 59H101V60H102ZM119 59H120V58H119ZM141 59H144V58L142 57ZM146 59H147V58H146ZM172 59H173V58H172ZM172 59H171V61H173ZM174 59H175V58H174ZM179 59H180V58H179ZM187 59H188V58H187ZM187 59H186V60H187ZM192 59H193V57H192ZM192 59H191V60H192ZM206 59H207V58H206ZM209 59H210V58H209ZM219 59H220V58H219ZM221 59H222V58H221ZM240 59H241V58H240ZM240 59H239V61H240ZM246 59H247V58H246ZM257 59H258V58H257ZM259 59H258V63H259ZM87 60L90 61L91 59H90V60L87 59ZM87 60H86V61H87ZM105 60H106V59H105ZM108 60H109V59H108ZM134 60H135V59H134ZM158 60H160V59H158ZM176 60H177V59H176ZM176 60H175V61H176ZM201 60H202V57H201ZM211 60H212V59H211ZM211 60H210V61H211ZM213 60H214V59H213ZM217 60H218V59H217ZM223 60H224V58H223ZM225 60H226V58H225ZM225 60H224V61H225ZM244 60H245V59H244ZM244 60H243V61H244ZM250 60H251V59H250ZM6 61H8V59H7ZM13 61H14V60H13ZM70 61H71V60H70ZM73 61H74V60H73ZM83 61H84V60H83ZM83 61H82V62H83ZM97 61H100V59L97 60ZM137 61H138V60H137ZM143 61H145V60H143ZM156 61H157V60H156ZM156 61H155V62H156ZM167 61L169 62L170 60L167 59ZM177 61H178V60H177ZM181 61H182V60H181ZM183 61H185V60H183ZM194 61H195V60H194ZM208 61H209V60H208ZM214 61H215V60H214ZM224 61H223V62H224ZM243 61H242V62H243ZM245 61H246V60H245ZM252 61H253V60H252ZM261 61H262V60H261ZM2 62H3V61H2ZM2 62H1V63H2ZM10 62H11V61H10ZM10 62H9V63H10ZM28 62H27V63H28ZM66 62H67V61H66ZM91 62H92V60H91ZM91 62H90V63H91ZM106 62H107V61H106ZM111 62H112V61H111ZM111 62H110V64H111ZM119 62H120V61H119ZM125 62H126V60H125ZM147 62H148V61H147ZM152 62H154V61H152ZM159 62H160V61H159ZM162 62H163V60H162ZM178 62H179V61H178ZM199 62H200V61H199ZM206 62H207V61H206ZM216 62H217V61H216ZM227 62H229V60H228ZM227 62H225V63H223V64H227ZM230 62H233V61L230 60ZM246 62H247V61H246ZM249 62H250V61H249ZM253 62H254V61H253ZM255 62H256V61H255ZM262 62H263V61H262ZM21 63H22V62H21ZM25 63H26V61H25L23 64H25ZM71 63H72V62H71ZM73 63H74V62H73ZM94 63H95V62H94ZM94 63H93V64H94ZM97 63H98V62H97ZM116 63H117V62H116ZM134 63L136 64V62H134ZM140 63H141V62H140ZM145 63H146V61H145ZM150 63H151V61H150ZM165 63H166V62H165ZM170 63H171V62H170ZM172 63L175 64L174 62H172ZM187 63H188V62H187ZM194 63H195V62H194ZM197 63H198V62H197ZM220 63H221V62H220ZM220 63H219V64H220ZM235 63H236V62H235ZM7 64H8V63H7ZM17 64H18V63H17ZM23 64H22V66H23ZM64 64H65V63H64ZM104 64H105V63H104ZM106 64H107V63H106ZM110 64H108V65L110 66ZM113 64H115V63L113 62ZM127 64H128V63H127ZM151 64H152V63H151ZM154 64H155V63H154ZM156 64H158V62H157ZM173 64H171V65H173ZM199 64H200V63H199ZM239 64H240V63H239ZM263 64H264V63H263ZM13 65L16 66V64H14V63H13ZM19 65H20V64H19ZM29 65H30V64H29ZM29 65H28V67H29ZM73 65H74V64H73ZM83 65H84V64H83ZM98 65H99V64H98ZM108 65H105L106 68H107ZM142 65H143V64H142ZM147 65H150V64L148 63V64H146V66H147ZM167 65H168V63H167ZM176 65H178V64H176ZM176 65H175V66H176ZM184 65H185V64H184ZM192 65H193V64H192ZM206 65H207V64H206ZM206 65H205V66H206ZM234 65H236V64H234ZM242 65H243V64H242ZM245 65H246V64H245ZM245 65L242 66V68L244 67V69H246ZM253 65H255V64H253ZM257 65H258V64H257ZM2 66H3V65H2ZM10 66H11V64H10ZM14 66H13V68H15ZM20 66H21V65H20ZM76 66H77V65H76ZM87 66H88V64H87ZM89 66H91V65H89ZM95 66H96V70H97V65L95 64ZM99 66H100V65H99ZM117 66H118V65H116V67H117ZM122 66H125V65L122 64ZM122 66H121V67H122ZM137 66H138V65H137ZM140 66H141V65H140ZM155 66H156V65H155ZM164 66H166V65H164ZM169 66H170V65H169ZM175 66H174V67H175ZM182 66H183V65H182ZM194 66H195V65H194ZM198 66H199V65H198ZM203 66H204V65H203ZM237 66H238V65H237ZM250 66H251V65H250ZM250 66H249V67H250ZM0 67H1V65H0ZM17 67H18V66H17ZM23 67H24V66H23ZM23 67H22V68H23ZM81 67L83 68L84 66H81ZM81 67H80V68H81ZM111 67H112V66H111ZM114 67H115V66H114ZM119 67H120V66H119ZM119 67H118V69H120ZM128 67H129V66H128ZM128 67H127V68H128ZM138 67H139V66H138ZM144 67H145V65H144ZM147 67H148V68L150 67V68H152V69H151V70H147V71H145V72H143V71L145 70V69H143V70L141 71L142 73H141V72H138L139 70H137V71H135L136 69L133 70V68H132V70H131V69H129V70L127 69V70H128V72H127V70L124 69L125 67H124V68L122 67L121 69H122V70H125V72L123 73V75H122V73H121L122 71L120 72L119 70H115L113 67H112V69H114L115 72L118 71L117 73H119L118 75H120V79H123V81L125 80V83H124L123 81H121V82H123V83L125 84V85H124V84L122 83V84L124 85V88H125V89H123V92H124V90H125V91H126V90H130V91L132 90V91H133V90L139 89V90H136V91L141 92V94H142V91L144 92V91L147 89V88H146L147 86H146V87H143V86H144V83H145V82H146L145 84L150 83V84H152L151 86H153V85L155 84V82H156V80H155L154 78L157 77V75H154L155 77H153V73H152V72H154L155 69L157 70V68L154 69L153 66H147ZM147 67H145V68L147 69ZM158 67H159V66H158ZM166 67H167V66H166ZM172 67H173V66H172ZM172 67H171V69L169 68L171 71H172V69L174 68V67H173V68H172ZM183 67H184V66H183ZM189 67H190V66H189ZM238 67H241V66L239 65ZM254 67H255V66H254ZM9 68H10V67H9ZM9 68H8V69H9ZM18 68H19V67H18ZM47 68H48V70H47ZM61 68H62V67H61ZM61 68H60V69H61ZM78 68H79V67H78ZM85 68H86V67H84L83 69H85ZM91 68H92V67H91ZM195 68H196V67H195ZM198 68H199V67H198ZM209 68H210V67H209ZM220 68H221V67H220ZM223 68H224V67H223ZM236 68H237V67H236ZM250 68H251V67H250ZM256 68H257V67H256ZM256 68H253V69H256ZM263 68H264V67H263ZM263 68H262V70H263ZM1 69H2V68H1ZM6 69H7V68H6ZM8 69H7V70H8ZM23 69H24V68H23ZM23 69H21V70L23 71ZM56 69H57V68H56ZM62 69H63V68H62ZM76 69H77V68H76ZM83 69H82V70H83ZM101 69H102V68H101ZM108 69L111 70V68H108ZM116 69H117V68H116ZM141 69H142V68H141ZM153 69H154V70H153ZM162 69H163V68H162ZM166 69H167V68H165V71H164V72H166ZM169 69H168V70H169ZM181 69H183V68H181ZM185 69H186V71H187V70H190V71L192 70V68H191V69L184 68V70H183L184 73H185ZM202 69L205 70V69H207V68H202ZM229 69H230V68H229ZM231 69H232V67H231ZM231 69H230V71H232L234 68H233L232 70H231ZM239 69H240V68H239ZM244 69H243V70H244ZM14 70H15V69H14ZM17 70H18V69H16V71H17ZM21 70H20V71H21ZM27 70H28V69H27ZM30 70H31V69H30ZM44 70H46V71L44 72ZM57 70H58V69H57ZM82 70H81V71H82ZM98 70L100 71L99 68H98ZM114 70H113V71H114ZM152 70H153V71H152ZM156 70H155V71H156ZM173 70H174V69H173ZM200 70H201V69H200ZM221 70H222V69H221ZM221 70H220V71H221ZM224 70H225V68L223 69V71H224ZM227 70H228V69H227ZM237 70H238V69H237ZM240 70H241V69H240ZM251 70H252V69H251ZM256 70H257V69H256ZM258 70H259V67H258ZM8 71H9V70H8ZM22 71H21V72H22ZM65 71H66V70H65ZM68 71H69V70H68ZM72 71H73V70H72ZM79 71H80V69H79ZM81 71H80V72H81ZM89 71H90V70H89ZM183 71H182V72H183ZM195 71H197V70H195ZM195 71H194V72H195ZM206 71H207V70H206ZM213 71H214V70H213ZM215 71H216V70H215ZM225 71H226V70H225ZM244 71H245V70H244ZM260 71H261V70H260ZM6 72H7V71H6ZM6 72H5V73H6ZM10 72H11V71H10ZM18 72H19V71H18ZM21 72H20V73H21ZM25 72H26V71H25ZM48 72H47V73H48ZM54 72H55V71H54ZM83 72H84V71H83ZM96 72H98V71H96ZM96 72H95V73H96ZM100 72H101V71H100ZM104 72H105V71H104ZM104 72H103V73H104ZM110 72H112V71H110ZM157 72H158V71H156V73H157ZM176 72H177V69H176ZM201 72H202V70H201ZM203 72H204V71H203ZM211 72H212V71H211ZM218 72H219V71H218ZM226 72H227V71H226ZM235 72H236V71H235ZM235 72H234V73H235ZM246 72L248 73L249 71H247V69H246ZM253 72H254V71H253ZM23 73H24V72H23ZM26 73H29V72H26ZM44 73H45V74H44ZM51 73H52V72H51ZM55 73H56V72H55ZM70 73H73V72H70ZM70 73H69V74H70ZM75 73H76V72H75ZM77 73H79V72H77ZM168 73H169V72H168ZM192 73H193V72H192ZM208 73H209V72H208ZM220 73H221V72H220ZM238 73H239V72H238ZM242 73H243V72H242ZM249 73H250V72H249ZM263 73H264V72H263ZM7 74H10V73H7ZM40 74H41V75H40ZM43 74H44V76L47 77V78L45 77L46 79L44 78ZM84 74H85V73H84ZM88 74H89V73H88ZM110 74H112V73H108V76H109ZM154 74H155V73H154ZM181 74H182V73H181ZM185 74H186V73H185ZM209 74H210V73H209ZM239 74H240V73H239ZM260 74H262V73H260ZM5 75H6V74H5ZM5 75H4V76H5ZM20 75H21V74H20ZM23 75H24V74H23ZM65 75H66V74H65ZM76 75H78V74H76ZM79 75H80V74H79ZM82 75H83V74H82ZM99 75H100V74H99ZM163 75H164V74H162V76H163ZM170 75H171V74L169 73V76H170ZM173 75H174V74H172V76H173ZM178 75H179V74H178ZM183 75H184V74H183ZM183 75H182V78H183ZM188 75L193 76V75H191V73H189V72H188ZM188 75H185V76H187L186 78L189 77ZM202 75H203V74H202ZM212 75H214V72H213ZM212 75H211V76H212ZM217 75H219V73H218ZM217 75H215V76H217ZM222 75H223V74H222ZM222 75H220V76H222ZM226 75H228V74H226ZM251 75H252V74H250V77H251ZM256 75H257V73H256ZM9 76L11 77V74H10ZM13 76H14V75H13ZM17 76H18V75H17ZM21 76H22V75H21ZM24 76H25V75H24ZM33 76H34V75H33ZM52 76H54V75H52ZM55 76H56V75H55ZM57 76H58V75H57ZM60 76H61V74H60ZM74 76H75V75H74ZM87 76H88V75H87ZM96 76H97V75H96ZM102 76H103V74L101 75V77H102ZM113 76H116V75H113ZM122 76H123V78H121ZM158 76H159V75H158ZM167 76H168V75H167ZM175 76H177V74H176ZM175 76H174V77H175ZM199 76H201V75L199 74ZM205 76H206V75H205ZM207 76H208V75H207ZM220 76H219V77H220ZM228 76H229V75H228ZM232 76H233V75H232ZM252 76H253V75H252ZM254 76H255V75H254ZM254 76H253V78H254ZM257 76H258V75H257ZM257 76H256V78H257ZM26 77H27V76H26ZM31 77H32V76H31ZM61 77H62V76H61ZM85 77H86V76H85ZM165 77H166V76H165ZM174 77H172V80H173ZM177 77H179V76H177ZM202 77L205 78V80H206V77H204V76H202ZM208 77H209V76H208ZM230 77H231V76H230ZM237 77H238V75H237ZM237 77H236V78H237ZM259 77H260V76H259ZM19 78H20V77H19ZM24 78H25V77H24ZM24 78H23V76H22V79H24ZM71 78H72V77H71ZM78 78H79V77H78ZM94 78H95V77H94ZM98 78H99V77H98ZM102 78H104V77H102ZM116 78H117V77H116ZM163 78H164V77H163ZM167 78H169V77H167ZM175 78H176V77H175ZM197 78H198V77H197ZM216 78H217V77H216ZM216 78H213V79H216ZM242 78H243V77H242ZM261 78H262V77H261ZM8 79H9V78H8ZM8 79H7V80H8ZM27 79L29 80V77H28ZM32 79H33V78H32ZM52 79H53V78H52ZM55 79H57V78H55ZM69 79H70V78H69ZM76 79H77V78H76ZM76 79H75V80H76ZM81 79H82V78H81ZM86 79H87V78H86ZM88 79H89V78H88ZM91 79H92V78H91ZM96 79H97V78H96ZM104 79H105V78H104ZM159 79H161V78H159ZM165 79H166V78H165ZM188 79H189V78H188ZM194 79H195V78H194ZM211 79H212V78H211ZM211 79H210V81H211ZM225 79H226V78H225ZM248 79H249V78H248ZM251 79H252V78H251ZM11 80H12V79H11ZM16 80H17V79H16ZM28 80H27V81H28ZM48 80H49L50 82H49ZM83 80H84V79H83ZM97 80H98V79H97ZM101 80H102V79H101ZM106 80H107V79H106ZM111 80H112V79H111ZM114 80H115V79H114ZM183 80H184V78H183ZM195 80H196V79H195ZM198 80H199V78H198ZM229 80H230V79H229ZM232 80H233V79H232ZM232 80H231V81H232ZM234 80H235V79H234ZM234 80H233V81H234ZM243 80H246V81H247V78H246V79L243 78ZM253 80H254V79H253ZM258 80H260V79H258ZM20 81H21V79H20ZM25 81H26V80H24V82H25ZM29 81H31L30 83H32V80H29ZM33 81H34V80H33ZM68 81H69V80H68ZM80 81L82 82V80H80ZM86 81H88V80H86ZM95 81H96V80H95ZM107 81H108V80H107ZM116 81H117V80H115L114 83H115ZM157 81H158V79H157ZM161 81H162V79H161ZM174 81H175V80H174ZM186 81H187V80H186ZM192 81H193V79H192ZM227 81H228V80H227ZM241 81H242V79H241ZM241 81H240V79H239L238 83H237V82L235 83V86H234L233 90H231V91H232L231 94H233L234 99H236L238 102H241V100L244 98V94H246V93H244V92H246L245 89H248L247 91L251 90V89H249V87L247 86V82L244 83L243 81H242V82H241ZM255 81H257V80L255 79ZM2 82L5 83V81H2ZM11 82H12V81H11ZM14 82H15V81H14ZM16 82H17V81H16ZM21 82H22V81H21ZM24 82H22V84H24ZM36 82H34V83L36 84ZM55 82H56V81H55ZM58 82H61V83H62V86L65 87V84L63 85V82H65V79L62 80V78H60V79H58L57 83H58ZM93 82H94V81H93ZM102 82L105 83L104 80H103ZM102 82H100V83H102ZM118 82H120V81H118ZM121 82H120L119 84H121ZM139 82H144V83H143V86H140V85H142V83L140 84ZM147 82H148V83H147ZM170 82H171V80H170ZM179 82H180V81H179ZM182 82H183V81H182ZM208 82H209V81H208ZM208 82H207V83H208ZM221 82H222V80H221ZM225 82H226V81H225ZM250 82H251V81H250ZM18 83H19V82H18ZM70 83H71V82H70ZM76 83H77V82H76ZM100 83H98V84L100 85ZM157 83H158V82H157ZM157 83H156V84H157ZM168 83H169V82H168ZM191 83H193V82H190V84H191ZM197 83H198V82H197ZM209 83H210V82H209ZM211 83H212V82H211ZM223 83H224V81H223ZM223 83H222V84H223ZM262 83H263V82H262ZM2 84H3V83H2ZM2 84H0V86H2ZM9 84H10V83H9ZM12 84H13V83H12ZM15 84H16V83H15ZM22 84H21V85H22ZM28 84H29V83H28ZM84 84H85V81H84ZM139 84H140V85H139ZM162 84H163V83H162ZM162 84H161V85H162ZM177 84H178V83H177ZM187 84H188V83H187ZM190 84H189V85H190ZM198 84H199V83H198ZM200 84H202V83H200ZM212 84H213V83H212ZM212 84H211V85H212ZM218 84H219V83H218ZM218 84H217V85H218ZM230 84L233 85V83H230ZM6 85H8V84L5 83V86H6ZM21 85H20V86H21ZM24 85H25V84H24ZM26 85H27V84H26ZM29 85H30V89L32 90V88H33V87L31 88L32 85H31V84H29ZM29 85H27V90H26V91H27V94H28V90H29V89H28V88H29V87H28ZM57 85H58V84H57ZM72 85H73V84H72ZM74 85H75V83H74ZM74 85H73V86H74ZM77 85H78V84H77ZM85 85H87V84H85ZM92 85H93V84H92ZM115 85H116V84H115ZM148 85H149V84H148ZM161 85H160V86H161ZM163 85H164V84H163ZM171 85H173V83H172ZM192 85H193V84H192ZM192 85H191V86H192ZM195 85H196V84H195ZM202 85H203V84H202ZM208 85H210V84H208ZM208 85H207V86H208ZM227 85H228V84H227ZM250 85H251V84H250ZM258 85H259V84H258ZM10 86L12 87V85H10ZM18 86H19V85L17 84V87H18ZM22 86H23V85H22ZM54 86H55V84H54ZM59 86H61V85H59ZM87 86H88V85H87ZM103 86H104V85H103ZM106 86H107V85H106ZM109 86H111V83H110ZM118 86H119V85H118ZM120 86H121V85H120ZM154 86H156V85H154ZM157 86H158V85H157ZM157 86H156V87H157ZM199 86H200V85H199ZM203 86H204V85H203ZM203 86H202V87H203ZM224 86H225V85H224ZM229 86H230V85H229ZM252 86H253V85H252ZM261 86H262V85H261ZM261 86H260V88H261ZM8 87H9V85L7 86V88H6V87H5V88L3 87V88H4V89H8ZM11 87H10V89H11ZM17 87H16V88H17ZM80 87H81V86H80ZM93 87H94V85H93ZM100 87H101V86H100ZM100 87H99V88H100ZM116 87H117V85H116ZM156 87H155V88H156ZM163 87H165V85H164ZM166 87H167V86H166ZM182 87H183V85H182ZM182 87H181V89H182ZM185 87H186V88L183 89V90H186V91H187V89H188V85H185ZM194 87H195V86H194ZM204 87H205V86H204ZM212 87H213V86H212ZM218 87H219V86H218ZM255 87H256V86H255ZM255 87H254V88H255ZM3 88L0 87V89H2V90H3ZM14 88H15V87H14ZM14 88H13V89H14ZM21 88H22V87H21ZM23 88H24V87H23ZM23 88H22V90H23ZM71 88H72V87H71ZM76 88H77V87H76ZM85 88H86V87H85ZM91 88H92V87H91ZM99 88H97V89H99ZM107 88H108V86H107ZM107 88H106V89H107ZM111 88H112V87H111ZM114 88H115V87H114ZM114 88H113V89H114ZM117 88H118V87H117ZM117 88H116V89H117ZM119 88H120V87H119ZM121 88H122V87H121ZM141 88H146V89H143V90H142ZM155 88H154V89H155ZM157 88H158V87H157ZM172 88H173V87H172ZM176 88H177V87H176ZM183 88H184V87H183ZM189 88H191V87L189 86ZM196 88H198V87H195L193 90H195ZM200 88H201V87H200ZM209 88H210V87H209ZM222 88H224V87L222 86ZM250 88H251V87H250ZM257 88H258V87H257ZM10 89H8V91H7V90H6V91H7V92H10ZM25 89H26V87L24 88L23 91H25ZM60 89H61V88H60ZM72 89H73V88H72ZM79 89H80V88H79ZM101 89H102V88H101ZM205 89H206V88H205ZM218 89H219V88H218ZM252 89H253V88H252ZM15 90L17 91V89H15ZM15 90H14V91H15ZM31 90H29V91H31ZM36 90H37V88H36ZM36 90H32V91H36ZM57 90H58V89H57ZM67 90H68V89H67ZM81 90H82V89H81ZM141 90H142V91H141ZM151 90H152V89H151ZM160 90H162V89H160ZM163 90H166V88H163ZM176 90H177V89H176ZM196 90H197V89H196ZM196 90H195V91H196ZM201 90H202V89H201ZM201 90H200V91H201ZM206 90L211 91V89H210V90H209V89H206ZM213 90H214V89H213ZM216 90H217V89H216ZM225 90H226V88H225ZM228 90H229V89H228ZM253 90H254V89H253ZM255 90H257V89L255 88ZM3 91H5V90H3ZM6 91H5V92H6ZM11 91H12V89H11ZM14 91H12V93H14ZM16 91H15V92H16ZM26 91H25V92H26ZM32 91H31V93H32ZM39 91H40V89H39ZM63 91H64V90H63ZM65 91H66V89H65ZM65 91H64L63 93H65ZM70 91L73 92V90H70ZM76 91H77V90H76ZM86 91H87V90H86ZM99 91H100V90H98L97 92H99ZM109 91H110V89H109ZM118 91H119V90H118ZM118 91H117V92H118ZM130 91H129V92H130ZM136 91H135V92H136ZM148 91H149V90H147V92H148ZM156 91H157V90H156ZM166 91L169 92V91H172V90L170 89L169 91H168V90H166ZM178 91H179V90H178ZM186 91H185V92H186ZM218 91H219V90H218ZM222 91H223V90H222ZM257 91H258V90H257ZM262 91H264V90H261L260 92H262ZM1 92H2V91H0V93H1ZM5 92H4V93H5ZM7 92H6L5 94H8ZM37 92H38V90H37ZM37 92H36V93H37ZM67 92H69V91H67ZM78 92H79V91H78ZM90 92H91V91H90ZM115 92H116V91H115ZM120 92H122V90H121ZM127 92H128V91H127ZM127 92H126V93H127ZM133 92H134V91H133ZM133 92H132V93H133ZM147 92H146V93H147ZM149 92H150V91H149ZM153 92H154V91H153ZM153 92H151V93H153ZM185 92H183V94H184ZM188 92H190V91L188 90ZM191 92H192V89H191ZM204 92H205V90H204ZM213 92H214V91H213ZM254 92H255V91H254ZM254 92H253V94H255ZM260 92H259V93H260ZM31 93H29V95H30ZM59 93H61V92L59 91ZM157 93H159V92H157ZM161 93H162V92H161ZM161 93H160V94H161ZM164 93H165V92H164ZM164 93H163V94H164ZM169 93H170V92H169ZM173 93H174V92H173ZM186 93H187V92H186ZM192 93H193V92H192ZM194 93H196V92H194ZM198 93H199V92H197V94H198ZM209 93H210V92H209ZM220 93H221V92H220ZM259 93H258V95H259ZM61 94H62V93H61ZM70 94H71V93H70ZM80 94H81V93H80ZM93 94H94V93H93ZM95 94H96V93H95ZM111 94H112V91H111ZM122 94H123V93H122ZM136 94H137V92H136ZM136 94H135V96H136ZM171 94H172V93H171ZM174 94H176V93H174ZM197 94H195V95L197 96ZM199 94H200V93H199ZM205 94H207V93H205ZM211 94H212V93H211ZM223 94H225V93H223ZM261 94H262V93H261ZM3 95H4V94L1 93L0 97L3 96ZM10 95H11V94H10ZM12 95H13V94H12ZM12 95H11V97H12ZM18 95H19V94H18ZM23 95H24V93H23ZM25 95H26V94H25ZM63 95H65V94H63ZM84 95H85V94H84ZM84 95H83V96H84ZM88 95H89V94H88ZM98 95H99V94H98ZM100 95H101V94H100ZM107 95H108V97H109L110 93L107 94ZM117 95H118V94H117ZM117 95H116V96H117ZM126 95H127V94H126ZM129 95H131V93H129ZM154 95L156 96L155 93H154ZM166 95H167V94H166ZM166 95H165V96H166ZM177 95H178V93H177ZM189 95H190V94H189ZM200 95H201V94H200ZM202 95H203V94H202ZM217 95L219 96V94H217ZM220 95H221V94H220ZM256 95H257V94H256ZM263 95H264V94H263ZM21 96H22V95H20L19 97H21ZM31 96H32V94H31ZM33 96H34V95H33ZM67 96H68V95H67ZM69 96H70V95H69ZM101 96H102V95H101ZM111 96H113V95H111ZM124 96H125V95H123V98L125 99ZM138 96H139V95H138ZM140 96H141V95H140ZM144 96H145V95H144ZM144 96H143V97H144ZM146 96H148V95H146ZM150 96H151V95H150ZM150 96H149V97H150ZM155 96H154V98H155ZM159 96H160V95H159ZM161 96H162V95H161ZM167 96L170 97L171 95L168 94ZM167 96H166V97H167ZM179 96H180V94H179ZM185 96H186V95H185ZM193 96H194V95H193ZM204 96H205V95H204ZM213 96H214V94L212 95V97H213ZM223 96H224V95H223ZM223 96H222L221 99H224ZM226 96H228V95H226ZM253 96H254V95H253ZM260 96H261V95H260ZM260 96H259V97H260ZM6 97H7V95H6ZM16 97H17V94H16V96H15V99H16ZM25 97H27V96H25ZM25 97L23 96V99H25ZM72 97H73V96H72ZM78 97H79V96H78ZM98 97H99V96H97V98H98ZM103 97H104V96H103ZM119 97H120V98H119ZM121 97H122V95H120V96L118 95V96H117V99H116V100H117L116 102L120 101V100H118V99H121ZM128 97H130V96H128ZM166 97H165V98H166ZM169 97H168V98H169ZM176 97H177V98H175V99H179V100H180V98L182 99L181 96H180V98H179L178 96H176ZM245 97H246V96H245ZM248 97H249V96H248ZM256 97H257V96H256ZM261 97H262V96H261ZM1 98H3V97H1ZM4 98H5V96H4ZM4 98H3V100H4V102H5V99H6V98H5V99H4ZM7 98H9V96H8ZM34 98L37 99V97H34ZM67 98H68V97H67ZM94 98H95V97H94ZM115 98H116V97H115ZM131 98H132V97H130V99H131ZM135 98H136V97H135ZM145 98H146V97H145ZM159 98H160V97H159ZM168 98H167V99H168ZM186 98H188V95H187ZM189 98H190V96H189ZM191 98H192V96H191ZM197 98H198V97H197ZM197 98H196V99H197ZM205 98H206V97H205ZM218 98H219V97H218ZM225 98H229V97H225ZM232 98H233V97H232ZM246 98H247V97H246ZM12 99H13V97L10 98L9 100H12ZM29 99H30V98H29ZM60 99H61L62 101H61ZM89 99H92V98H89ZM95 99H96V98H95ZM98 99H99V98H98ZM111 99H112V98H111ZM124 99H122V100L124 101ZM130 99L127 98L126 100H130ZM137 99H140V98H137ZM194 99H195V97H194ZM196 99H195V100H196ZM201 99H202V98H201ZM208 99H209V98H208V96H207V101H208ZM212 99L214 100V98H212ZM212 99H210V100L212 101ZM221 99H220V100H221ZM252 99H253V98H252ZM255 99H257V98H255ZM3 100H2V102H3ZM21 100H22V99H21ZM21 100H20V101H21ZM32 100H33V99H32ZM102 100H103V98H102ZM105 100H106V99H105ZM107 100L110 101V99H108V98H107ZM134 100H135V99H134ZM145 100H147V99H145ZM149 100H150V99H149ZM164 100H165V99H164ZM170 100H171V99H170ZM183 100H184V99H183ZM230 100H231V98H230ZM230 100H227V101H230ZM0 101H1V99H0ZM6 101H8V100L6 99ZM13 101H16V100H13ZM18 101H19V98H18V100L16 101V103H17ZM60 101H61V103H63V106H66V107H63V106L61 107V104H60V105H59L60 108H59V106L56 105V106H57V107L55 106L56 108H53V109L50 110L49 107H51V106H49V102H50V103L53 102V103H58V104H59ZM99 101H100V100H99ZM113 101H115V100L113 99ZM153 101H155V100H153ZM159 101H160V100H159ZM161 101H162V98H161ZM174 101H175V100H174ZM185 101H187V100H185ZM191 101H192V100H191ZM199 101H200V100H199ZM217 101H219V100H217ZM234 101H235V100H234ZM234 101H233V102H234ZM252 101H253V100H252ZM260 101H261V100H260ZM32 102H34V101H32ZM93 102H94V101H93ZM95 102H96V101H95ZM121 102H122V101H121ZM130 102H131V100H130ZM150 102H151V100H150ZM165 102H166V101H165ZM168 102H169V101H168ZM171 102H172V101H171ZM181 102H182V101H181ZM187 102H189V101H187ZM193 102H194V101H193ZM193 102H190V103H193ZM202 102H203V101H202ZM238 102H237V103H238ZM242 102H243V101H242ZM246 102H247V100H246ZM254 102H256V100H255ZM254 102H253V104H254ZM262 102H264V101H262ZM0 103H1V102H0ZM6 103H11V102L9 101V102H6ZM12 103H13V102H12ZM18 103H20V102H18ZM18 103H17V105H18ZM24 103H23V104L20 103V104L18 105V107L21 106V104H22V106H23ZM36 103H35V104H36ZM110 103L112 104V103H114V102H112V100H111ZM124 103H125V101H124ZM127 103H128V101H127ZM136 103H137V102H136ZM151 103H152V102H151ZM154 103H155V102H154ZM154 103H152V105H153ZM157 103H158V102H157ZM163 103H164V102H163ZM176 103H177V102H176ZM183 103H185V102L183 101ZM205 103H207V102H204V104H205ZM251 103H252V102H251ZM259 103H260V102H259ZM259 103H258V104H259ZM33 104H34V103H33ZM35 104H34V106H35ZM87 104H88V105H87ZM98 104H99V103H98ZM103 104H104V102H103ZM129 104H131V103H129ZM149 104H150V103H149ZM149 104H148V105H149ZM173 104H174V103H173ZM186 104H187V103H186ZM212 104H213V101H212ZM215 104H216V102H215ZM221 104H223V102H222ZM221 104H220V105H221ZM224 104H225V103H224ZM224 104H223V105H224ZM234 104H235V102L233 103V105H234ZM242 104H243V103H242ZM245 104H246V103H245ZM14 105H15V104H14ZM14 105H13V107H14ZM46 105H48V106H46ZM54 105H55V104H54ZM69 105H70V104H69ZM96 105H97V104H96ZM104 105H105V104H104ZM114 105H116V103H114ZM117 105H118V104H117ZM119 105H120V103H119ZM124 105H125V104H124ZM131 105L133 106L134 104H131ZM138 105H140V104H138ZM152 105H151V106H152ZM164 105H165V103H164ZM164 105H162V106H164ZM170 105H171V104H170ZM175 105H176V104H175ZM177 105H178V104H177ZM177 105H176V107H177ZM199 105L202 106L201 103H199ZM229 105H230V104H229ZM247 105H248V104H247ZM247 105H246V106H247ZM261 105H262V104H261ZM261 105H260V106H261ZM122 106H123V105H122ZM159 106H160V105H159ZM162 106H161V107H162ZM181 106L183 107V105H181ZM190 106H191V105H190ZM196 106H197V105H196ZM209 106H210V105H209ZM215 106H216V105H215ZM240 106H241V104H240ZM243 106H244V105H243ZM243 106H242V107H243ZM249 106H251V105H249ZM257 106H258V105H257ZM16 107H17V106H16ZM23 107H24V106H23ZM30 107H28L29 110H30ZM53 107H54V106H53ZM89 107H90V108H89ZM107 107H108V108H107ZM112 107H113V106H112ZM129 107H130V106H129ZM134 107H135V105H134ZM136 107H137V105H136ZM147 107L149 108V106H146L145 103L142 104L141 106H139V108L142 109L141 111L143 112V114H144V112H146L145 110H148ZM153 107H154V106H153ZM153 107H152V108H153ZM165 107H166V105H165ZM165 107H163V108H165ZM179 107H180V103H179ZM193 107H194V105H193ZM193 107H192V108H193ZM202 107H203V106H202ZM222 107H226V106H222ZM238 107H239V106H238ZM238 107L236 106L235 108H238ZM0 108H1V107H0ZM8 108H9V107H8ZM106 108H107V109H106ZM114 108H117V107L114 106ZM123 108H124V107H123ZM125 108H126V107H125ZM150 108H151V107H150ZM150 108H149L148 113H149L150 111L153 112V110H152V109L150 110ZM168 108H169V107H168ZM184 108H185V107H184ZM218 108H219V107H218ZM218 108H216V109H218ZM248 108H250V107H248ZM254 108H255V107H254ZM259 108H260V107H259ZM2 109H3V108H2ZM15 109H17V108H15ZM20 109H21V108L19 107V109H18L19 111H17V112H20ZM25 109H26V112H25V110H24L25 113L23 112V117L25 118V116H24V114H25V115H26V119H28L27 116H28V115H31V116H29V117H31V118L33 119L32 114L34 115L35 112H34V113L31 112V110H30V112H29V110L27 111V107H26V105H25ZM95 109H93V110H95ZM102 109H103V110H102ZM110 109H111V108H110ZM119 109H121V108H119ZM134 109H135V110H133V112L136 111V109L138 110V108H134ZM143 109H144V111H143ZM170 109H171V108H170ZM176 109H178V107H177ZM186 109H188V108L186 107ZM199 109H200V108H199ZM206 109H207V108H206ZM210 109H211V108H209V109H207V110H210ZM213 109H214V106H213ZM239 109H240V107H239ZM239 109H238V111H239ZM250 109H251V108H250ZM252 109H253V108H252ZM22 110H23V109H22ZM113 110H114V109H113ZM116 110H117V109H116ZM116 110H115V111H116ZM122 110H123V109H122ZM125 110H128V109H125ZM129 110H130V112H131L132 107H131V109H129ZM158 110H159V108H158ZM161 110H162V109H161ZM171 110H172V109H171ZM181 110H183V108H182ZM200 110H201V109H200ZM204 110H205V108L203 109V111H204ZM223 110H225V109L223 108ZM241 110H242V108H241ZM244 110H246V109H243V111H244ZM257 110H259V109H257ZM110 111H111V110H109V112H110ZM117 111H118V110H117ZM139 111H140V110H139ZM166 111H167V110H166ZM168 111H169V110H168ZM178 111H180V110H178ZM178 111H177V112H178ZM192 111H193V110H192ZM213 111H214V110H213ZM226 111H227V110H226ZM232 111H233V109H232ZM234 111H236V110H234ZM234 111H233V113L235 114ZM250 111H251V110H250ZM253 111L255 112V110H253ZM259 111H260V110H259ZM262 111H263V110H262ZM1 112H2V111H1ZM17 112H16V114H14V112H12V114H14L16 117H19V118H20L22 112L20 113V116L17 115ZM38 112H36V114H37ZM103 112H105V111H103ZM112 112L114 113V111H112ZM136 112H137V111H136ZM142 112H141V113H142ZM152 112H151V113H152ZM155 112H156V114H157V111H155ZM189 112H191V110H190ZM199 112H202V111H199ZM221 112H222V111H221ZM87 113H88L89 115H88ZM116 113H117V112H116ZM122 113H124L125 116L128 115V118H129V119L132 118V117H131V114H134V113H132V112H131V114H130L129 112H127L128 114H127V113L125 114V112H123V111H122ZM161 113H162V111H161ZM192 113H193V112H192ZM205 113H206V112H205ZM205 113H204V114H205ZM208 113H209V112H208ZM210 113H211V111H210ZM223 113H225V112H223ZM227 113H228V112H227ZM227 113H226V114H227ZM256 113H257V112H256ZM256 113H255V114H256ZM258 113H259V112H258ZM261 113H263V112H261ZM7 114H8V113H7ZM7 114H6V116H7ZM18 114H19V113H18ZM85 114H87V115H85ZM104 114H105V116H107V117L109 118V116H108L109 113H108V112L103 113V114H102L103 117H104ZM106 114H107V115H106ZM153 114H155V113L153 112ZM156 114H155V115H156ZM162 114H163V113H162ZM162 114H161V116H162ZM170 114H171V113H170ZM172 114L174 115L173 111H172ZM176 114H177V113H176ZM185 114H186V112H185ZM190 114H191V113H190ZM194 114H195V113H194ZM212 114H213V113H212ZM214 114H215V112H214ZM216 114H217V113H216ZM234 114H233V115H234ZM239 114H240V113H239ZM241 114H242V112H241ZM248 114H250V113H248ZM263 114H264V113H263ZM14 115H13V117H14ZM37 115H38V114H37ZM102 115H101V117H98V118H97V119H100V118H101V123H102V121H104V120H102V119H103ZM118 115H119V114H118ZM118 115H117V116H118ZM121 115H123V114H121ZM129 115H130V116H129ZM135 115H136V114H135ZM144 115H146V114H144ZM147 115H148V114H147ZM157 115H158V114H157ZM165 115H166V114H165ZM173 115H172V116H173ZM180 115H181V114H180ZM183 115H184V114H183ZM207 115H209V114H207ZM218 115H219V114H218ZM220 115H221V114H220ZM231 115H232V113H231ZM9 116H10V115H9ZM96 116H97V117H96ZM111 116H112V114H111ZM115 116H116V115H115ZM115 116H114V117H115ZM140 116H141V115H140ZM140 116H139V117H140ZM150 116H151V115H150ZM150 116H149V118H150ZM174 116H175V115H174ZM191 116H193V115H191ZM197 116H198V114H197ZM203 116H204V115H203ZM203 116H201L200 118H202ZM214 116H215V115H214ZM221 116H222V115H221ZM224 116H225V115H224ZM224 116H223V117H224ZM254 116H255V115H254ZM256 116H257V114H256ZM256 116H255V117H256ZM258 116H259V115H258ZM261 116H262V115H261ZM261 116H260V117H261ZM7 117H8V116H7ZM7 117H6V118H7ZM10 117H11V116H10ZM13 117H12V118H13ZM36 117H37V116H36ZM85 117H84V118H85ZM107 117H105V118H107ZM122 117H123V116H122ZM147 117H148V116H147ZM155 117H156V116H155ZM155 117H154V118H155ZM159 117H160V114H159ZM169 117H170V116H169ZM185 117H186V115H185ZM194 117H195V116H194ZM211 117H212V116H211ZM14 118H15V117H14ZM24 118H20V119H24ZM62 118H63V117H62ZM64 118H63V119H64ZM78 118H77V120H78ZM88 118H89V119H88ZM110 118H111V117H110ZM110 118H109V119H110ZM115 118H116V117H115ZM125 118H127V116H126ZM128 118H127V119H128ZM154 118H153V119H154ZM162 118H166V117H165V116H164V117L162 116ZM173 118H174V117H173ZM175 118H176V117H175ZM178 118H179V117H178ZM205 118H206V117H205ZM208 118H210V117H208ZM217 118H218V117H217ZM226 118H227V117H226ZM233 118H234V117H233ZM233 118H232V119H233ZM236 118H237V117H236ZM251 118H252V117H251ZM256 118H258V117H256ZM256 118L253 117V119H255V120L249 119V120H252V121H249V120H246V119H245V121H243V122H244V124H246L245 127H247V128H248L249 126H250V127L252 126V128H253V127L256 128V129H254V128H253V129L256 130V133H257V134L255 133L254 136H251L252 132H251L249 129H247V131L249 130V132H251V134L249 133V134H250V137H249V136H248V137H247V136L245 137V136L242 135L243 132H244V129H245V128H243V127H239V128H242V129H243V132H242V130H241L242 134L240 133V134L238 135L239 132H236V133H235V135H236L235 137H232V136H231V138H233V139H231V142H230V137L228 138V137H226L227 134L225 135V138H227V139L224 138V140H225V141L228 140V141L230 142V143H229L228 141H226V142L228 143V144L226 143V145H228V147H226L227 149L224 148L225 145H224V146L222 145V144H225V143H220V145H218V146H220V147H218V146L216 145L217 148L215 147V148H216L215 150H216V151H219V150L222 149V151H223L222 154L224 155V158H226L225 160H223V159H224V158H223V159H221V161H219L220 164H221L220 167H219V164L217 165L215 162H214V163L216 164V166H212L211 164H213V163H209V162H212V161H209V159H207L206 161L203 160V159L205 158L204 156H205L206 154H207L206 157H207V158H210V157H208V152H206V151H208V150L210 151V148H212V146H214L213 142H211V141H209V140H207V139H205V141L203 140L204 143L201 142V144L203 143V145H199L200 142H199V143L196 142L197 140H195V139L192 137L193 140H195V141H192V142L188 143V145H186V146H182V147H185L184 149H187V150H186V151H187V152H186L187 154H185V153H183V154L186 155V159H187V157H189V156H190V157H194V155L196 156V154H194V153H197V154H198V152H203L204 150H206V151H205L206 154L203 152L204 155H203L202 153H201V154L199 153L200 155H203L204 158H201L200 155H199V156L197 155L196 158L200 157V158H198V159L201 161V162L199 161V162H200V163H199L200 165H201L203 162H204V163H207V161H209L208 163H209L210 165L208 164L209 167H207V168L204 170V168H202V167L198 164L197 167L199 168V166H200V169H198V170L203 169V172H205L206 170H208V168H211V167H212V170H214L215 167H216V168H221L220 170H222V171H220V170H218V169H217V170H218V171H217V170L215 169V170H214L215 173L218 174V173L220 172V174H218L219 177H223V176H225V174H226V176H228L229 180H228V178L226 179L225 177H223V178H221V179H224V180L226 179V181L228 180V182H231V183H233V184H236V183H234V182L232 181L233 179H231V181H230V178H231V177H234V176H232L233 173H232L231 170L234 169V172L237 171V170H241V169H242V170H243V169L245 170V168H246L245 166H246L247 164H248L249 166H250V164H252V166H250V167H248V168H250V169L252 168V169H253L254 164L257 162V160H259V158H261V160H259V164H260V162H261V164H262L261 166H262V167H259V164H257V163H256L257 166H256V164H255V166H256V167H259V168H262V169L264 170V122H263L264 120L262 119L263 121H262V120H258V121H257ZM7 119H8V118H7ZM15 119H16V118H15ZM29 119H30V118H29ZM29 119H28V120H29ZM121 119H122V118H121ZM121 119H120V120H121ZM123 119H124V118H123ZM127 119H124V120H123V121L125 122V124H124V122L121 120V121L123 122V125H130L129 122L126 124V121H125V120H127ZM129 119H128V120H129ZM137 119H138V120H141L142 118L139 119L138 116H137ZM143 119H144V118H143ZM166 119H167V118H166ZM187 119L189 120L190 118H187ZM187 119H186V121H188ZM198 119H199V118H198ZM215 119H216V118H215ZM237 119H238V118H237ZM240 119H242V118L239 116V120H238V121H240ZM260 119H261V118H260ZM38 120H39V119H38ZM45 120H46V121H45ZM95 120H96V119H95ZM105 120H106V119H105ZM118 120H119V118H118ZM133 120H135V118L132 119V121L130 120V122L132 123ZM151 120H152V119H151ZM154 120H155V119H154ZM173 120H174V119H173ZM190 120H191V119H190ZM205 120H206V119H205ZM211 120L213 121V117H212ZM221 120H223V119H221ZM224 120H226L225 117H224ZM230 120H231V119H230ZM230 120H229V121H230ZM233 120H234V119H233ZM10 121H12V120L10 119ZM13 121H14V119H13ZM17 121H19V120L17 119ZM22 121H23V120H22ZM34 121H35V120H34ZM34 121H33V124H34ZM39 121H40V120H39ZM39 121H38V122H39ZM63 121H64V120H63ZM71 121H70V123H71ZM96 121H98V120H96ZM108 121H110V120H108ZM116 121H117V120H116ZM135 121H136V120H135ZM146 121H148V120H146ZM165 121H167V120H165ZM169 121H170V120H169ZM169 121H168V122H169ZM178 121H179V120H178ZM178 121H177V122H178ZM183 121H185V120H183ZM186 121H185V123H186ZM198 121H200V120H198ZM206 121H208V119H207ZM231 121H232V120H231ZM231 121H230V123H231ZM19 122H21V121H19ZM19 122H18V123L16 122V123H17V124H20ZM23 122H25V121H23ZM28 122H29V121H28ZM28 122H27V123L25 122L26 125H28V124L31 122V120H30L29 123H28ZM40 122H41V121H40ZM40 122H39V123H40ZM42 122H43V121H42ZM114 122H115V121L113 120V123H114ZM137 122H138V121H137ZM137 122H136V123H137ZM139 122H140V121H139ZM154 122H155V121H154ZM154 122H153V123H154ZM156 122H157V121H156ZM158 122H159V121H158ZM158 122H157V123H158ZM160 122H161V124H162V120H161ZM160 122H159V123H160ZM171 122H172V121H171ZM174 122H175V121H174ZM188 122H189V121H188ZM188 122L186 123L187 125H189ZM192 122H193V121H192ZM200 122H201V121H200ZM210 122H211V121H210ZM219 122H220V119H219ZM227 122H228V121H227ZM234 122H235V121H234ZM241 122H242V121H241ZM14 123H15V121H14ZM14 123L12 122L11 125L14 124ZM62 123L64 124V122H62ZM76 123H78V122H76ZM92 123H94V122H92ZM92 123H91V124H92ZM98 123H99V121H98ZM103 123H104V122H103ZM119 123H120V121H119ZM119 123H118V121H117V125H120V124H121V123H120V124H119ZM133 123H134V122H133ZM141 123H143V121H142ZM202 123H203V120H202ZM202 123H201V124H202ZM206 123H207V122H206ZM215 123H216V122H215ZM228 123H229V122H228ZM230 123H229V124H230ZM239 123H240V122H238L237 124L239 125ZM6 124H7V122L5 123V125H6ZM17 124H16V125H17ZM22 124H24V123H21V125H22ZM40 124H41V123H40ZM44 124H41V126L43 127ZM99 124H100V123H99ZM109 124H110V122H109ZM111 124H112V122H111ZM115 124H116V123H115ZM115 124H114V125H115ZM148 124H150V123H148ZM165 124H166V123H165ZM167 124H168V123H167ZM173 124H175V123H172L171 125L174 126ZM186 124H183V125L187 126ZM217 124H218V123H217ZM222 124H223V123H222ZM222 124H220V125H218V126H222ZM234 124H235V123H234ZM14 125H15V124H14ZM16 125H15L14 127H12V126L9 125L7 128L5 127V128H6L5 130L0 131V140H1L3 137H6V140H7V139L12 140V141L14 140L15 142H19V145H20V143L23 142V141L25 142L26 139H29L28 141H33L32 139L37 138L35 135H33V134H35V133H32V132L29 133L30 131H29V132L27 131L28 133H23V134H21L22 131L20 130V133H19L18 129H22V128H19V127L16 126ZM30 125H31V124H30ZM45 125H44V127H45ZM61 125H62V124H61ZM67 125H68V124H67ZM71 125H72V124H71ZM88 125H89V123H88ZM88 125L86 124V126H85L86 128H82V130H83V129H84V130L87 129V128H88V127H87ZM94 125H95V124H94ZM100 125H102V124H100ZM104 125H105V124H104ZM107 125H108V123L106 124V126H107ZM112 125H113V124H112ZM114 125H113V126H114ZM123 125L121 124L122 127H124ZM131 125H132V124H131ZM159 125H160V124H159ZM162 125H163V124H162ZM169 125H170V123H169ZM175 125H177V123H176ZM178 125H181V124H178ZM190 125H191V124H190ZM192 125H193V124H192ZM192 125H191V127H192ZM214 125H215V124H214ZM231 125H232V124H231ZM235 125H236V124H235ZM240 125H241V124H240ZM247 125H248V126H247ZM2 126H3V125H2ZM34 126H36V124H34ZM65 126H66V125H65ZM78 126H79V125H78ZM81 126H82V125H81ZM90 126H91V125H90ZM110 126H111V125H109L108 127L110 128ZM113 126H111V128H112ZM121 126H120V127H121ZM137 126H138V124H137ZM140 126L143 127L144 125H141V124H140ZM145 126H146V125H145ZM148 126H149V125H148ZM148 126H147V127H148ZM152 126H153V125H151L150 128H149V127H148V128H147V127H144V128H145V129L147 128V130H148V129H151ZM167 126H168V125H167ZM181 126H182V125H181ZM185 126H184V127H185ZM198 126L200 127V125H198ZM198 126H197V127H198ZM203 126H204V125H203ZM203 126H202V128H203ZM210 126H211V125H210ZM210 126H208V127H210ZM215 126H216V125H215ZM242 126H244L243 123H242ZM11 127H12V128H11ZM27 127H28V126H27ZM27 127H25V128H27ZM30 127H31V126H30ZM39 127H40V126H39ZM55 127H54V129H56ZM68 127H70V126L68 125ZM68 127H67V128H68ZM72 127H74V126L72 125V126H71V129H72ZM83 127H84V126H83ZM104 127H105V126H104ZM104 127H102V128H104ZM114 127H115V126H114ZM135 127H136V124H135ZM142 127H141V128H142ZM154 127H155V126H154ZM157 127H158V126H157ZM157 127H155V128L157 129ZM174 127H175V126H174ZM176 127H178V129H179L180 126H176ZM176 127H175V128H176ZM191 127H190V128H191ZM206 127H207V126H206ZM206 127H205V128H206ZM224 127H226V125H225ZM224 127H222V128H224ZM229 127H230V126H229ZM234 127H236V126H233V130L236 129L238 126H237L236 128H234ZM0 128H2V127H0ZM28 128H29V127H28ZM32 128H33V127H32ZM32 128H31V129H32ZM36 128H37V127H36ZM51 128H52V127H51ZM89 128H90V127H89ZM89 128H88V130H89ZM111 128H110V129H111ZM129 128H130V126H129ZM139 128H140V127H139ZM159 128H161V127H159ZM186 128H187V127H186ZM190 128H189L188 130H190ZM195 128H196V127H195ZM212 128H213V127H212ZM214 128H215V127H214ZM217 128H218V127H217ZM252 128H251V129H252ZM63 129H64V126H63ZM77 129H78V128H77ZM90 129H91V128H90ZM118 129H119V127H118ZM131 129H132V126H131L130 130H131ZM133 129H135V128H133ZM133 129H132V132H135V131H133ZM136 129H137V127H136ZM136 129H135V130H136ZM156 129H154V130H156ZM182 129H183V128H181V129H179V130H182ZM184 129H185V128H184ZM220 129H221V128H220ZM228 129H229V128H228ZM237 129H238V128H237ZM24 130H26V129H24ZM27 130H30V129H27ZM38 130H39V129H38ZM44 130H46V129H43V131H44ZM52 130H53V129H52ZM59 130H60V129H59ZM80 130H81V129H80ZM88 130H87V131H88ZM97 130H98V129H97ZM107 130L110 131L109 129H107ZM142 130H143V129H142ZM152 130H153V129H152ZM152 130H151V131H152ZM164 130H165V129H164ZM164 130H163V131H164ZM171 130H172V129H171ZM174 130H175V129H174ZM179 130H178V131H179ZM185 130H186V129H185ZM198 130H199V129H198ZM200 130H201V128H200ZM223 130H224V129H223ZM225 130H227V128H225ZM239 130H240V129H238V131H239ZM245 130H246V129H245ZM33 131H34V130H33ZM35 131H36V130H35ZM35 131H34V132H35ZM46 131H49V130H46ZM57 131H58V130H57ZM94 131H95V130H94ZM94 131H93V132H94ZM101 131H102V130H99V132H101ZM103 131H105V128H104ZM108 131H107V132H108ZM115 131H116V130H115ZM125 131H126V130H125ZM149 131H150V130H149ZM151 131H150V132H151ZM167 131H169V130H167ZM172 131H173V130H172ZM178 131L176 130V132H178ZM182 131H183V130H182ZM191 131H193V130H191ZM203 131H204V129H203ZM205 131H206V129H205ZM215 131H216V130H215ZM229 131H231V130H229ZM229 131H228V132H229ZM24 132H26V131H24ZM40 132H41V130H40ZM50 132L53 133L52 131H50ZM50 132H48V133L50 134ZM55 132H56V131H55ZM55 132H54V133H55ZM64 132H65V131H64ZM64 132H63V133H64ZM66 132L69 133L68 130H67ZM76 132H77V131H76ZM81 132H82V131H81ZM83 132H84V131H83ZM88 132L90 133V131H88ZM91 132H92V131H91ZM95 132H96V131H95ZM97 132H98V131H97ZM111 132H112V130H111ZM129 132H130V131H129ZM140 132H142V131H140ZM143 132H145V131L143 130ZM147 132H148V131H147ZM156 132H158V131H156ZM161 132H162V131H161ZM161 132H160V133H161ZM174 132H175V131H174ZM176 132L173 133L172 135L176 134ZM179 132H180V131H179ZM194 132H197V131H194ZM212 132H214V131H212ZM219 132H220V130H219ZM223 132H224V131H223ZM233 132H235V131H233ZM37 133H38V132H37ZM42 133H43V132H41V134H42ZM46 133H47V132H46ZM57 133H58V132H57ZM57 133H56V134H57ZM74 133H75V130H74ZM78 133H80V132H78ZM85 133H86V132H85ZM85 133H83V134H85ZM105 133H106V131L104 132V134H105ZM125 133H127V132H125ZM158 133H159V132H158ZM163 133H165V131H164ZM170 133H172V132L170 131ZM170 133H168V134H170ZM183 133H184V132H183ZM186 133H188V131H187ZM191 133H192V132H191ZM198 133L201 135L202 132H201V133L198 132ZM217 133H218V132H217ZM217 133L214 132V134H216V135H217ZM225 133H226V132H225ZM229 133H230V132H229ZM44 134H45V132H44ZM59 134H60V133H59ZM81 134H82V133H81ZM81 134H80V138L82 137ZM83 134H82V135H83ZM92 134H93V133H92ZM99 134H100V133H99ZM104 134H103V135H104ZM111 134H112V133H111ZM115 134H117V133H115ZM118 134H119V133H118ZM118 134H117V135H118ZM120 134H121V132H120ZM127 134H128V133H127ZM129 134H130V133H129ZM133 134H134V133H133ZM135 134H136V133H135ZM147 134H148V133H147ZM150 134H152V132H151ZM153 134H154L153 137H155V133H153ZM153 134H152V135H153ZM188 134H189V133H188ZM212 134H213V133H212ZM219 134H220V135H219ZM222 134H223V133H218V135H219V136H218V139H219V137H220ZM233 134H234V133H233ZM249 134H248V135H249ZM38 135H39V134H38ZM50 135H51V134H50ZM68 135H70V133H69ZM90 135H91V133H90ZM90 135H89V136H90ZM95 135L97 136V134H95ZM100 135H101V134H100ZM100 135H99V136H100ZM103 135H102V136H103ZM106 135H108V134H106ZM109 135H110V134H109ZM113 135H114V133H113ZM130 135H131V134H130ZM137 135H140V133L137 134ZM159 135H160V134H158V137H159ZM162 135H163V134H162ZM164 135H165V134H164ZM172 135H171L170 138H172ZM180 135H181V134H180ZM180 135L177 134V135H175L174 137H175V138H177L176 136H178V137H184V136H182V135L180 136ZM183 135H186V134L184 133ZM191 135H193V134H191ZM197 135H198V134H197ZM252 135H253V134H252ZM39 136H40V135H39ZM42 136H43V135H42ZM47 136H48V135H46V137H47ZM56 136H57V135H56ZM56 136H54V137H56ZM59 136H60V135H59ZM62 136H63V135H62ZM71 136L73 137V135H71ZM71 136H69V137H71ZM78 136H79V134H78ZM78 136H77L76 138H78ZM86 136H87V134H86ZM93 136H94V135H93ZM115 136H116V135H115ZM115 136H113V137H115ZM128 136H129V135H128ZM142 136H143V135L141 134V138H142V140H143L144 137H142ZM145 136L149 138L148 135L145 134ZM156 136H157V134H156ZM160 136H161V135H160ZM168 136H169V135H168ZM187 136H188V135H187ZM208 136H210V135H208ZM208 136H207V137H208ZM227 136H229V135H227ZM233 136H234V135H233ZM54 137H53V138H54ZM67 137H68V136H67ZM74 137H75V136H74ZM100 137H101V136H100ZM106 137H108V136H106ZM113 137H112V138H113ZM121 137H122V136H121ZM121 137H118L117 139L120 138L119 140H121V139H122ZM126 137H127V136H126ZM132 137H134V136H132ZM188 137H189V136H188ZM195 137H196V136H195ZM212 137H213V136H212ZM48 138H49V137H48ZM53 138H52V139H53ZM56 138H57V137H56ZM64 138H65V137H64ZM87 138H88V136H87ZM93 138H95V137H93ZM93 138H92V139H93ZM109 138H110V137H109ZM115 138H116V137H115ZM135 138H136V137H135ZM150 138H151V137H150ZM150 138H149V139H150ZM167 138H168V137H167ZM184 138H186V137H184ZM216 138H217V137H216ZM216 138H215V139H216ZM222 138H223V136H222ZM57 139H58V138H57ZM59 139H60V138H59ZM61 139H62V138H61ZM70 139H71V138H70ZM70 139H69V142L71 141ZM78 139H79V138H78ZM85 139H86V138H85ZM101 139H102V138H101ZM101 139H100V140H101ZM128 139H129V138H128ZM128 139H125V138H124V140L129 141ZM163 139H164V136H163ZM165 139H166V138H165ZM177 139H178V138H177ZM203 139H204V138H203ZM209 139H210V138H209ZM215 139H214V140H215ZM44 140H45V139H44ZM72 140H73V139H72ZM76 140H77V139H76ZM76 140L74 139V141H76ZM82 140H83V138H82ZM87 140H88V139H87ZM100 140H99V141H100ZM113 140H114V139H112V141H113ZM130 140H131V141H129L128 143H129V144H131V143L134 144V143L132 142V140H134V139L130 137ZM136 140H137V139H135L134 142H135ZM152 140H153V142H154V139H153V138H152ZM156 140H157V139H155V142H156ZM179 140H180V139H179ZM188 140H189V139H188ZM191 140H192V139H191ZM200 140L202 141L201 138H200ZM200 140H199V141H200ZM224 140H222V142H224ZM4 141H5V140H4ZM7 141H8V140H7ZM7 141L4 142L5 145L8 144V145L10 146V148H11V146H12V148H13V145H10V144H9V143H11V141H8V142H7ZM39 141H40V140H39ZM39 141H38V142H39ZM50 141H51V139H50ZM53 141H54V139H53ZM55 141H56V140H55ZM93 141H94V140H93ZM104 141H105V140H104ZM109 141H111V140H109ZM114 141H117V142H118V140H116V139H115ZM137 141L140 142L139 140H137ZM147 141H148V140H147ZM147 141H146V139H145V142H147ZM158 141H159V139H158ZM158 141H157V142H158ZM168 141H169V139H168ZM168 141L165 140V143H166V142L168 143ZM171 141H173V139H172ZM215 141L217 142L218 140H215ZM215 141H214V142H215ZM220 141H221V140H220ZM0 142H2V141H0ZM15 142H13V144H14ZM26 142H27V141H26ZM26 142H25V143H26ZM60 142H61V141H60ZM82 142H83V141H82ZM89 142H90V141H89ZM91 142H92V141H91ZM91 142H90V144H91ZM96 142H97V140H96ZM107 142H108V140H107ZM143 142H144V141H143ZM150 142H151V141H150ZM161 142H163L162 139H161ZM169 142H170V141H169ZM176 142H177V141H176ZM176 142H175V143H176ZM183 142H184V141H183ZM216 142H215V144H216ZM4 143H3V144H4ZM6 143H7V144H6ZM33 143H35V141H33L32 144H33ZM39 143H40V142H39ZM41 143H42V140H41ZM44 143H46V140L44 141ZM44 143H43V144H44ZM55 143H57V142H55ZM58 143H59V140H58ZM67 143H68V142H67ZM77 143H78V141H77L76 143L74 142L73 146L76 145ZM79 143H80V142H79ZM87 143H88V142H87ZM100 143H101V142H100ZM102 143H103V142H102ZM115 143H116V142H115ZM118 143H119V142H118ZM124 143H125V141H123V144H124ZM140 143H142V142H140ZM163 143H164V142H163ZM170 143H171V142H170ZM186 143H187V142H186ZM1 144H2V143H1ZM3 144H2V145H3ZM23 144H24V143H23ZM23 144H22V145H23ZM28 144H29V143H28ZM35 144H36V143H35ZM49 144H50V142H49ZM64 144H66V143H64ZM98 144H99V143H98ZM111 144H112V142H111ZM111 144H110V145H111ZM120 144H121V143H120ZM126 144H127V142H126ZM148 144H149V141H148ZM151 144H152V142H151ZM157 144H158V143H157ZM168 144H169V143H168ZM168 144H167V145H168ZM172 144H174V143H172ZM178 144H179V143H178ZM180 144H181V142H180ZM2 145H1V146H2ZM50 145H51V144H50ZM50 145H49V146H50ZM56 145H57V144H56ZM62 145H63V143H62ZM71 145H72V144H71ZM78 145H79V144H78ZM88 145H89V144H88ZM99 145H101V144H99ZM102 145H103V144H102ZM110 145H108V146H110ZM116 145H118V144H116ZM134 145L136 146V143H135ZM143 145H144V143H143ZM145 145H147V144H145ZM152 145H153V144H152ZM152 145H151V146H152ZM154 145H155V143H154ZM162 145H165V144H162ZM169 145H170V144H169ZM174 145H175V144H174ZM174 145H173V147H174ZM181 145H182V144H181ZM14 146H15V145H14ZM33 146H34V145H33ZM38 146L41 147L39 144H38ZM47 146H48V145H47ZM49 146H48V147H49ZM67 146L69 147L68 144H67ZM76 146H77V145H76ZM80 146H81V148H82L83 143H82V145H80ZM86 146H87V144H86ZM94 146H95V145H93V147H94ZM111 146H112V145H111ZM127 146H129V145H127ZM135 146H134V147H135ZM139 146L141 147V145H139ZM139 146H138V148H139ZM155 146L158 147V145H155ZM155 146H153L154 148L152 147V148L150 149V153H151V150H153V149L155 150ZM202 146H203V147H202ZM222 146H223L224 150H223ZM2 147H3V146H2ZM7 147H8V146H7ZM45 147H46V146H45ZM48 147H47V148H48ZM52 147H53V146H52ZM52 147H51V148H52ZM65 147H66V145H65ZM78 147H79V146H77V149H79ZM83 147H85V146H83ZM97 147L100 148V146H98V145H97ZM97 147H95V148H97ZM113 147H114V146H113ZM118 147L121 148V147H124V145H123V146H121V145L119 146V145H118ZM118 147H115V148L117 149ZM131 147H132V148H131V149L129 148L130 150H128L127 155H125V154H126V150H127L126 148H125L126 150H124V152H123V153H125V154H123L122 152H121L120 154L118 153L120 150L122 151V149H119V150H118V152H117L118 154L116 153L117 155H120V156H122V157H123V155L127 156L126 158H124L125 156L123 157V158L125 159V160H123V161H125L126 163L130 161V160H129V159H131L130 156H132V155H136V154H134V153L132 154V152L135 151V148H134L133 146H131ZM146 147H147V146H146ZM161 147H164V146H160V148H161ZM167 147L169 148L170 146H167ZM8 148H9V147H8ZM12 148H11V149H12ZM14 148H15V147H14ZM14 148H13V149H14ZM19 148H20V147H19ZM19 148H17V149L19 150ZM29 148H30V147H29ZM33 148H34V147H33ZM36 148H37V147H36ZM41 148H42V147H41ZM41 148H40V149H41ZM54 148H57V146L54 147ZM60 148H61V146H60ZM60 148L58 147L57 149H60ZM66 148H67V147H66ZM81 148H80V149H81ZM85 148H87V147H85ZM89 148L92 149V147H89ZM89 148H88V149H89ZM104 148H105V146H104ZM104 148H103L102 151H105V153H107V155H108V154L110 153V152L108 153V151H109L110 149L107 148V150H108V151H107V150H105ZM136 148H137V147H136ZM141 148H142V147H141ZM141 148H140V150H141ZM143 148H144V147H143ZM143 148H142V151H143ZM148 148H150V147H148ZM158 148H159V147H158ZM158 148H157V149H158ZM178 148H179V147H178ZM218 148H220V149L217 150ZM6 149H7V148H6ZM37 149H38V148H37ZM40 149H39V150H40ZM74 149H75V148H74ZM74 149H73V150H74ZM116 149H115V150H116ZM132 149H134V150L132 151ZM162 149H163V148H162ZM182 149H183V148H182ZM182 149H181V150H182ZM2 150H3V149H2ZM14 150H15V149H14ZM18 150H17V151H18ZM21 150H22V146H21ZM25 150H26V149H25ZM49 150H50V149H49ZM49 150H48V151H49ZM54 150H55V149H54ZM70 150H71V149H70ZM73 150H72V151H73ZM75 150H76V149H75ZM86 150H87V149H86ZM89 150H90V149H89ZM93 150H94V148H93ZM93 150H92V151H93ZM98 150H99V149H98ZM111 150H112V148H111ZM138 150H139V149H138ZM140 150H139V151H140ZM147 150H148V149H147ZM158 150H159V149H158ZM173 150H174V149H173ZM176 150H177V149H176ZM176 150H175V152H176ZM211 150H212V151L209 152V153H210L209 156H211V155L213 154L214 157L211 156L213 159L215 158V156H217V158H219V157H218V154L221 153V151H219V153H218V152H216V151L213 152V150H214L213 148H212ZM0 151H1V149H0ZM6 151H7V150H6ZM6 151H4V152H6ZM60 151H61V150H60ZM72 151H70V152H72ZM80 151H82L81 153H83V149L80 150ZM80 151L78 150L77 152L80 153ZM94 151H95V150H94ZM100 151H101V148H100ZM106 151H107V152H106ZM113 151H114V149L112 150V152H113ZM130 151H132V152H130ZM163 151H164V150H163ZM178 151H179V150H178ZM226 151H227V153H226ZM4 152H3V153H4ZM24 152L26 153V151H24ZM34 152H36V150L33 151L32 154H34ZM37 152H38V150H37ZM49 152H50V151H49ZM53 152H54V151H53ZM53 152H52V153H53ZM65 152H66V151H65ZM86 152H87V151H86ZM88 152H90V151H88ZM88 152H87V153H88ZM112 152H111V155H112ZM114 152H115V151H114ZM147 152H148V151H147ZM156 152H157V150H156ZM159 152H160V151H159ZM161 152H162V151H161ZM170 152H171V151H170ZM182 152H184V151H182ZM211 152H213V153L211 154ZM9 153H10V152L8 151V153H6V154L9 155ZM21 153H23V151H21ZM21 153H20V154H21ZM38 153H39V152H38ZM41 153H43V152H41ZM45 153H46V151H45ZM57 153H58V152H56V154H57ZM72 153H73V152H72ZM72 153H71V154H72ZM74 153H75V152H74ZM74 153H73V154H74ZM87 153H86V156H87V157H90V156L87 155ZM92 153H93V152H92ZM92 153H90V154H92ZM96 153H98V151H96ZM100 153H101V152H100ZM144 153H145V151H144ZM154 153H155V151H154ZM162 153H163V152H162ZM165 153H166V151H165ZM171 153H172V152H171ZM178 153H181V152H178ZM1 154H2V153H1ZM15 154H16V153H15ZM20 154H19V155H20ZM35 154L37 155V153H35ZM50 154H51V153H50ZM59 154H60V153H59ZM71 154H69V152H68V154H67V155H68V159L70 158L69 155L71 156ZM75 154H76V153H75ZM84 154H85V151H84ZM84 154H83V156H84ZM88 154H89V153H88ZM90 154H89V155H90ZM94 154H95V152L93 153V157H94ZM101 154H102V153H101ZM114 154H115V153H114ZM121 154H122V155H121ZM137 154H138V151H137ZM140 154H141V153H140ZM140 154H138V155L140 156ZM142 154H143V152H142ZM142 154H141V155H142ZM160 154H161V153H160ZM222 154H221V155H222ZM2 155H3V154H2ZM8 155H7V156H8ZM22 155H23V154H22ZM38 155H39V154H38ZM53 155H54V154H53ZM53 155H51V156H53ZM62 155H63V153H61V156H62ZM99 155H100V154H99ZM103 155H104V157H105L106 154L103 153ZM138 155H136V156H138ZM146 155H148V154H146ZM150 155H151V154H150ZM156 155H157V157H158L159 153L156 154ZM167 155H168V154H167ZM170 155H171V154H170ZM174 155H175V154H174ZM177 155H178V154H177ZM187 155H189V156H187ZM219 155H220V154H219ZM221 155H220V156H221ZM225 155H226L227 157H226ZM259 155H260V157H259ZM0 156H1V155H0ZM5 156H6V155H5ZM7 156H6V157H7ZM13 156H14V153H13ZM25 156H27V155H25ZM74 156H75V155H74ZM78 156H79V154H78ZM81 156H82V155H81ZM95 156H97V154H96ZM112 156H113L114 158H115V157H117V158L119 157V156H114V155H112ZM136 156H132V158H133V157L135 158ZM139 156H138V157H139ZM164 156H165V154H163V159L166 157V156H165V157H164ZM179 156H180V155H178V157H179ZM183 156H184V155H183ZM8 157H10V156H8ZM20 157H21V155H20ZM20 157L17 156V158H20ZM28 157L30 158L31 156L28 155ZM33 157H34V155H33ZM36 157H37V156H36ZM40 157H41V156H40ZM44 157H45V156H44ZM57 157H58V156H57ZM59 157H60V156H59ZM72 157H73V156H72ZM93 157H92V155H91V159H92ZM97 157H98V156H97ZM106 157L109 158L110 156H109V157L106 156ZM122 157H120L121 160H122ZM138 157H137L136 159L133 158L132 160H134V161L137 160V159H138V160H141V161L143 160V157H142V159H140L141 156H140L139 158H138ZM145 157H146V156H144V158H145ZM151 157H152V160L154 161V159H153V155H152ZM154 157H155V154H154ZM157 157H156V158H157ZM160 157H161V156H160ZM172 157H173V156H172ZM172 157L169 156L168 158L171 159ZM178 157H177V159H176V157H175L174 160H175V159L178 160ZM17 158H15V159L17 160ZM26 158H27V157H26ZM26 158H25V159H26ZM52 158H53V157H52ZM62 158H63V157H62ZM62 158H61V159H62ZM64 158H65V157H64ZM66 158H67V157H66ZM79 158H80V156H79ZM83 158H84V157H83ZM83 158H80L79 161L81 162V160H82ZM98 158H100V157H98ZM98 158H97V159H98ZM111 158H112V157H110V159H111ZM147 158H148V157H147ZM149 158H150V157H149ZM161 158H162V157H161ZM161 158H160V159H161ZM180 158H181V157H180ZM194 158H195V157H194ZM194 158H191V160L194 159ZM217 158H215V159H217ZM220 158H221V157H220ZM4 159H6V158H4ZM20 159H21V158H20ZM23 159H24V158H23ZM31 159H32V158H31ZM39 159H40V158H39ZM48 159H49V157H48ZM48 159H47V160H48ZM50 159H51V158H50ZM68 159H66V161H67ZM71 159H73V158H71ZM71 159H70V160H71ZM75 159H76V158H75ZM86 159H87V158H86ZM86 159H84V161H85ZM102 159H103V156H102ZM102 159H101V160H102ZM110 159H109V160H110ZM112 159H113V158H112ZM120 159H118V160H120ZM157 159L159 160V158H157ZM184 159H185V157H184ZM184 159H183V160H184ZM186 159L184 160L185 162H186ZM201 159L203 160V162H202ZM205 159H206V158H205ZM213 159H212V160H213ZM0 160H1V159H0ZM6 160H7V159H6ZM42 160H43V159H42ZM47 160H46V162H47ZM52 160H53V159H52ZM56 160H57V158H56ZM76 160H77V159H76ZM94 160H95V159H94ZM94 160H93V161H94ZM98 160H99V159H98ZM118 160H117V161H118ZM121 160H120V162H121ZM126 160H127V161H126ZM128 160H129V161H128ZM132 160H131V161H132ZM161 160H162V159H161ZM172 160H173V159H172ZM176 160H175V161H176ZM188 160H190V158H189ZM218 160H220V159H218ZM222 160H223V161H222ZM9 161H10V160H9ZM26 161H27V160H26ZM28 161H29V160H28ZM32 161H33V160H32ZM36 161H38V163H39V160L36 159ZM43 161H44V160H43ZM43 161H41L42 164H40V165H42V166H43V164H44ZM49 161H50V160H49ZM53 161H54V160H53ZM64 161H65V159H64ZM79 161H78V162H79ZM84 161H83V164L86 163V162H84ZM88 161H89V160H88ZM91 161H92V160H91ZM107 161H108V159H107ZM107 161H106L105 163H108V164H110V166H111V163H109V162H107ZM112 161H114V159H113ZM112 161L110 160V162H112ZM123 161H122V163H124ZM134 161H132V164H131V165L135 167L136 164L133 165V162H134ZM143 161L145 162V160H143ZM156 161H157V160H156ZM167 161H168V160H167ZM167 161H166V162H167ZM180 161H182V160H180ZM195 161H196V160H195ZM215 161H216L217 163H219L217 160H215ZM238 161H240V162L238 163ZM6 162H7V161H6ZM11 162H13V161H11ZM18 162H19V161H18ZM29 162H30V161H29ZM41 162H40V163H41ZM58 162H59V161H58ZM60 162H61V161H60ZM62 162H63V161H62ZM70 162H71V161H70ZM75 162H76V161H75ZM75 162H74V164H75V165H76V164L78 165V163H75ZM100 162H101V161H100ZM137 162H138V161H136V162H134V163H137ZM146 162H147V160H146ZM146 162H145V164H146ZM150 162H151V161H150ZM154 162H155V161H154ZM160 162H161V161H160ZM162 162H163V161H162ZM191 162H192V161H191ZM193 162H194V161H193ZM242 162H243V164H242ZM16 163H17V162H16ZM27 163H28V162H27ZM31 163H33V162H31ZM48 163L51 164V162H48ZM67 163H69V162H67ZM71 163H73V161H72ZM81 163H82V162H81ZM81 163H80V164H81ZM90 163H91V162H90ZM122 163H121V164H122ZM138 163H139V162H138ZM140 163H141L142 165L144 164L143 162H140ZM140 163H139V165H140ZM151 163H152V162H151ZM157 163H159V162H157ZM157 163H156V164H157ZM164 163H165V162H164ZM164 163H162V164H164ZM170 163H171V162H170ZM170 163H169V166H170ZM175 163H176V162H175ZM189 163H190V161H189ZM196 163H198V162L196 161ZM204 163H203V164H204ZM0 164H1V163H0ZM6 164H8V162H7ZM6 164H5V165H6ZM25 164H26V163H25ZM45 164H46V163H45ZM53 164L57 165L58 163H57V164H56V163H53ZM53 164H52V165H53ZM61 164H62V163H60V165H61ZM63 164H64V162H63ZM87 164H88V163H87ZM101 164H102V163H101ZM112 164H113V163H112ZM114 164H115V162H114ZM124 164H125V163H124ZM129 164H130V162H129ZM148 164H149V162H148ZM156 164H154V165H156ZM160 164H161V163H160ZM167 164H168V163H167ZM173 164H174V162H172L171 166H172ZM178 164H179V161H178ZM181 164H182V163H181ZM184 164H185V163H184ZM184 164H183V166H184ZM191 164H192V163H191ZM193 164H194V163H193ZM2 165H4V163H3ZM8 165L11 167L10 164H8ZM23 165H24V164H23ZM26 165H27V164H26ZM36 165H37V162H36ZM36 165H35V166H36ZM89 165H90V164H89ZM91 165H92V164H91ZM102 165H104V163H103ZM126 165H127V164H126ZM154 165H153V166H152V165H151V166L149 165V167H150V168H151V167H156V166H154ZM165 165H166V164H165ZM187 165H189V164L187 163ZM213 165H214V164H213ZM248 165H247V166H248ZM30 166H31V165H30ZM35 166H34V167H35ZM42 166H40V167H42ZM45 166H46V165H44V167H45ZM58 166H59V164H58ZM65 166H66V165H65ZM72 166H73V165H72ZM80 166H82V165H80ZM80 166L78 165V167H80ZM84 166H85V165H84ZM87 166H88V165H87ZM94 166H96V165L94 164ZM94 166H91V167L93 168ZM100 166H101V165H99V167H100ZM104 166H105V165H104ZM104 166H103V167H104ZM106 166H107V165H106ZM110 166H109V167H110ZM112 166H113V165H112ZM115 166L117 167V164H115ZM119 166H120V165H119ZM121 166H122V165H121ZM137 166H138V165H137ZM161 166H162V165H161ZM166 166H167V165H166ZM173 166H174V165H173ZM173 166H172V167H173ZM176 166H177V165H176ZM193 166H194V165H193ZM242 166H243L244 168H243ZM255 166H254V167H255ZM2 167H3V166H2ZM44 167H43V168H44ZM48 167H49V166H48ZM54 167H55V166H54ZM60 167H61V166H60ZM69 167H71V166L69 165ZM69 167H68V168H69ZM88 167H89V166H88ZM99 167H98V165H97L96 168H99ZM128 167H129V166H128ZM128 167H126V168L129 170L130 168H128ZM140 167H142V166H140ZM159 167H160V166H159ZM174 167H175V166H174ZM178 167H179V166H178ZM188 167H190V166H188ZM188 167H186V168H188ZM191 167H192V166H191ZM203 167H206V164L203 165ZM213 167H214V168H213ZM229 167H230V168H229ZM231 167H233V168L231 169ZM4 168H5V167H4ZM36 168H37V167H36ZM38 168H39V166H38ZM50 168H51V167H50ZM50 168H48V169H50ZM56 168H57V167H56ZM61 168H62V167H61ZM64 168H65V167H64ZM94 168H95V167H94ZM112 168H113V167H112ZM112 168H111V169H112ZM118 168H119V170H120V167H118ZM126 168H125V170H124V173H126V171H127ZM132 168H133V167H132ZM146 168L148 169V167H146ZM150 168H149V169H150ZM162 168H164V167H162ZM168 168H169V167H168ZM175 168H176V167H175ZM10 169H11V168H10ZM18 169H19V168H18ZM40 169H41V168H40ZM58 169H59V168H58ZM62 169H63V168H62ZM62 169H61V170H62ZM70 169H71V168H69V171H70ZM72 169H73V168H72ZM72 169H71V170H72ZM83 169H85V168H82V171H83ZM86 169H87V168H86ZM99 169H101V168H99ZM105 169H106V168H105ZM133 169L136 170L137 168L135 167V168H133ZM141 169H142V168H141ZM164 169H165V168H164ZM169 169H170V171H171L173 168H172V169L169 168ZM178 169H179V168H178ZM181 169H182V168H180L179 170H181ZM183 169L185 170L184 167H183ZM191 169H193V167H192ZM254 169H257V168H254ZM53 170H54V169H53ZM56 170H57V169H55V171H56ZM61 170H60V171H61ZM63 170H65V169H63ZM67 170H68V169H67ZM92 170H93V169H92ZM107 170H108V169H107ZM107 170H106V171H107ZM109 170H110V169H109ZM112 170H113V169H112ZM114 170H115V168H114ZM121 170H122V169H121ZM143 170H144V169H143ZM150 170H151V169H150ZM153 170H154V169H153ZM159 170H162V169H159ZM166 170H167V169H166ZM175 170H176V169H175ZM188 170L192 172V170H190V168H189ZM188 170H185V171L187 172ZM194 170H195V167H194ZM198 170H197V168H196L195 171L199 172ZM210 170H211V169H210ZM210 170H209L208 172H206L207 175H210V173L213 172L212 170H211L212 172H210ZM242 170H241V171H237V174H236V172H235L234 175H236V177H237V176H241L240 173L238 174V172L243 173ZM244 170H243V171H244ZM257 170H258V169H257ZM22 171H23V170H22ZM25 171H26V170H25ZM44 171H45V169H44ZM44 171H43V172H44ZM47 171H48V170H47ZM50 171H51V170H50ZM55 171H54V174H55ZM60 171H59V172H60ZM73 171H75V170H73ZM79 171H81V169H80ZM85 171H87V170H85ZM101 171H102V170H101ZM106 171H103V172H106ZM138 171H139V168H138ZM138 171H137V173L141 174V173L138 172ZM154 171H155V170H154ZM168 171H169V170H168ZM170 171H169V172H170ZM177 171H178V170H177ZM185 171H184V173H185ZM189 171L187 172L188 174L185 173L186 175H184V176H183V173H182V175H179V174H178L179 176H177V177H180L179 180H178V184H177V185H176V184L174 185V186H177V187H175V190H173L174 188L172 187V188H173V189H172L173 191H176V190H177V192H178V193L175 192L174 194H175L176 196H175L174 194H173V196H174V197H177L178 194H180L179 196H180V198H182L181 200H183V198L186 197L185 195H187V193H189V192H190V194H191V193H194V194H195L196 191L194 190L195 192H192L193 190H191V187H192V189H194V188H193V187H194L193 184H196V186H197V183H194V182H198V181H200L199 179H196V180H195V179H194V175H195V174L192 176V173H194V172H192V173L189 174ZM216 171H217L218 173H217ZM229 171L231 172V176H230V177H229V175H230V172H229ZM248 171H249V169H248ZM10 172H11V171H10ZM10 172H9V173H10ZM57 172H58V171H57ZM61 172H62V171H61ZM87 172H88V171H87ZM94 172H95V171H94ZM96 172L100 173V172L97 171V170H96ZM112 172H113V171H112ZM135 172H136V171H135ZM135 172H134V173H135ZM148 172H149V170H148ZM152 172H153V171H152ZM165 172H166V171H165ZM169 172H168V174H169ZM179 172H181V171H179ZM197 172H196V174H197ZM209 172H210V173H209ZM244 172H245V171H244ZM249 172H250V171H249ZM13 173H14V171H13ZM17 173H18V172H17ZM20 173H21V172H20ZM23 173H24V172H23ZM27 173H28V172H27ZM27 173H26V174H27ZM52 173H53V171H52ZM62 173H63V172H62ZM70 173H71V172H70ZM70 173H68V175H69ZM77 173H78V172H77ZM82 173H85V172H82ZM109 173H110V171L108 172V174H109ZM120 173L122 174V172H120ZM127 173H128V171H127ZM144 173H145V172H144ZM150 173H151V171H150ZM156 173H158V171H156ZM160 173H161V172H160ZM160 173H159V174H160ZM163 173H164V172H163ZM163 173H162V174H163ZM172 173H173V172H171V175H172ZM176 173H178V172H176ZM201 173H202V172L200 171V173H198L199 175L197 174V177H196V178L200 177V176H201V175H200ZM213 173H214V172H213ZM221 173H222V174L225 173V174L221 175ZM257 173H258V172H257ZM259 173H261V172L259 171ZM259 173H258V174H259ZM14 174H15V173H14ZM60 174H61V173H60ZM64 174H65V173H64ZM73 174H74V173H73ZM88 174H91V171H90V170H89V173H88ZM93 174H94V173H93ZM96 174H97V173H96ZM96 174H95L94 176H96ZM105 174L107 175V172H106ZM117 174H119V172H118ZM142 174H143V173H142ZM146 174H147V173H146ZM152 174H154V177L156 178L155 173L153 172ZM164 174H166V173H164ZM204 174H205V173H204ZM204 174L202 173V175H204ZM227 174H229V175H227ZM243 174H245V173H243ZM247 174H248V172L246 173V175H247ZM251 174H254L253 171H252ZM0 175H1V174H0ZM40 175H41V174H40ZM42 175L45 176V174H42ZM47 175H48V174H47ZM56 175H57V174H56ZM66 175H67V174H66ZM66 175H65V177H66ZM82 175H83V174H82ZM101 175H103V173H102ZM113 175H114V174H113ZM124 175H125V174H124ZM128 175H129V174H128ZM128 175H126V176H128ZM130 175H131V173H130ZM133 175H134V174H133ZM149 175H150V174H149ZM166 175H167V174H166ZM207 175H204V176H207ZM212 175L214 176L215 174H212ZM246 175H245V177H246ZM254 175H255V174H254ZM259 175H260V174H259ZM259 175H258V176H259ZM3 176H4V174H3ZM5 176H8V175H5ZM14 176H15V175H14ZM19 176H20V175H19ZM19 176H18V177H19ZM32 176H33V175H32ZM36 176H38V175H36ZM49 176H50V174H49ZM59 176H61V177H60V178H56V179H61V178H62V175H58V177H59ZM71 176H72V174H71ZM73 176H74V175H73ZM79 176H81V173H80ZM94 176H90V178H91V177L93 178ZM97 176L99 177V175H97ZM97 176H96V177H97ZM110 176H112V173H111ZM110 176H109V177H110ZM115 176H116V175H115ZM115 176H114V177H115ZM122 176H123V175H122ZM136 176H138V175H136ZM142 176H143V175H142ZM210 176H211V175H210ZM213 176H212L211 178H209V176H207V177L210 179L209 182L212 181ZM255 176H256V175H255ZM263 176H264V175H263ZM10 177H11V176H10ZM15 177H16V176H15ZM15 177H14V178H15ZM20 177L22 178L23 176L21 175ZM68 177H70V175H69ZM75 177L77 178L78 176L76 175ZM75 177H74V178H75ZM86 177L88 178V175H86ZM100 177H101V176H100ZM104 177H105V176H104ZM107 177H108V176H107ZM123 177H124V176H123ZM123 177H120V178L122 179ZM129 177H130V178H129ZM129 177H128L129 179H132L131 176H129ZM134 177H135V175H134ZM139 177H140V176H139ZM148 177L151 178V176H148ZM157 177H158V176H157ZM166 177H167V176H166ZM172 177H173V176H172ZM250 177H251V176H250ZM5 178H6V177H5ZM28 178H30V177H28ZM28 178H27V179H28ZM35 178H36V177H35ZM42 178H43V177H42ZM42 178H41V179H42ZM44 178H45V177H44ZM44 178H43V179H44ZM49 178H50V177H49ZM53 178H54V177H53ZM79 178H80V177H79ZM82 178H83V177H82ZM87 178H86V179H87ZM94 178H95V177H94ZM94 178H93V179H94ZM102 178H103V177H102ZM116 178H117V177H115V179H116ZM124 178H125V177H124ZM126 178H127V177H126ZM142 178L146 179L145 176L142 177ZM159 178H161V177L159 176ZM200 178H201V177H200ZM238 178H240V177H238ZM263 178H264V177H263ZM3 179H4V178H3ZM27 179H25V180H27ZM37 179H39V178H37ZM41 179H40V180H41ZM64 179H65V178L62 179V181H61L62 183H63V180H64ZM66 179H67V178H66ZM77 179H78V178H77ZM97 179H98V178L94 179V182H96ZM107 179H108V178H107ZM121 179H120V183H121ZM147 179H148V178H147ZM156 179H157V178H156ZM163 179H165V178H163ZM172 179L175 180L174 177H173ZM209 179H207V180H209ZM213 179H214V178H213ZM221 179H220V180H221ZM234 179H235V178H234ZM249 179H253V178H249ZM249 179H248V180H249ZM0 180H1V177H0ZM4 180H6V179H4ZM4 180H3V181H4ZM22 180H23V179H22ZM31 180H32V179H31ZM31 180H30V181H31ZM45 180H46V179H45ZM45 180H44V181H45ZM75 180H76V179H75ZM79 180H80V179H79ZM82 180H85V176H84V179H82ZM82 180H81V181H82ZM87 180H89V179H87ZM104 180H105V179H104ZM111 180H113V179H110V182L112 183ZM118 180H119V179H118ZM127 180H128V179H127ZM140 180L142 181L141 183H145V182H143V180H142L141 178H138V177H137V179L134 178V182H135V181H136V182H139ZM148 180H149V179H148ZM167 180H168V179H167ZM193 180H195V181H193ZM197 180H198V181H197ZM204 180H205V177H204ZM204 180H203V181H204ZM215 180H216V178H215ZM217 180H219V179H217ZM220 180H219V182H221ZM235 180H237V179H235ZM33 181H34V180H33ZM38 181H39V180H38ZM42 181H43V180H42ZM47 181H48V179H47ZM50 181H51V180H50ZM52 181H53V180H52ZM76 181H77V180H76ZM89 181H91V180H89ZM100 181H101V180H100ZM100 181H99V182H100ZM130 181H132V180H130ZM152 181H154V180H152ZM161 181H162V180H161ZM163 181L166 182V180H163ZM261 181H262V180L259 181L260 184H261ZM1 182H2V181H1ZM15 182L17 183L18 181H15ZM23 182H24V180H23ZM40 182H41V181H40ZM57 182H58V181H56L55 183H57ZM64 182H65V181H64ZM72 182H73V181H72ZM85 182H86V180H85ZM85 182H84L83 184H85ZM87 182H88V181H87ZM87 182H86V184H87L86 187H87V186L89 187V186L91 185V184H90L91 182H89L90 185H89ZM94 182L92 181V183H94ZM107 182H108V180H107ZM107 182H105V181L103 182V179H102V182H101L100 185H101V189H104V188H105V190H104L103 192H105L106 189H108V191H109V188H111V185L113 184V183H112V184L109 185V183H107ZM114 182L116 183L115 180H114ZM126 182L128 183L129 181H126V179H125V182H123V183L125 184ZM134 182H133V183H134ZM146 182H148V181H146ZM150 182H151V181H150ZM157 182H158V181H157ZM157 182H156L155 184H157ZM165 182H164V183H165ZM205 182H206V180H205ZM207 182H208V181H207ZM212 182H213V181H212ZM219 182H215V181H214V185H215V183H216L215 186L217 187V183H219ZM239 182H240V184H241V180H240ZM239 182H238V183H239ZM244 182H245V181H244ZM247 182H248V181H247ZM254 182H255V179H254V181L252 182V184H255ZM257 182H258V181H257ZM35 183H36V182H35ZM41 183H42V182H41ZM46 183H48V182H46ZM46 183H45V184H46ZM52 183H53V182H52ZM65 183H66V182H65ZM70 183H71V182H70ZM120 183H119L118 185L121 186L122 183H121V184H120ZM129 183H131V182H129ZM129 183L127 184L128 186L131 185V184H129ZM133 183H132V185H133ZM152 183H153V182H152ZM158 183H160V180H159ZM161 183H163V182H161ZM168 183H169V182H168ZM174 183H176V181H174ZM231 183H227V182H226V184H229V185H231ZM263 183H264V182H263ZM13 184L16 185L15 183H13ZM13 184H12V185H13ZM31 184H32V183H31ZM45 184H44V185H45ZM66 184H67V183H66ZM73 184H74V183H73ZM73 184H72V185H73ZM79 184H80V185H79ZM83 184L79 181L78 184H75V185H74L75 187L73 186L74 188H71L70 185H69V186L67 185L68 187L65 186L64 188H66V187H67V188H69V187L71 188V189H69V190H71V192L69 193V191H68V193L70 194L71 197H72L73 194H75L74 198H75V197H79V195H80V197H81V196H83L84 194H86V193L83 194V193H81V192H83V191H87V190H86L87 188L84 187L85 185L83 186V187L85 188V190H83L84 188L81 186V185H83ZM98 184H99V183H97V184L95 183L93 189H95V187H96L95 185H98ZM124 184H123V186H124ZM149 184H150V183H149ZM165 184H166V183H165ZM170 184H171V183H170ZM201 184H202V182H201ZM201 184H200V185H201ZM249 184H250V183H249ZM2 185H5V186H6V189H7V185H6V184H3V183H2ZM2 185H1V186H2ZM10 185H11V184H10ZM14 185H13V186H14ZM17 185H18V184H17ZM47 185L50 186V184H47ZM47 185H46V186H47ZM59 185H60V184H59ZM59 185H58V187H59ZM63 185H64V184H63ZM77 185H78V186H77ZM102 185H103V187H102ZM127 185H125V186H127ZM132 185H131V186H132ZM136 185H137V184H136ZM136 185H135V186H136ZM139 185H140V184H139ZM145 185H147V184H145ZM151 185H152V184H151ZM168 185H169V184H168ZM200 185L198 184L197 187L199 188ZM202 185H203V184H202ZM209 185H210V184H209ZM212 185H213V183H212ZM220 185L223 186V184H220ZM224 185H225V183H224ZM236 185H237V184H236ZM247 185H248V184H247ZM247 185H246V187H247ZM257 185H258V183H256V186H257ZM261 185H262V184H261ZM263 185H264V184H263ZM115 186H116V185L114 184V187H115ZM120 186H119V190H120ZM149 186H150V185H149ZM155 186H156V185H155ZM157 186H158V184H157ZM210 186H211V185H210ZM215 186H214V188H215ZM226 186H227V185H226ZM240 186H241V185H240ZM249 186H250V185H249ZM253 186H255V185H253ZM20 187H21V186H20ZM41 187H42V186H41ZM41 187H40V188H41ZM50 187H51V186H50ZM55 187H56V185H55ZM92 187H93V185H92ZM143 187H144V186H143ZM152 187H153V185L151 186V188H152ZM159 187H161V186H159ZM162 187H163V186H162ZM162 187H161L160 189H162ZM164 187L166 188V186H164ZM169 187H171V186H168V188H169ZM201 187H202V186H201ZM201 187H200V188H201ZM203 187H204V186H203ZM205 187L207 188V186H205ZM223 187H224V186H223ZM230 187H233V186H230ZM230 187H229V188H230ZM238 187H239V186H238ZM251 187H252V185H251ZM258 187H259V186H258ZM262 187H263V186H261V188H262ZM2 188H4V187H2ZM46 188H47V187H46ZM60 188H62V186H61ZM117 188H118V187H117ZM121 188H122L123 190H125L122 186H121ZM127 188H128V187H127ZM127 188H126V189H127ZM129 188H132V187H129ZM137 188H138V187H137ZM168 188H166V189H168ZM176 188H177V189H176ZM206 188H205V189H206ZM208 188H209V186H208ZM218 188H220V187L218 186L217 189H218ZM227 188H228V187H227ZM244 188H245V187H244ZM247 188H248V187H247ZM252 188H253V187H252ZM13 189H14V188H13ZM49 189H50V188H49ZM54 189H55V188H54ZM54 189H53V190H54ZM57 189H58V188H57ZM88 189H89V188H88ZM96 189H97V187H96ZM98 189H100V186L98 187ZM98 189H97V190H98ZM132 189H133V188H132ZM141 189H142V191H144L143 188H141ZM157 189H158V188L156 187V189H153V190L156 191ZM166 189H165V192H167ZM169 189H170V188H169ZM202 189H203V188H202ZM205 189H204V190H205ZM221 189H223V188H221ZM238 189H239V188H238ZM16 190H17V189H16ZM20 190H21V189H20ZM24 190H26V189H24ZM24 190H23V188H22V191H23V192L20 191L21 194H20V195L18 194L19 197H17L16 199H15L16 196H15V197L13 196L14 198H13L12 196H10V198L12 197V198L14 199V201H15V200L17 201V202H15V203H17V204H15V206L17 205V207H16V208H18L17 211H20L21 214H23L25 211H26L25 213H27L28 210H26V209H29V208H27V207H30V204H31V203L33 204L34 199L36 200L35 196H33L31 192H25V193H24ZM43 190L46 191L44 188H43ZM43 190H42V191H43ZM63 190H64V189H63ZM63 190H61V191H63ZM90 190H91V189H90ZM90 190H89V191H90ZM111 190H112V189H111ZM119 190H118V191H119ZM127 190H128V189H127ZM127 190H125V191H127ZM145 190H147V188H146ZM148 190H149V189H148ZM209 190H210V189H209ZM213 190H214V189H213ZM218 190H219V189H218ZM218 190H217V192H215L216 194L218 193ZM226 190H227V189H226ZM242 190H243V188H242ZM242 190H241V192H242ZM244 190L247 191L246 188H245ZM249 190H251V189H249ZM256 190H257V189H256ZM260 190H261V189H260ZM1 191H4V189H3V190H0V192H1ZM10 191H11V190H10ZM10 191H9V192H10ZM26 191H27V190H26ZM36 191L38 192L39 190L37 189ZM56 191H57V190H55L54 192H56ZM58 191H59V190H58ZM89 191H88V192H89ZM98 191H101V190H98ZM98 191H97V192H98ZM108 191H107V192H108ZM118 191H117V193H118ZM121 191H122V190H121ZM131 191H132V190H131ZM135 191H137L136 188H135V190H134V194H135ZM138 191H139V190H138ZM154 191H153V193H154ZM168 191H169V190H168ZM224 191H225V190H224ZM236 191H237V190H236ZM253 191H254V190H253ZM9 192H7V194H8ZM11 192H13V191H11ZM11 192H10V194H11ZM34 192H35V191H34ZM46 192H47V191H46ZM52 192H53V191H52ZM52 192H51V193H52ZM95 192H96V190H95ZM97 192H96V194H97ZM115 192H116V191H115ZM119 192H120V191H119ZM127 192H128V191H127ZM145 192H146V191H145ZM150 192H152V190H151ZM157 192H158V195H159V196H160V194L162 193V192L159 193V189H158ZM157 192H156V193H157ZM201 192H202V191H201ZM209 192H210V191H209ZM212 192H213V191H212ZM227 192H228V190H227ZM239 192H240V190H239ZM3 193H4V192H3ZM3 193H2V196H5L6 194L3 195ZM60 193H61V192H60ZM60 193H59V194H60ZM91 193H92V192H91ZM110 193H111V192H110ZM120 193H121V192H120ZM122 193H123V191H122ZM125 193H126V192H125ZM136 193H137V192H136ZM140 193H141V192H140ZM153 193H151V195H149V196H153V195H152ZM156 193H155V195H157ZM167 193H168V192H167ZM167 193H166V194H167ZM199 193H200V191L197 193V196H195V195H194V196L191 195V196L194 197L195 200H194L193 197H192V199H193L194 201H196V197H197V200H198V201H199V199H200V200L202 199V197H201V195H199ZM206 193H207V192H206ZM220 193H221V192H220ZM229 193H230V192H229ZM243 193H244V192H243ZM243 193H242V194H243ZM245 193H246V192H245ZM247 193H248V192H247ZM250 193H251V192H250ZM254 193L256 194V191H255ZM34 194H35V193H34ZM40 194H41V191H40ZM40 194H39V195H40ZM42 194H43V193H42ZM42 194H41V196H42ZM45 194H46V193H45ZM48 194H50V193H48ZM57 194H58V192H57ZM63 194H64V193H63ZM69 194H68V195H69ZM82 194H83V195H82ZM96 194H95V195H96ZM107 194L109 195V192L106 193L105 195H107ZM112 194L114 195V193H112ZM112 194H110V196H113ZM115 194H116V193H115ZM118 194H119V193H118ZM127 194H128V193H127ZM146 194H147V193H146ZM146 194H145V195H146ZM148 194H149V192H148ZM171 194H172V193H171ZM171 194H170V195H171ZM182 194H183L184 196H183ZM190 194H189V198H191V197H190ZM201 194H203V197H204V194H205V193L202 192ZM210 194L212 195V193H210ZM210 194L208 193L207 195H210ZM221 194H222V193H221ZM238 194H239V193H238ZM262 194H263V193H262ZM15 195H16V194H15ZM55 195H56V193H55ZM61 195H62V194H61ZM68 195L66 196V192H65V196H66V197H65V196H64V197L61 196V200H60V198H59V197H60V195H59V197H57V200H58V198H59V201H58L59 203L56 202V200H55V199H56V196H55V199H54L55 202H54V203H56V204H60V202L62 203V199H64V198H67L68 201L70 202L71 200H69L70 198H69ZM97 195H98V194H97ZM100 195H102V193H101ZM168 195H169V194H168ZM168 195H166V196L161 195V196H164V198H165V200L163 201V203L166 201V198H168V197L170 196V195H169V196H168ZM198 195H199V196H198ZM207 195H206V196H207ZM225 195H226V194H225ZM225 195H224V196H225ZM230 195H231V194H230ZM235 195H236V194H235ZM235 195H234V196H235ZM239 195H240V194H239ZM244 195H245V194H244ZM2 196H1V193H0V199H1ZM6 196H7V195H6ZM6 196H5V197H6ZM50 196H51V195H50ZM87 196H88V195H87ZM93 196H94V194H93ZM116 196H118V195H116ZM138 196H139V195H138ZM142 196H143V195H142ZM159 196H158V197H159ZM182 196H183V197H182ZM231 196H232V195H231ZM247 196H249V195H247ZM252 196H253L254 199H255L254 194H253ZM252 196H251V197H252ZM258 196H259V195H258ZM263 196H264V194H263ZM263 196H261V197H263ZM8 197H9V196H8ZM45 197H46V196H45ZM45 197H43V200L46 199ZM84 197L87 199L86 196H84ZM84 197H82V198H84ZM94 197H95V196H94ZM103 197H104V196H103ZM103 197L101 198L102 200L104 199L103 201H98V202H100V205L98 204V205H99V206H98V209H101V210H98V209L95 207V208L97 209V210L95 209V210H96V211H95L96 213H98L97 211H102V214H101V215L98 213V215H99L98 217H100V216H102V215L104 214V215L102 216V217H104V218H103V219H101L102 217L100 218L101 221H103V220L105 219V217H107L108 214L110 215V213L107 212L108 209H109V207H112V209H111V208L109 209L110 211H111V210L114 211L115 208H113V206L116 204V203L113 204V203L111 202V203L113 204V205L111 206V205H110V202L108 201L109 199H107L108 197H106V198H103ZM120 197H121V196H120ZM126 197H127V196H126ZM133 197H134V195H133ZM145 197H146V196H145ZM156 197H157V196H156ZM171 197H172V196H170V198H171ZM174 197H172V198H174ZM200 197H201V198H200ZM215 197H216V196H215ZM225 197H227V196H225ZM239 197H240V196H239ZM251 197H250V198H251ZM10 198H8V199H10ZM47 198H48V195H47ZM53 198H54V197H53ZM90 198H91V197H90ZM95 198H98V197H95ZM95 198H94V199H95ZM109 198H110V197H109ZM124 198H125V196H124ZM128 198H129V197H128ZM134 198H135V197H134ZM140 198H142L141 195H140ZM146 198H147V197H146ZM150 198H151V197H150ZM154 198H155V197H154ZM161 198H162V197H161ZM170 198H169V199H170ZM186 198H188V197H186ZM186 198H185V200H186ZM189 198H188L187 200H190L191 203L193 202V203H195V205H196V203H198L197 201L194 202V201H192V200L189 199ZM210 198H211V196H210ZM217 198H218V197H217ZM230 198H231V197H230ZM250 198H249V199H250ZM8 199H7V200H8ZM13 199H12V200H13ZM49 199H50V198H49ZM49 199H48V200L46 199V200L49 201ZM101 199H100V200H101ZM106 199H107V200H106ZM114 199H115V196H114ZM114 199H110V200L113 201ZM126 199H127V198H126ZM138 199H139V198H138ZM138 199H137V200H138ZM142 199H143V198H142ZM156 199H157V198H156ZM169 199H167L168 202H170ZM174 199H176V198H174ZM174 199H170L171 202H172V200L174 201ZM177 199H179V197H178ZM204 199H205V197L203 198V200H204ZM206 199H207V197H206ZM212 199H213V198H211V202H212ZM222 199H223V198H222ZM231 199H232V198H231ZM234 199H236V198L234 197ZM234 199H233V200H234ZM240 199H241V198H240ZM240 199H239V200H240ZM251 199H252V198H251ZM257 199H258V198H257ZM1 200L3 201V198H2ZM4 200H6V199H4ZM10 200H11V199H10ZM50 200H51V199H50ZM64 200H65V199H64ZM84 200H85V199H84ZM90 200H91V199H90ZM117 200H118V199H117ZM123 200H125V199H123ZM123 200H122V201H123ZM127 200H128V199H127ZM129 200H130V199H129ZM131 200H132V202H133V203H132V202H131V203L135 205V203H136L137 201H133L132 197H131ZM135 200H136V199H135ZM140 200H141V199H140ZM148 200H149V198H148ZM148 200H146V201H148ZM153 200H154V199H153ZM160 200H161V199H160ZM162 200H163V199H162ZM181 200L179 199V202H180ZM187 200H186V201H187ZM203 200L200 201V203H201V204H199L200 206H202V201H203ZM215 200H216V199H215ZM228 200H229V199H228ZM239 200L237 199L238 202H237L236 200H234V202H232V203H235V204H236V202H237V205H241V206L245 204V203H243V202H239ZM242 200H243V199H242ZM242 200H241V201H242ZM259 200H261V198H260ZM8 201H9V200H8ZM31 201H32V202H31ZM74 201H75V199L73 200V203H74ZM78 201H79V200H77V202H78ZM86 201H87V200H86ZM92 201H93V200H92ZM92 201L89 202V204H90V203L93 204ZM94 201H95V200H94ZM122 201H121V202H122ZM157 201H158V199H157ZM157 201H156V202H157ZM183 201H184V200H183ZM186 201H185V202H186ZM209 201H210V200H207L208 204H205V202H206V200H205V202L203 203L204 206H206V205L209 206ZM216 201H218V200H216ZM225 201H226V200H225ZM230 201H231V200H230ZM244 201H246V200H244ZM247 201H248V200H247ZM249 201H250V200H249ZM5 202L7 203V201H5ZM11 202H13V201H10L9 203H11ZM36 202H37V201H35V203H36ZM44 202H45V201H44ZM49 202H50V201H49ZM64 202H65V201H64ZM66 202H67V201H66ZM75 202H76V201H75ZM96 202H97V201H96ZM96 202H95V203H96ZM113 202H114V201H113ZM115 202H116V200H115ZM119 202H120V200L117 201V203H119ZM134 202H135V203H134ZM139 202H140V201H139ZM151 202H153V201H151ZM168 202H166V203H168ZM171 202H170V203H171ZM176 202H177V200H175V202H172V203L175 204ZM218 202H221V201H218ZM223 202H224V201H223ZM252 202H253V199H252ZM262 202H263V201H262ZM262 202H261V204H262ZM3 203H4V202H2V204H3ZM6 203H5V204H6ZM35 203H34V204H35ZM37 203H38V202H37ZM46 203H47V202H46ZM83 203H84V202H83ZM95 203L93 204V206H91V204H90V207H92V208L94 209V205L97 204V203H96V204H95ZM122 203H123V202H122ZM125 203H126V202H125ZM125 203H124V204H125ZM153 203H154V202H153ZM170 203H169V204H170ZM182 203H183V202H182ZM193 203H192V204H193ZM221 203H222V202H221ZM232 203H231V204H232ZM248 203H249V202H248ZM263 203H264V202H263ZM11 204H12V203H11ZM34 204H33V205H34ZM38 204H39V203H38ZM38 204H36V205H38ZM49 204H50V203H49ZM64 204H65V203H63V205H64ZM66 204H67V203H66ZM66 204H65V205H66ZM75 204H76V203H75ZM140 204L142 205V203H140ZM146 204H147V203H146ZM164 204H165V203H164ZM169 204H167V206H169ZM186 204L189 205V201H188V203H186ZM214 204H217V202L215 203V201H214ZM224 204H225V203H224ZM224 204H223V205H224ZM227 204H229V203H227ZM255 204H256V202H255ZM0 205H1V204H0ZM36 205H35V206H36ZM51 205H53V204H50V207H51ZM65 205H64V206H65ZM76 205H77V204H76ZM127 205H129V203H128ZM137 205H138V203H137ZM143 205H144V204H143ZM143 205H142V207H143ZM147 205H148V204H147ZM147 205H146V207H147ZM155 205H156V204H155ZM155 205H153V206L155 207ZM162 205H163V204H162ZM162 205H161V207H162ZM165 205H166V204H165ZM175 205H177V204H175ZM180 205H181V204H180ZM180 205H179V206H180ZM182 205H185V204H182ZM225 205H226V204H225ZM251 205H252V204H251ZM3 206H4V204H3ZM7 206H9V205H7ZM12 206H13V205H12ZM12 206H10V207H12ZM15 206H14V208H15ZM35 206H33V208L31 207V209L34 210V207H35ZM39 206H40V205H39ZM57 206H58V205H57ZM57 206L54 207L53 210H52V214H53V215H52V214H50V215L54 216V213L57 212V211H59V210L61 209V208H60V209L58 210V209H57ZM59 206H60V205H59ZM59 206H58V208H59ZM70 206H72V205H70ZM70 206H69V207H70ZM73 206H75V205H73ZM81 206H82V205H80V207H81ZM84 206H86V205H84ZM96 206H97V205H96ZM116 206L119 207V206H121V205H120V203H119V204L116 205ZM125 206H126V205H125ZM130 206H131V205H130ZM132 206H133V205H132ZM135 206H136V205H135ZM139 206H140V205H139ZM144 206H145V205H144ZM150 206H152V205L150 204ZM150 206H149V207H150ZM153 206H152V207H153ZM157 206H158V205H156V207H157ZM167 206H166V207H167ZM170 206H174V205L171 204ZM192 206H193V205H192ZM208 206H207V207H208ZM216 206H217V205H216ZM219 206H221V205H219ZM241 206H240V207H241ZM245 206H247V204H245ZM245 206H244V208H246ZM256 206H257V205H256ZM5 207H6V206H5ZM47 207L49 208V205H48ZM78 207H79V206H78ZM87 207H88V205H87ZM87 207H86V209H88ZM137 207H138V206H137ZM142 207H138L139 210H140V208H142ZM154 207H153V208H154ZM166 207L163 206V208H165V209H169V208H166ZM180 207H182V206H180ZM190 207H191V206H190ZM202 207H203V206H202ZM202 207H200V209H201ZM210 207H212V208H214V209H217V207H216V208L213 207V204H212V206H210ZM224 207H225V206H224ZM224 207H222V210H223ZM226 207H228V206H226ZM232 207H233V206H232ZM240 207H239V208L237 207V208L240 209ZM248 207H249V206H248ZM251 207H252V206H251ZM260 207H261V206H260ZM6 208H8V207H6ZM16 208H15V212H16ZM35 208H37V207H35ZM38 208H39V207H38ZM70 208H71V207H70ZM76 208H77V207H76ZM81 208H82V207H81ZM121 208H122V206H121ZM121 208H120V209H121ZM126 208H127V207H126ZM126 208H122L121 210L124 209V210L126 211ZM133 208H134V207H133ZM133 208L131 207L130 209H133ZM143 208H144V207H143ZM163 208H161V209H163ZM172 208H173V207H172ZM172 208H170V209H172ZM175 208H176V207H175ZM194 208H196V207H194ZM203 208H204V207H203ZM228 208H229V207H228ZM242 208H243V207H242ZM258 208H259V205H258ZM39 209H40V208H39ZM44 209H45V211H46V208H44ZM63 209H64V208H63ZM74 209H75V208H74ZM74 209H71V210H74ZM86 209H85V210H86ZM89 209H90V208H89ZM127 209H128V208H127ZM135 209H136V208H135ZM135 209H134V212H135ZM145 209H147V208H145ZM156 209H159V208H156ZM165 209H164V210H165ZM184 209H185V208H184ZM200 209L198 208L197 210L200 211ZM209 209H211V208H209ZM209 209H208V210H209ZM225 209H227V208H225ZM231 209H232V208H231ZM238 209H237V210H238ZM253 209H255V208H253ZM262 209H263V208H262ZM11 210H13V207H12ZM36 210H37V209H36ZM36 210H35V211H36ZM41 210H42V209H41ZM77 210H78V209H77ZM77 210H76V211H77ZM79 210H80V209H79ZM81 210H82V209H81ZM83 210H84V209H83ZM85 210H84V211H85ZM117 210H118V208H117ZM137 210H138V209H137ZM139 210H138V211H139ZM152 210H154L155 212L157 211V210H155V209H152ZM175 210H176V209H175ZM181 210H182V209H181ZM190 210H191V209H190ZM192 210H193V208H192ZM192 210H191V211H192ZM201 210H202V209H201ZM206 210H207V209H206ZM208 210H207V211H208ZM218 210H219V209H218ZM227 210H228V209H227ZM227 210H225V211H227ZM229 210H230V209H229ZM235 210H236V209H235ZM257 210H258V209H257ZM259 210H260V209H259ZM2 211H3V208H2ZM4 211H5V210H4ZM8 211H9V210H8ZM38 211H39V210H38ZM42 211H43V210H42ZM42 211H41V212H42ZM45 211H43V213H41V215L43 214V215L45 216V214H44ZM64 211H65V210H64ZM66 211H67V210H66ZM68 211L70 212V210H68ZM115 211H116V210H115ZM119 211H120V210H118V212H119ZM125 211H123V212H125ZM128 211H129V210H128ZM147 211H148V209L146 210V212H147ZM149 211H151V210H149ZM162 211H163V210H162ZM166 211H168V210H166ZM171 211H172V210H170V212H171ZM182 211H184V212L186 211V212H187V210H182ZM191 211H190V212H191ZM194 211H195L196 214H197L196 209H195ZM212 211H214V210H212ZM220 211H221V210H220ZM225 211H224V213H225ZM233 211H234V210H233ZM238 211H240V210H238ZM249 211H250V210H249ZM262 211H263V210H262ZM29 212H31L30 209H29ZM32 212H33V211H32ZM46 212H48V211H46ZM69 212H68V213H69ZM74 212H75V210H74ZM77 212H78V211H77ZM77 212H76V214H77ZM81 212L83 213V211H81ZM81 212H80V213H81ZM90 212H92V211H90ZM136 212H137V211H136ZM136 212L134 213V215L136 214ZM152 212H153V211H152ZM155 212H154V214H155ZM160 212H161V210H160ZM176 212L179 213L178 211H176ZM176 212H175V213H176ZM195 212H193V213L191 212V213H190L191 215L193 214V217H194V218H193L192 216H190L189 220H191V219H195V215H194ZM204 212H206V211H204ZM209 212H210V211H209ZM227 212H228V211H227ZM227 212H226V213H227ZM246 212H248V211H246ZM2 213H3V212H2ZM11 213H12V212H11ZM13 213H14V212H13ZM25 213H24L23 215H25ZM49 213H50V212H49ZM49 213H48V214H49ZM61 213H62V212H61ZM64 213H65V212H64ZM64 213H63V214H64ZM72 213H73V212H72ZM80 213H78V214H80ZM86 213H87V212H86ZM88 213H89V212H88ZM96 213L93 212L92 214H94V216H96V218H97ZM105 213H107V215H106ZM130 213H131V212H130ZM163 213H164V212H163ZM163 213H161V215H162ZM171 213H172V212H171ZM173 213H174V212H173ZM175 213H174V215H176ZM181 213H182V212H181ZM202 213H203V212H202ZM220 213H222V212H220ZM228 213H229V212H228ZM228 213H227V214H228ZM248 213H249V212H248ZM256 213H257V212H256ZM262 213H263V212H262ZM0 214H1V213H0ZM3 214H4V213H3ZM5 214H6V213H5ZM5 214H4V215H5ZM16 214H17V213H16ZM16 214H15V215H16ZM27 214H28V213H27ZM32 214H34V212H33ZM36 214H38V213L35 212L34 215L37 216ZM63 214H62V215H63ZM84 214H85V213H84ZM112 214H113V212H112ZM114 214H115V213H114ZM119 214H120V213H119ZM141 214H142V213H141ZM144 214H145V213H144ZM148 214H149V212H148ZM165 214H166V213H165ZM167 214H168V216L171 215V214L169 215V213H167ZM167 214H166V215H167ZM186 214H188V213H185V215H186ZM199 214H200V215H199V217H200V216H201V213H199ZM216 214H217V213H216ZM236 214H237V213H236ZM243 214H245V213H243ZM243 214H242V215H243ZM249 214H252V213H249ZM258 214H260V213H258ZM34 215H32V216H34ZM60 215H61V214H60ZM72 215H73V214H72ZM74 215H75V214H74ZM86 215H88V214H86ZM90 215H91V214H89V216H90ZM123 215H124V214H123ZM126 215H127V213H126ZM145 215H147V214H145ZM158 215H159V213H158ZM161 215H159V216H161ZM181 215H182V214H181ZM203 215H204V214H203ZM203 215H202V216H203ZM205 215H206V214H205ZM225 215H226V214H225ZM233 215H235V214L233 213ZM240 215H241V214H240ZM240 215H239V216H240ZM253 215H254V213H253ZM256 215H257V214H256ZM262 215H263V214H262ZM0 216H1V215H0ZM2 216H3V215H2ZM19 216H20V215H19ZM35 216H34V217H35ZM39 216H40V215H39ZM69 216H70V215H69ZM69 216H68V217H69ZM76 216H77V215H76ZM76 216H75V217H76ZM91 216H92V215H91ZM113 216H114V215H113ZM115 216L117 217V214H115ZM138 216H139V214H138ZM143 216H144V215H143ZM147 216H148V215H147ZM151 216H152V214H151ZM163 216H164V215H163ZM172 216H173V214H172ZM179 216H180V215H179ZM197 216H198V215H197ZM218 216H219V214H218ZM246 216H247V215H246ZM13 217H14V216H13ZM22 217H23V216H22ZM22 217H21V218H22ZM25 217H26V216H25ZM42 217H43V216H41L40 218H42ZM63 217H64V216H63ZM72 217H73V216H72ZM79 217H80V216H78V218H79ZM84 217H85V216H84ZM109 217H111V216H109ZM118 217H119V215H118ZM128 217H129V215H128ZM134 217H135V216H134ZM139 217H140V216H139ZM139 217H138V218H139ZM149 217H150V216H149ZM154 217H155V215H154ZM166 217H167V216H166ZM177 217H178V216H177ZM177 217H176V218H177ZM188 217H189V216H188ZM188 217H187V218H188ZM204 217H205V216H204ZM230 217H231V216H230ZM230 217H229V218H230ZM237 217H238V216H237ZM237 217H236V218H237ZM243 217H244V216H243ZM243 217H242V219H243ZM248 217L250 218L251 216L248 215ZM248 217H247V218H248ZM253 217H254V216H253ZM260 217H261V214H260ZM4 218H5V217H4ZM6 218H7V216H6ZM10 218H12L11 215H10L9 219H10ZM19 218H20V217H19ZM23 218H24V217H23ZM26 218H28V217H26ZM35 218H36V217H35ZM35 218H34V222H35ZM46 218H47V217H46ZM48 218H49V217H48ZM52 218H53V217H52ZM57 218L60 219V217H57ZM61 218H62V217H61ZM65 218H66V217H65ZM73 218H74V217H73ZM85 218H86V217H85ZM85 218H83V219L85 220ZM90 218H91V217H90ZM92 218L96 219L95 217H92ZM92 218H91V220H92ZM120 218H122V217L120 216ZM124 218H125V217H124ZM129 218H130V217H129ZM141 218H142V217H141ZM143 218H144V217H143ZM145 218H146V217H145ZM157 218H158V216H157ZM157 218H155V219L157 220ZM159 218H160V219H163V218H161V217H159ZM187 218H186V219H187ZM200 218H201V217H200ZM205 218H206V217H205ZM211 218H212V217H211ZM226 218H228V217H226ZM249 218H248V221H249ZM256 218H257V217H256ZM256 218H255V219H256ZM261 218H262V217H261ZM263 218H264V217H263ZM13 219H14V218H13ZM13 219H12V220H13ZM16 219H17V218H16ZM16 219H15V220H16ZM28 219H29V218H28ZM28 219H27V221H28ZM36 219H37V218H36ZM43 219H44V218H43ZM49 219L51 220V217H50ZM67 219H68V218H67ZM67 219H66V221H64V223L62 224V226L65 224V222L71 220V218H70V220H67ZM79 219L81 220V218H79ZM87 219H88V218H86V221L88 222ZM94 219H93V221L95 222ZM100 219L97 218L96 220H100ZM109 219H110V218H109ZM112 219H113V218H112ZM155 219H154V220H155ZM164 219H165V218H164ZM177 219H178V218H177ZM181 219H182V217H181ZM183 219H184V215H183ZM198 219H199V218H198ZM198 219H196V220H198ZM203 219H204V218H203ZM215 219H216V218H215ZM231 219H232V218H231ZM233 219H235V218H233ZM239 219L241 220V218H239ZM239 219H238V220H239ZM250 219H251V218H250ZM252 219H254V218H252ZM252 219H251V220H252ZM255 219H254V220H255ZM2 220H3V219H2ZM6 220L8 221V219H6ZM30 220H32L31 217H30ZM55 220H56V219H55ZM91 220H89V221H91ZM105 220H107V219H105ZM113 220H114V219H113ZM118 220H120V219H118ZM131 220H132V219H131ZM138 220H139V219H138ZM150 220H153V219L150 218ZM154 220H153V221H154ZM156 220H155V221H156ZM171 220H172V219H171ZM179 220H180V219H179ZM187 220H188V219H187ZM189 220H188V221H189ZM196 220H195V221H196ZM210 220H212V219H210ZM217 220H219V219H217ZM223 220H224V219H223ZM229 220H230V219H229ZM244 220H245V222H247V221H246V218H245ZM244 220H243V221H244ZM251 220H250V221H251ZM9 221H10V220H9ZM24 221H25V219H24ZM24 221H23V222H24ZM32 221H33V220H32ZM32 221H31L30 223H32ZM52 221H54V220H52ZM52 221H51V222H52ZM60 221H61V219H60ZM62 221H63V220H62ZM75 221H76V219H75ZM78 221H79V220H78ZM101 221H99V222H101ZM110 221H111V219H110ZM114 221H115V220H114ZM124 221H125V219H124ZM124 221H123V222H124ZM129 221H130V220H129ZM134 221H135V220H134ZM143 221H146V219H145V220L143 219ZM157 221H158V220H157ZM161 221H162V220H161ZM161 221H160V222H161ZM182 221L184 222V220H182ZM182 221H181V222H182ZM188 221H187V222H188ZM191 221H192V220H191ZM191 221H189V222L191 223ZM206 221H207V220H206ZM215 221H216V220H215ZM231 221H232V220H231ZM250 221H249V223H250ZM255 221H256V220H255ZM257 221H258V219H257ZM261 221H262V220H261ZM3 222H4V221H3ZM15 222H16V223H17V222L19 223V221H17V220H16ZM20 222H21V221H20ZM28 222H29V221H28ZM34 222H33V223H34ZM43 222H44V221H43ZM48 222H49V221H48ZM76 222H77V221H76ZM76 222H75V223H76ZM82 222H85V221H81V223H82ZM94 222H93V223H94ZM99 222L97 221L96 223L98 224ZM117 222H118V221H117ZM120 222H121V221H120ZM138 222H139V221H138ZM140 222L142 223V221H140ZM146 222H147V221H146ZM150 222H151V221H150ZM167 222H168V220H167ZM172 222H173V221H172ZM181 222H180V223H181ZM192 222H193V221H192ZM200 222H203V221H200ZM204 222H205V221H204ZM211 222H212V221H211ZM211 222H210V223H211ZM228 222H229V221H228ZM236 222H237V220H235V222H233V223H236ZM239 222H240V221H239ZM241 222H242V220H241ZM253 222H254V221H253ZM259 222H260V221H259ZM5 223H6V222H5ZM16 223H15V224H16ZM26 223H27V222H26ZM33 223H32V224H33ZM44 223H45V222H44ZM75 223H73V224H74V225H73L74 227L76 226ZM93 223H91V224L93 225ZM102 223H103V222H102ZM113 223L115 224V222H113ZM125 223H128V222L125 221ZM130 223H131V221H130ZM132 223H133V222H132ZM134 223H135V222H134ZM143 223H144V222H143ZM143 223H142V225H143ZM151 223H152V222H151ZM157 223H159V222H157ZM162 223H163V222H162ZM190 223H189V224H190ZM205 223L207 224V222H205ZM224 223H225V222H224ZM233 223H228V224H233ZM249 223H248V224H249ZM254 223H255V222H254ZM261 223H262V222H261ZM8 224H9V223H8ZM8 224H7V226H8ZM13 224H14V223H13ZM15 224L13 225L14 227H15ZM32 224H31V225H32ZM71 224H72V222H71ZM71 224H70V225H71ZM76 224H77V223H76ZM78 224H79V223H78ZM85 224H86V223H85ZM85 224H84V225H85ZM94 224H95V223H94ZM97 224H95V225H97ZM99 224H101V223H99ZM99 224H98V225H99ZM104 224H108V222H107V223H104ZM109 224H110V222H109ZM118 224H119V223H118ZM138 224H139V223H138ZM144 224H145V223H144ZM155 224H156V223H155ZM164 224H166V226H167L168 223H164ZM173 224H174V223H172L171 227L173 226ZM189 224H188V226H191V225H189ZM195 224H196V222H195ZM206 224H205V226H208V225H206ZM214 224H216V223H214ZM217 224H218V223H217ZM238 224H240V223H238ZM248 224H247V225H248ZM24 225H25V223H24ZM26 225H27V224H26ZM35 225H37V224H35ZM38 225H39V224H38ZM43 225H44V224H43ZM45 225H46V224H45ZM54 225H55V224H54ZM67 225H69V224H67ZM67 225H66V226H67ZM87 225H88V224H87ZM87 225H86V226H87ZM89 225H90V223H89ZM89 225H88V226H89ZM129 225H130V224H129ZM149 225H150V224H149ZM152 225L154 226V224H152ZM152 225H151V226H152ZM158 225L160 226V224H158ZM162 225H163V224H162ZM181 225L183 226V223H181ZM181 225H179V226H181ZM184 225H185V224H184ZM192 225H194V222H193ZM197 225H198V224H196V226H197ZM200 225H201V224H200ZM200 225H198V226L200 227ZM225 225H226V224H225ZM247 225H246V227H249V226H247ZM257 225H262V226H264L263 224H259V223H258ZM2 226H4V225H2ZM7 226H6V227H7ZM9 226L11 227L10 229H12L13 226H11V225H9ZM9 226H8V229H9ZM19 226H20V225H19ZM21 226H22V225H21ZM21 226H20V228H21ZM29 226H30V225H29ZM48 226H51V225H47V227H48ZM56 226L58 227L57 224H56ZM78 226H79V225H78ZM80 226H82V225L80 224ZM90 226H91V225H90ZM105 226H106V225H105ZM109 226H110V225H108V227H109ZM120 226H121V225H120ZM124 226H125V225H124ZM126 226H127V225H126ZM126 226H125V228H126ZM131 226H133V225H131ZM137 226H138V225H137ZM147 226H148V225H146V227H147ZM156 226H157V225H156ZM166 226H165V227H166ZM185 226H187V224H186ZM188 226H187V227H188ZM202 226H204L203 223H202ZM205 226H204V230H205ZM213 226H214V225H213ZM216 226H217V225H216ZM218 226H219V225H218ZM229 226H230V225H228V227H229ZM231 226H233V225H231ZM234 226H235V225H234ZM234 226H233V227H234ZM239 226H240V225H239ZM239 226H238V227H239ZM241 226H242V225H241ZM241 226H240V227H241ZM14 227H13V228H14ZM16 227L18 228L17 225H16ZM39 227H40V225H39ZM43 227H44V226H43ZM59 227H60V226H59ZM68 227H69V226H68ZM100 227H101V226H100ZM102 227H103V225H102ZM102 227H101V228H102ZM121 227H122V226H121ZM121 227H120V228H121ZM144 227H145V226H143V228H144ZM146 227H145V229H146ZM163 227H164V226H163ZM175 227H176V226H175ZM175 227H172V228H175ZM177 227H178V226H177ZM193 227H194V226H193ZM199 227H198V228H199ZM220 227H221V226H220ZM228 227H227V228H228ZM233 227H232V228H233ZM238 227H237V228H238ZM259 227H261V226H259ZM0 228H1V227H0ZM4 228H5V227H4ZM34 228L36 229V227H34ZM40 228H41V227H40ZM53 228H54V227H53V225H52V229H51L52 231H53ZM65 228H66V227H65ZM70 228H71V227H70ZM75 228H76V227H75ZM75 228H74V229H75ZM81 228H82V227H81ZM86 228H87V227H86ZM90 228H91V227H90ZM93 228H94V225H93ZM93 228H91V229H93ZM98 228H99V227H98ZM101 228H99V229H101ZM104 228H105V227H104ZM106 228H107V226H106ZM106 228H105V229H106ZM111 228H112V227H111ZM138 228H139V227H138ZM149 228H150V226H149ZM155 228H156V227H155ZM157 228H158V227H157ZM161 228H162V227H161ZM161 228H160V229H161ZM179 228H180V227H179ZM183 228H184V227H183ZM213 228H214V227H213ZM225 228H226V227H225ZM227 228H226V229H227ZM232 228H230V231H231ZM237 228H236V229H237ZM18 229H19V228H18ZM18 229H17V230H18ZM22 229H23V228H22ZM29 229H32V228L30 227ZM38 229H39V228H38ZM72 229H73V227H72ZM76 229H78V228H76ZM76 229H75V230H76ZM88 229H89V228H88ZM88 229H87V230H88ZM109 229H110V228H109ZM121 229H124V227L121 228ZM121 229H120V230H121ZM133 229H134V226H133ZM135 229H136V228H135ZM145 229H143V230H145ZM152 229H153V227H152ZM158 229H159V228H158ZM158 229H156V230H158ZM165 229H168V226H167V228H165ZM165 229H163V231H164ZM189 229H190V228H189ZM191 229H192V228H191ZM194 229H195V228H194ZM208 229H209V226H208ZM215 229H216V228H215ZM243 229H244V228H243ZM254 229H255V228H254ZM254 229L252 228L253 231H254ZM6 230H7V229H6ZM26 230H27V229H26ZM32 230H34V229H32ZM39 230H40V229H39ZM41 230H43V229H41ZM47 230H48V229H47ZM63 230H64V229H63ZM67 230H68V232L71 231V230H69V229H67ZM67 230H66V232H67ZM81 230H82V229H81ZM81 230H80V231H81ZM84 230H86V229H84ZM87 230H86V231H87ZM89 230H90V229H89ZM89 230H88V232H90ZM93 230H94V229H93ZM110 230H111V229H110ZM112 230H113V228H112ZM126 230H127V229H126ZM150 230H151V229H150ZM154 230H155V229H154ZM154 230H153V231H154ZM173 230H174V229H173ZM180 230H181V229H180ZM180 230H179V231H180ZM183 230H187V228H186V229H183ZM195 230H196V229H195ZM199 230H201V229H199ZM209 230H210V229H209ZM209 230H208V231H209ZM213 230H214V229H213ZM227 230H228V229H227ZM233 230H235V229L233 228ZM233 230H232V232H231V235L234 234V233H233ZM239 230H240V229H239ZM245 230H246V229H245ZM245 230H244V231H245ZM250 230H251V229H250ZM252 230H251V232H252ZM255 230H256V229H255ZM258 230H259V229H258ZM261 230H262V229H261ZM12 231H13V230H12ZM23 231H24V230H23ZM27 231H28V230H27ZM34 231H35V230H34ZM36 231H37V230H36ZM43 231H45V230H43ZM72 231H73V230H72ZM95 231H97V229H95ZM106 231H107V229H106ZM130 231H132V230L130 229ZM139 231H141V230H139ZM159 231H160V230H158L157 232H159ZM171 231H172V230H171ZM171 231H170V232H171ZM176 231H177V230H176ZM189 231H190V230H189ZM191 231L193 232L194 230L192 229ZM191 231H190V232H191ZM211 231H212V230H211ZM214 231H215V230H214ZM228 231H229V230H228ZM246 231H247V230H246ZM259 231H260V230H259ZM8 232H9V230H8ZM21 232H22V231H21ZM21 232H19V233H21ZM41 232H42V231H41ZM49 232H50V231H49ZM59 232H60V231H59ZM64 232H65V231H64ZM73 232H74V231H73ZM75 232L77 233V231H75ZM82 232H83V231H82ZM82 232H81V233H82ZM88 232H87V233H88ZM91 232H92V231H91ZM103 232H104V230H103ZM103 232H102V234H103ZM113 232L115 233V231H113ZM116 232H117V230H116ZM120 232H123L122 234H124V231L121 230ZM137 232H138V231H137ZM137 232H136V233H137ZM143 232H144V231H143ZM147 232H150V231L147 230ZM157 232H156V233H157ZM187 232H188V231H187ZM215 232H217V230H216ZM215 232H212V234L215 233ZM222 232H223V231H220V233H222ZM236 232H238V231L236 230ZM17 233H18V232H17ZM22 233H23V232H22ZM26 233H29V231L26 232ZM39 233H40V232H39ZM44 233H45V232H44ZM50 233H51V232H50ZM56 233H57V232H55V234H56ZM69 233H70V232H69ZM71 233H72V232H71ZM79 233H80V232H79ZM79 233H78V234H75L74 236L76 237V235H79ZM81 233H80V234H81ZM96 233H97V232H96ZM100 233H101V231H100ZM100 233H98V235H97L98 237H99ZM104 233H105V232H104ZM107 233H108V232H107ZM107 233H106V234H107ZM111 233H112V232H111ZM125 233H126V232H125ZM128 233H129V232H128ZM131 233L134 234L135 232L132 231ZM136 233H135V234H136ZM141 233H142V232H141ZM141 233H140L139 237L142 235ZM152 233H153V232H152ZM156 233H155V234H156ZM164 233H165V232H164ZM166 233H167V232H166ZM173 233L175 234V232H173ZM176 233H177V234H180V233H178V232H176ZM181 233H182V232H181ZM185 233H186V232H185ZM200 233H201V232H200ZM202 233H203V231H202ZM225 233H226V231H225ZM242 233H243V232H242ZM247 233H248V232H247ZM252 233H255V232H252ZM15 234H16V233H15ZM31 234L34 236V233H31ZM40 234H41V233H40ZM40 234H39V235H40ZM46 234H48V232H46L45 235H46ZM52 234H53V233H52ZM55 234H53V235H55ZM58 234H59V233H58ZM67 234H68V233H66V235H67ZM155 234H154V236H155ZM158 234H159V233H158ZM158 234H157V235H158ZM161 234H162V233L159 234V237H160ZM187 234H188V233H187ZM191 234H193V233H191ZM195 234H196V232H195ZM197 234H199V232H198ZM205 234H206V233H205ZM205 234H203V235H205ZM212 234H211V235H212ZM217 234H218V233H217ZM235 234L237 235V233H235ZM258 234H259V233H258ZM258 234H257V236H258ZM262 234H263V233H262ZM9 235H10V234H9ZM19 235H20V234H19ZM21 235H22V234H21ZM23 235H24V234H23ZM36 235H37V234H36ZM41 235H42V234H41ZM49 235H50V234H49ZM82 235H83V234H82ZM85 235H86V234H85ZM88 235H90V234H88ZM88 235H87V236H88ZM92 235H93V234H92ZM94 235H95V232H94ZM104 235H105V234H104ZM109 235H110V233H109ZM116 235H117V234H116ZM116 235H115V236H116ZM118 235H119V234H118ZM144 235H145V234H144ZM144 235H142V236L144 237ZM146 235H147V234H146ZM148 235H149V234H148ZM162 235H163V234H162ZM182 235H183V234H182ZM184 235H185V234H184ZM189 235H190V234H189ZM218 235H219V234H218ZM226 235H229V234L226 233ZM242 235H244V233H243ZM242 235H241V236H242ZM260 235H261V232H260ZM260 235H259V236H260ZM26 236H27V235H26ZM55 236H56V235H55ZM55 236H54V239H58V238H55ZM58 236H59V235H58ZM61 236H62V235H61ZM64 236H65V234L63 233V237H64ZM72 236H73V234H72ZM83 236H84V235H83ZM97 236L95 235V237H97ZM105 236H106V235H105ZM115 236H114V237H115ZM121 236H122V235H121ZM126 236H127V234H126ZM129 236H131V235H129ZM133 236H134V235H133ZM149 236H150V235H149ZM163 236H164V235H163ZM169 236H172V235H169ZM185 236H186V235H185ZM191 236H192V235H191ZM194 236H196V235H194ZM199 236H200V235H199ZM201 236H202V235H201ZM212 236H213V235H212ZM214 236H215V235H214ZM214 236H213V238H215ZM220 236H221V235H220ZM222 236H223V235H222ZM224 236H225V235H224ZM233 236H234V235H233ZM245 236H247V234H245ZM257 236H255V237H257ZM262 236H264V235H262ZM6 237H7V236H4V238H6ZM11 237H12V236H11ZM29 237H30V236H29ZM34 237H35V236H34ZM40 237H41V236H40ZM45 237H46V236H44V238H45ZM51 237H53V236H51ZM66 237L68 238V236H66ZM75 237H74V238H75ZM79 237H81V236L79 235L77 238H79ZM93 237H94V236H93ZM93 237H91V239H92ZM98 237H97V239H100V238H98ZM110 237H111V236H110ZM123 237L125 238V236H123ZM143 237H141V238L144 240ZM157 237H158V236H157ZM159 237H158V238H159ZM161 237H162V236H161ZM173 237H175V236H173ZM216 237H217V236H216ZM228 237H229V236H228ZM239 237H240V236H239ZM243 237H244V236H243ZM243 237H240V239L242 240ZM253 237H254V236H253ZM49 238H50V236H49ZM61 238H62V237H61ZM61 238L59 237L60 240H61ZM69 238H70V237H69ZM81 238H83V237H81ZM104 238H105V237H104ZM131 238H132V237H131ZM136 238H137V237H136ZM152 238H153V237H152ZM152 238H151L150 240H152ZM158 238H157V239H158ZM162 238H163V237H162ZM178 238H179V237H178ZM180 238H181V236H180ZM180 238H179V239H180ZM184 238H185V237H184ZM187 238H188V237H187ZM203 238L205 239L204 236H203ZM203 238H202V239H203ZM206 238H211V237L209 236V237H206ZM220 238L222 239L223 237H220ZM225 238H226V236H225ZM225 238H224V239H225ZM232 238H233V237H232ZM244 238H245V237H244ZM244 238H243V239H244ZM258 238H259V237H258ZM263 238H264V237H262V239H263ZM7 239H8V238H7ZM24 239H25V238H23V240H24ZM31 239H33V238H31ZM35 239L38 240V238H36V237H35ZM35 239H34V240H35ZM41 239H42V238H41ZM62 239H63V238H62ZM83 239H85V237H84ZM86 239H87V238H86ZM101 239H103V237H102ZM107 239L109 240L110 238H107ZM111 239H112V238H111ZM126 239H127V238H126ZM139 239H140V238H139ZM139 239L137 238V242L139 241ZM171 239H172V237L170 238L169 241H171ZM173 239H176V238H173ZM173 239H172V240H173ZM179 239H176V240H179ZM192 239H193V238H192ZM202 239L200 238L199 240L202 241ZM226 239H228V238H226ZM226 239H225V241H226ZM235 239H236V238H235ZM237 239H238V238H237ZM240 239H238V240H240ZM247 239H248V238H247ZM247 239H246V240H247ZM250 239H252V238H250ZM259 239H261V237H260ZM45 240H46V238H45ZM48 240H49V239H48ZM50 240H51V238H50ZM60 240H59L58 242H61ZM68 240H69V239H68ZM68 240H67V242H68ZM72 240H73V238H72L71 240H69V241H72ZM75 240H76V238L74 239V242H75ZM113 240H114V239H113ZM120 240H122V239L120 238ZM120 240H119V241H120ZM123 240H124V239H123ZM127 240H129V238H128ZM134 240H135V238H134ZM134 240H132V241H134ZM140 240H141V239H140ZM145 240H146V239H145ZM150 240H147V241H150ZM154 240H155V239H154ZM158 240H159V239H158ZM164 240H165V239H164ZM166 240H168V237L166 238ZM190 240H191V238H190ZM209 240H210V239H209ZM215 240H216V239H215ZM218 240H219V239H218ZM229 240H230V239H229ZM233 240H234V238H233ZM248 240H249V239H248ZM2 241H3V240H2ZM19 241H21L22 243L24 242V241H22L21 239H19ZM28 241H30V240H28ZM85 241H86V240H85ZM90 241H91V240H90ZM94 241H95V240H94ZM96 241H97V240H96ZM99 241H100V240H99ZM99 241H97V242H99ZM103 241H104V240H103ZM115 241H116V240H115ZM115 241H114V242H115ZM132 241H131V242H132ZM152 241H153V240H152ZM159 241H160V240H159ZM159 241H158V242H159ZM169 241H168V242H169ZM196 241H197V240H196ZM204 241H205V240H204ZM207 241H208V240H207ZM222 241H223V240H222ZM225 241H224V242H225ZM236 241H237V240H235V243H236ZM252 241L254 242V241H256V240H252ZM15 242H16V241H15ZM31 242H32V241H31ZM38 242H39V241H38ZM38 242H37V243H38ZM41 242H43V239H42ZM49 242H50V241H49ZM55 242H57V241H55ZM55 242H54V243H55ZM76 242H77V240H76ZM83 242H84V240H83ZM83 242H81V243H83ZM108 242H109V241H108ZM117 242H118V241H117ZM123 242H124V241H123ZM128 242H129V241H128ZM128 242H127V243H128ZM142 242H143V241H142ZM154 242H155V241H154ZM154 242H153V243H154ZM158 242H157V243H158ZM163 242H164V241H163ZM163 242H162V243H163ZM165 242H166V241H165ZM179 242H180V241H179ZM208 242H210V241H208ZM212 242H213V241H212ZM218 242H219V241H218ZM218 242H217V243H218ZM230 242L232 243V242H234V241H230ZM238 242H239V241H238ZM240 242H241V241H240ZM247 242H248V241H247ZM260 242H261V241H260ZM45 243H46V241H45ZM45 243L43 242V244H45ZM47 243H48V241H47ZM52 243H53V239H52ZM52 243H51V244H52ZM54 243H53V245H54ZM64 243H65V244H68V243L65 242V238H64ZM64 243H63V245H64ZM79 243H80V241H79ZM89 243H91V244L93 245L92 241L89 242ZM102 243H105V241L102 242ZM118 243L120 244V242H118ZM138 243H140V242H138ZM150 243H151V242H150ZM169 243H171V242H169ZM172 243H173V242H172ZM176 243H177V242H176ZM184 243H185V242H184ZM188 243H190L189 240H188ZM188 243H187V244H188ZM193 243L195 244V242H193ZM213 243H214V242H213ZM225 243L228 244V242H225ZM225 243H224V244H225ZM242 243H243V242H242ZM250 243H251V241H250ZM258 243H259V242H258ZM258 243H256V244H258ZM262 243H264V242H262ZM16 244H17V243H16ZM16 244H15V245H16ZM20 244H21V243H20ZM25 244H26V243H25ZM25 244H24V247H25ZM27 244H29V243H27ZM34 244L36 245L35 241H34ZM40 244H42V243H40ZM40 244H37V246H39ZM43 244H42V245H43ZM83 244H84V243H83ZM83 244H82V245H83ZM96 244H97V243H96ZM99 244H101V243H99ZM105 244H106V243H105ZM110 244H111V243H110ZM124 244H126V243L124 242ZM124 244H123V245H124ZM128 244H129V243H128ZM128 244H127V245H128ZM135 244H136V242H135ZM135 244H134V246L137 245V244H136V245H135ZM140 244H142V243H140ZM147 244H149V243H147ZM155 244H156V243H155ZM159 244H161V243H159ZM181 244H182V243H181ZM185 244H186V243H185ZM190 244H191V243H190ZM190 244H188V245H190ZM194 244H193L192 246H194ZM198 244H199V243H198ZM203 244H204V243H203ZM206 244H207V243H206ZM221 244H223V243L221 242ZM227 244H226V245H227ZM247 244H248V243H247ZM253 244H254V243H253ZM256 244H255V245H256ZM11 245H12V248L17 247V246H14L12 243L9 244L8 242H6V243L3 242V246H2V247H4L3 249H5V248H7L8 246H11ZM17 245H18V244H17ZM48 245H49V243L47 244V246H48ZM55 245H56V244H55ZM57 245H58V244H57ZM57 245H56V247H53V248H57ZM69 245H70V244H69ZM72 245L74 246L75 243L72 244ZM80 245H81V244H80ZM86 245H87V244H86ZM88 245H89V244H88ZM106 245H107V244H106ZM114 245H115V243H114ZM114 245H113V247H115ZM120 245H121V244H120ZM129 245H130V244H129ZM145 245H146V244H145ZM150 245H151V244H150ZM152 245H153V244H152ZM171 245H172V244H171ZM171 245H170V246H171ZM199 245H200V244H199ZM204 245H205V244H204ZM204 245H203V247H204ZM209 245H210V243H209ZM232 245H233V247H235L234 244H232ZM232 245H228V247H229V246L232 247ZM236 245H237V244H236ZM239 245H240V243H239ZM239 245H238V246H239ZM244 245H245V244H244ZM249 245H250V244H248V246H249ZM258 245H259V244H258ZM20 246H22V245H20ZM28 246H29V245H28ZM84 246H85V245H84ZM89 246H90V245H89ZM110 246H112V245H110ZM121 246H122V245H121ZM125 246H126V245H125ZM131 246L134 248L133 244H132ZM138 246H139V245H138ZM148 246H149V245H148ZM154 246H155V245H153L152 247H154ZM159 246H160V245H159ZM161 246H162V245H161ZM172 246L174 247V245H172ZM200 246H201V245H200ZM214 246H215V245H214ZM241 246H242V245H241ZM241 246H240V247H241ZM248 246H246V247L244 246V247L247 248ZM250 246H251V245H250ZM260 246H262V245H260ZM0 247H1V246H0ZM18 247H19V246H18ZM18 247H17V248H18ZM22 247H23V246H22ZM31 247H32V245H31ZM31 247H29V248L31 249ZM35 247H36V246H35ZM42 247H43V246H42ZM50 247H51V246H50ZM66 247H67V246H66ZM75 247H78V248H79V246H75ZM92 247H93V246H92ZM97 247H98V244H97ZM99 247H100V245H99ZM105 247H106V246H105ZM107 247H108V245H107ZM119 247H120V246H119ZM140 247H141V246H140ZM145 247H146V246H145ZM150 247H151V246H150ZM178 247H179V246H178ZM180 247H181V246H180ZM187 247H188V246H187ZM203 247H202V248H203ZM217 247H218V246H217ZM240 247H239V248H240ZM242 247H243V246H242ZM9 248H10V247H9ZM25 248H26V247H25ZM29 248H28V249H29ZM59 248H60V247H59ZM59 248H58V249H59ZM68 248L70 249V247H68ZM71 248L73 249V247H71ZM85 248H87V247H85ZM88 248H89V247H88ZM95 248H96V247H95ZM95 248H93V249H95ZM103 248H104V246H103ZM124 248L126 249L127 247H124ZM133 248H131V249H133ZM135 248H137V247H135ZM142 248L144 249L143 246H142ZM166 248H167V247H166ZM181 248H182V247H181ZM181 248H180V249H181ZM183 248H184V247H183ZM199 248H201V247H199ZM205 248H206V247H205ZM209 248H210V247H209ZM219 248H220V247H219ZM219 248H218L217 250H219ZM221 248H222V247H221ZM223 248H224V246H223ZM258 248H259V247H258ZM262 248H263V247H261V249H262ZM32 249H34V248H32ZM42 249H43V248H42ZM79 249H80V248H79ZM82 249H83V248H82ZM90 249H92V248H90ZM97 249H100V248H97ZM113 249H114V248H113ZM117 249H118V248H117ZM117 249H116V250H117ZM121 249H122V247H121ZM129 249H130V248H129ZM129 249H128V250H129ZM138 249H139V247H138ZM140 249H141V248H140ZM154 249H158V247H157V248L155 247ZM154 249H153V250H154ZM162 249H163V247H162ZM164 249H165V248H164ZM164 249H163V250H164ZM168 249L171 250V248H168ZM168 249H167V250H168ZM174 249H175V248H174ZM176 249H178V248L176 247ZM195 249H196V248H195ZM211 249H212V248H211ZM229 249H230V248H229ZM229 249H228V251H229ZM254 249H255V247H254ZM259 249H260V248H259ZM0 250L2 251V249H0ZM7 250H8V249H7ZM12 250H13V249H12ZM16 250H17V249H16ZM18 250H19V249H18ZM20 250H21V249H20ZM39 250H40V249H39ZM44 250H45V249H44ZM48 250H49V249H48ZM52 250H53V249H52ZM54 250H55V249H54ZM74 250H75V249H74ZM74 250H73V251H74ZM86 250H87V249H86ZM88 250H89V249H88ZM95 250H96V249H95ZM95 250H94V251H95ZM103 250L105 251V248H104ZM106 250H107V249H106ZM118 250H119V249H118ZM122 250H123V249H122ZM128 250H127V251H128ZM135 250H136V249H135ZM149 250H150V249H149ZM149 250H148V251H149ZM151 250H152V249H151ZM160 250H161V247H160ZM160 250H159V251H160ZM163 250H162V252H163ZM178 250H179V249H178ZM189 250H190V249H189ZM191 250H192V248H191ZM197 250H198V249H197ZM212 250H213V249H212ZM212 250H209V251H212ZM220 250H221V249H220ZM220 250H219V251H220ZM223 250H224V249H223ZM231 250H232V249H231ZM251 250H252V248H251ZM23 251H24V250H23ZM25 251H27V250H25ZM28 251H29V250H28ZM34 251H38V250H37V249H34ZM42 251H43V250H42ZM57 251H58V250H57ZM64 251H65V250H64ZM66 251H67V250H66ZM68 251H69V250H68ZM78 251H80V250H78ZM89 251H90V250H89ZM94 251H93V252H94ZM107 251H109V248H108ZM130 251H133V250H130ZM139 251H140V250H139ZM144 251H145V249H144ZM144 251H142V252H144ZM184 251H185V249H184ZM195 251H196V250H195ZM195 251H194L193 253H195ZM207 251H208V250H207ZM209 251H208V252H209ZM221 251H222V250H221ZM228 251H227V252H228ZM238 251H239V250H238ZM238 251H237V252H238ZM244 251H245V250H244ZM246 251H249V250L247 249ZM5 252H6V251H5ZM14 252H15V251H14ZM59 252H60V251H59ZM61 252H62V251H61ZM80 252H83V251L81 250ZM80 252H79V253H80ZM84 252H85V251H84ZM86 252H87V251H86ZM102 252H103V251H102ZM114 252H115V253H114ZM114 252H113L114 254L119 253L118 251H117V252L114 251ZM134 252H135V251H134ZM137 252H138V251H137ZM137 252H136V253H137ZM140 252H141V251H140ZM142 252H141V253H142ZM145 252H146V251H145ZM154 252L157 253V251H154ZM169 252H170V251H169ZM171 252H173V251H171ZM179 252H180V251H179ZM185 252H187V251H185ZM189 252H190V251H189ZM189 252H188V254H189ZM197 252H198V251H197ZM197 252H196V253H197ZM200 252H201V251H200ZM204 252H206V251H204ZM212 252H213V251H212ZM222 252H224V251H222ZM231 252H232V251H231ZM259 252L261 253L260 250H259ZM263 252H264V251H263ZM8 253H9V252H8ZM17 253H19V251H18ZM20 253H21V252H20ZM37 253H38V252H37ZM42 253H43V252H42ZM51 253H52V252H51ZM74 253H75V252H74ZM74 253H73V254H74ZM91 253H92V252H91ZM91 253H90V254H91ZM96 253H97V251H96ZM96 253H94V254L96 255ZM109 253H111V252H109ZM113 253H112V254H113ZM121 253H122V252H121ZM130 253H131V252H129L128 254H130ZM164 253H166V252H164ZM175 253H176V252H175ZM175 253H174V254H175ZM210 253H211V252H210ZM210 253H209V254H210ZM215 253H216V251H215ZM224 253H226V252H224ZM239 253H240V252H239ZM242 253H243V252H242ZM250 253H251V255H252V251H250ZM253 253H254V252H253ZM3 254H4V253H3ZM5 254H6V253H5ZM5 254H4V255H5ZM11 254H15V253H12V252H11L10 254H6V257H7V255L9 256V255H11ZM23 254H25V253H23ZM27 254H28V253H27ZM75 254H76V253H75ZM88 254H89V253H88ZM90 254H89V255H90ZM98 254L100 255V253H98ZM112 254H110V256H111ZM142 254H143V253H142ZM147 254H149V253H147ZM153 254H154V253H153ZM157 254H158V253H157ZM168 254H169V253H168ZM184 254H185V253H184ZM191 254H192V253H191ZM211 254H212V253H211ZM213 254H214V252H213ZM222 254H223V253H222ZM233 254H234V253H233ZM244 254H246V253H244ZM248 254H249V253H248ZM262 254H263V253H262ZM262 254H259V253H258L259 256H261ZM0 255H2V254H0ZM16 255H17V254H16ZM25 255H26V254H25ZM29 255H31V254H29ZM29 255H27V256L29 257ZM34 255H35V254H34ZM46 255H48V254H46ZM46 255H42V256H46ZM49 255H51V254H49ZM52 255H53V254H52ZM55 255H56V254H55ZM77 255H78V253H77ZM79 255H80L79 257H81V255L83 256V254H79ZM84 255H87V254H84ZM99 255H98V257H99ZM103 255H104V254H103ZM103 255H102V256H103ZM107 255H108V254H107ZM107 255H105L106 258H107ZM122 255H123V254H122ZM124 255H125V254H124ZM137 255H138V254H137ZM144 255H145V254H144ZM159 255H160V254H159ZM164 255H165V254H164ZM176 255H179V254H176ZM176 255H175V256H176ZM201 255H202V257L205 256V255L203 256L202 253H201ZM207 255H208V253H207ZM218 255L220 256V253H218ZM229 255H230V254H229ZM236 255H237V254H235V256H236ZM251 255H250V256H251ZM37 256H38V255H37ZM37 256L35 255V257H37ZM72 256H74V255H72ZM110 256H108V259H109ZM112 256H113V255H112ZM120 256H121V254H120ZM132 256H133V254H132ZM135 256H136V255H135ZM140 256H141V255H140ZM148 256L150 257V255H148ZM148 256H147V257H148ZM154 256H156V254H155ZM162 256H163V255H162ZM165 256H166V255H165ZM170 256L172 257V254H171ZM182 256H183V255H182ZM194 256H195V255H194ZM221 256H224V255H221ZM221 256H220V257H221ZM227 256H228V255H227ZM232 256H233V255H232ZM245 256H246V255H245ZM250 256H249V257L247 256V257H248L247 259L252 260V257H253V256H252V257H250ZM9 257H10V256H9ZM16 257H17V256H16ZM66 257H67V258H65V257H64V258L67 260V259H68V255H67ZM69 257H70V254H69ZM75 257L78 258V256H75ZM88 257H89V256H88ZM95 257H96V256H95ZM98 257H97V258H98ZM143 257H144V256H143ZM147 257L145 256L144 258H147ZM149 257H148V258H149ZM152 257H153V256H152ZM173 257H174V256H173ZM186 257H187V256H186ZM186 257H185V258H186ZM191 257H192V256H191ZM196 257H197V256H196ZM213 257H215V256L213 255ZM213 257H212V258H213ZM217 257H218V256H217ZM240 257H242V256L240 255ZM12 258L14 259V257H12ZM33 258H34V257H33ZM37 258H38V257H37ZM37 258H35V259H37ZM40 258H41V257H40ZM43 258H44V257H43ZM59 258H60V257H59ZM85 258H86V257H85ZM85 258H84V259H85ZM89 258H91V257H89ZM89 258H88V259H89ZM97 258H95V259H97ZM114 258H115V256H114ZM117 258H118V254H117ZM117 258H116V259H117ZM127 258H128V257H127ZM136 258H138V256H137ZM141 258H142V256H141ZM144 258H143V259H144ZM153 258H154V257H153ZM158 258H159V257H158ZM166 258H168V256H167ZM200 258H201V257H200ZM222 258H224V257H222ZM222 258H220L221 260L219 259L220 262H218V263L221 264V261L223 260ZM225 258H226V257H225ZM229 258H230V257H229ZM234 258H235V257H234ZM234 258L232 257V259H234ZM7 259H9V258H7ZM15 259H16V261H17V258H15ZM20 259H21V258H20ZM20 259H18L19 262H22V261H20ZM22 259H23V258H22ZM28 259H29V258H28ZM30 259H31V258H30ZM71 259H73V257H72ZM102 259H103V258H102ZM118 259H119V258H118ZM133 259H134V258H133ZM161 259H162V257H161L159 260H161ZM169 259H170V258H169ZM171 259H172V258H171ZM186 259H188V258H186ZM193 259H195V258H193ZM201 259H203V258H201ZM205 259H206V258H205ZM232 259H231V260H232ZM236 259H237V258H236ZM240 259H241V258H240ZM253 259H254V257H253ZM259 259H262V258H258L257 260H259ZM1 260H2V258H1ZM1 260H0V262H1ZM11 260H12V259H11ZM37 260H38V259H37ZM37 260H36V261H37ZM45 260H46V259H45ZM45 260H44V261H45ZM48 260H49V259H48ZM51 260H52V257H51ZM59 260H62V257H61ZM68 260H69V259H68ZM77 260H78V259H77ZM79 260H80V259H79ZM79 260H78V261H79ZM82 260H83V258H82ZM86 260H87V258H86ZM86 260H85V261L83 260L84 263H87V264H89V263L91 264V263H92V261H91V262L89 261V263H88V261L86 262ZM90 260H91V259H90ZM103 260H105V259H103ZM113 260L115 261V259H113ZM122 260H123V259H122ZM124 260L126 261L127 259L124 258ZM124 260H123V261H124ZM137 260H138V259H137ZM145 260H147V259H145ZM145 260H144V262H145ZM148 260H149V259H148ZM152 260H153V259H152ZM156 260H157V259H155V261H156ZM166 260H167V259H166ZM166 260H164V261H166ZM178 260H179V259H178ZM182 260H183V259H182ZM190 260H191V258H190ZM214 260H215V259H214ZM217 260H218V259H217ZM217 260H216V262H217ZM242 260H243V259H242ZM255 260H256V259H255ZM6 261H8V260H6ZM33 261L35 262L34 259H33ZM33 261H31V262H33ZM52 261H53V260H52ZM52 261H51V262H52ZM62 261H64V259H63ZM72 261H73V260L70 261L71 264H72ZM97 261H99V259H98ZM100 261H101V260H100ZM111 261H112V260H111ZM119 261H121V260H119ZM125 261H124V262H125ZM127 261H128V260H127ZM130 261H132V260L130 259ZM150 261H151V260H150ZM150 261H149V263H151ZM164 261H162V262H163L162 264H164ZM194 261H195V260H194ZM200 261H201V260L199 259V262H200ZM205 261L207 262V259H206ZM212 261H213V260H212ZM226 261H228V260H226ZM244 261H245V260H244ZM247 261H248V260H247ZM247 261H246V263H247ZM252 261H253V260H252ZM10 262H11V261H10ZM25 262H26V260H25ZM25 262H22V263H25ZM40 262H41V259H40ZM57 262H58V261H57ZM70 262H69V263H70ZM80 262H81V261H80ZM104 262H105V261H104ZM104 262H103V263H104ZM138 262H139V261H138ZM144 262H143V263H144ZM167 262H168V261H167ZM173 262H174V261H173ZM185 262H186V261H185ZM187 262H188V260H187ZM189 262H191V261H189ZM203 262H204V259H203ZM209 262H210V260H209ZM232 262H233V261H232ZM235 262H237V260H236ZM240 262H242V261H240ZM255 262H257V261H255ZM3 263H4V262H3ZM26 263H27V262H26ZM36 263H37V262H36ZM42 263H43V262H42ZM42 263H41V264H42ZM46 263H47V262H46ZM53 263H54V262H53ZM67 263H68V261H67ZM67 263H65V264H67ZM73 263H74V261H73ZM76 263H77V261H76ZM97 263H99V262H97ZM103 263H102V264H103ZM110 263H111V262H109V263H107V264H110ZM117 263H119V262L117 261ZM129 263H130V262H129ZM129 263L127 262V264H129ZM134 263H135V262H134ZM146 263H147V262H145L144 264H146ZM158 263H159V262H158ZM176 263H177V262H176ZM196 263H198V261H197ZM214 263H215V262H213V264H214ZM218 263H217V264H218ZM222 263H223V262H222ZM238 263H239V262H238ZM251 263L254 264L253 262H251ZM0 264H1V263H0ZM4 264H5V263H4ZM9 264H10V263H9ZM11 264H13V263H11ZM15 264H16V263H15ZM19 264H20V263H19ZM31 264H33V263H31ZM49 264H50V263H49ZM55 264H56V263H55ZM61 264H64V263H61ZM94 264H95V263H94ZM113 264H114V262H113ZM122 264H123V263H122ZM132 264H133V263H132ZM141 264H142V263H141ZM147 264H148V263H147ZM154 264H155V263H154ZM156 264H157V263H156ZM160 264H161V263H160ZM178 264H179V263H178ZM184 264H185V263H184ZM201 264H202V263H201ZM205 264H207V263H205ZM211 264H212V263H211ZM223 264H226V263H223ZM229 264H230V262H229ZM240 264H241V263H240ZM248 264H250V263L248 262ZM257 264H259V262H257ZM260 264H264V263H262V261H261Z\"/></svg>", "mask_w": 264, "mask_h": 264}]
</instances>
